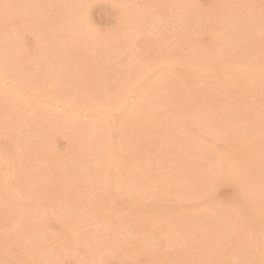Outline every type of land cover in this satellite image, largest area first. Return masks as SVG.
I'll list each match as a JSON object with an SVG mask.
<instances>
[{"label": "rangeland", "instance_id": "374dc122", "mask_svg": "<svg viewBox=\"0 0 264 264\" xmlns=\"http://www.w3.org/2000/svg\"><path fill=\"white\" fill-rule=\"evenodd\" d=\"M24 1V2H23ZM30 0H0V65L2 68H0L3 72H5L8 76V78L11 80H8V88L9 90L12 88L16 90V93L14 94V90L8 94L9 97H15L18 98L20 95L30 97L32 101L35 103H31V110L30 113L26 112V120L25 121H15L16 125L8 126V141H0V228L3 229L0 230V264H86L91 263L93 264H264V33H262V30L264 32V2L263 0H59L62 4L60 5L58 0H31L30 3L27 2ZM39 1V2H38ZM44 5H42L41 3ZM45 1V3H44ZM49 1V3H48ZM53 3H52V2ZM66 1V2H65ZM92 1V3H90ZM114 1H116L114 4ZM131 1V2H130ZM172 1V2H171ZM185 1V3H184ZM216 1V2H214ZM224 1V2H223ZM245 1V2H244ZM59 2V3H58ZM65 2V3H64ZM71 4H70V3ZM83 2V3H81ZM86 2V3H85ZM126 2V3H125ZM128 2V5H127ZM130 2V3H129ZM134 2V5L132 4ZM166 5H164L163 3ZM180 2V3H179ZM190 2V3H188ZM194 2V3H193ZM214 4H213V3ZM222 2V3H221ZM228 4H227V3ZM237 2V3H235ZM253 2V3H249ZM255 2V3H254ZM78 4L77 6L74 4ZM90 3V4H88ZM120 3V4H119ZM122 3V4H121ZM129 6L128 8L125 7V5ZM152 3V4H151ZM159 3V4H157ZM170 3V4H169ZM184 6H183V4ZM243 5H241V4ZM262 5H261V4ZM52 4V5H51ZM56 6H55V5ZM65 7H62L64 6ZM69 6H66V5ZM148 4H151L148 5ZM157 4V5H156ZM161 4V6H160ZM180 6H179V5ZM218 4V5H217ZM232 4V5H231ZM258 4V5H257ZM260 4V5H259ZM36 5L38 7H36ZM41 5V6H40ZM73 5L74 7H72ZM81 5V6H80ZM89 5V6H88ZM124 5V6H123ZM146 5V6H145ZM164 7H163V6ZM170 5V6H169ZM212 5V6H211ZM223 5V6H222ZM227 5H230L229 7ZM256 5V6H255ZM41 8H40V7ZM51 6V8H50ZM136 6V7H135ZM140 6V7H138ZM176 6V7H175ZM179 6V7H178ZM189 6V8H188ZM211 6V8H210ZM216 6V10L215 7ZM222 6V8H220ZM227 6V7H226ZM237 6H239L237 8ZM242 6V7H241ZM254 6V10L252 7ZM259 6V7H257ZM43 7V8H42ZM45 7V8H44ZM56 7V8H55ZM58 7V10H57ZM62 7V8H59ZM68 7V9L66 8ZM76 7V8H75ZM132 7V8H131ZM149 8V10H147ZM153 7V8H152ZM157 7V8H155ZM192 7V8H191ZM219 7V8H218ZM235 8L234 10L232 8ZM247 7V8H246ZM251 7V9H250ZM39 10H38V9ZM54 8V10H53ZM71 8V9H70ZM73 8V10H72ZM82 10H81V9ZM125 8V9H124ZM135 10V11H131ZM139 8V9H136ZM143 8V9H142ZM165 8V9H164ZM184 8V10H183ZM188 8V9H187ZM209 8V9H208ZM240 8V9H239ZM47 9V12H45ZM49 9V10H48ZM124 9V11H123ZM155 9V10H154ZM160 9V10H159ZM163 9V10H162ZM182 9V10H180ZM189 9L190 12H189ZM194 9H198L194 10ZM214 9V10H213ZM219 9V11H218ZM222 9V10H221ZM239 11H238V10ZM41 10V11H40ZM45 10V11H44ZM68 10V11H67ZM70 10V12H69ZM85 10V15L84 14ZM129 10V12H128ZM139 10V13L137 14ZM142 10V12H141ZM156 10L157 13H156ZM166 12H165V11ZM202 10V11H201ZM227 10V11H226ZM231 10V11H229ZM241 10V11H240ZM243 10V12H242ZM247 10V11H245ZM252 10V11H251ZM260 12H258V11ZM37 11V12H36ZM40 11V12H39ZM50 11V12H49ZM54 13H53V12ZM67 11V14H65ZM74 14H71L73 13ZM137 11V12H136ZM151 13H149V12ZM160 11V12H159ZM162 11V12H161ZM164 11V14H162ZM172 11L174 13H172ZM177 11V12H176ZM188 11V12H186ZM197 11V13H196ZM205 11V12H204ZM209 11L212 12V15ZM216 13H213L215 12ZM235 11V12H234ZM261 11H263L261 13ZM64 13V17L62 19V15ZM128 12V13H126ZM144 12V13H143ZM154 12V13H153ZM160 13V15L158 14ZM183 14H182V13ZM193 12V13H192ZM209 14H207V13ZM232 12V13H231ZM248 12V15H247ZM250 12V13H249ZM256 12V13H254ZM37 13L42 14V16H39ZM47 13V14H46ZM60 13V14H59ZM70 13V14H69ZM80 13V14H79ZM165 13L170 14L169 17L165 16ZM172 13V14H171ZM176 13V17H175ZM185 13H188L186 15ZM190 13V14H189ZM199 13H202V15L205 18H202L203 16ZM206 13V14H205ZM220 13V14H219ZM226 13V14H223ZM237 13V14H236ZM245 13V15H244ZM37 14V16H36ZM46 14V15H45ZM56 16H55V15ZM78 14V15H77ZM124 14V17H123ZM126 14V15H125ZM128 14V15H127ZM142 14V15H141ZM157 15V17H155ZM180 14V15H179ZM193 14V16L191 15ZM216 14V15H215ZM71 15V18H70ZM81 15V16H80ZM133 15V16H132ZM138 15V17H137ZM140 15V16H139ZM174 15V16H173ZM185 15V16H184ZM191 15V17H190ZM197 15V16H195ZM201 16L198 18V16ZM208 15V16H207ZM218 15V16H217ZM223 15V16H222ZM226 15V16H225ZM231 15V16H230ZM236 15V16H235ZM238 15V16H237ZM242 15V16H241ZM256 17H255V16ZM260 15V16H258ZM262 15V16H261ZM45 16V17H44ZM51 19H49L48 17ZM68 16V18H67ZM126 16V17H125ZM136 16V18H135ZM142 16V17H141ZM146 16V17H145ZM149 16V17H148ZM153 18H152V17ZM162 18H161V17ZM171 16V17H170ZM173 16V18H172ZM179 16V17H178ZM181 16V17H180ZM183 16V17H182ZM209 18H207V17ZM222 16V17H221ZM235 16V17H234ZM253 16V18H252ZM42 17L44 20H42ZM47 17V19H46ZM56 17V18H55ZM61 17V18H60ZM128 17V18H127ZM165 17V18H163ZM186 17V18H185ZM217 17V18H214ZM221 17V18H219ZM245 17V18H244ZM249 17V18H248ZM263 19H262V18ZM85 18V20L83 19ZM87 18V19H86ZM127 18L126 21H124ZM138 18V19H137ZM157 18V19H156ZM184 18V19H183ZM192 18V20H191ZM197 18V19H196ZM212 21H211V19ZM230 21L227 22L225 21ZM231 18V19H230ZM239 18V19H238ZM244 18V19H243ZM247 18V19H246ZM52 23L50 20H53ZM59 19V20H58ZM68 19V23L64 22ZM74 20L75 22L71 21ZM83 19V21L81 20ZM124 19V20H123ZM131 19V20H130ZM142 19V20H141ZM148 20V22L146 20ZM152 19V20H151ZM156 23H155V20ZM159 19V20H158ZM169 19V20H168ZM175 19V20H174ZM179 19V20H178ZM190 19V20H189ZM196 23H193L194 20ZM200 19V20H199ZM206 19V20H202ZM220 19H224L223 21ZM229 19V20H228ZM245 21H243V20ZM252 19V20H250ZM80 24H78L77 22ZM88 20V21H87ZM123 22H120L122 21ZM129 20V21H128ZM134 20V21H133ZM137 23H136V21ZM144 20V21H143ZM161 20V21H160ZM184 20V22H183ZM190 22H189V21ZM201 20L203 21L201 23ZM258 22H256V21ZM44 21V23H43ZM49 21V22H48ZM60 21H63L60 23ZM86 21V22H85ZM154 21V22H153ZM164 21V22H163ZM167 21H171L170 23ZM176 21H178L176 23ZM198 21V22H197ZM210 21V22H209ZM219 21V22H218ZM234 23H233V22ZM249 21V23H248ZM56 22V23H55ZM126 22V23H124ZM140 22V23H139ZM142 22V23H141ZM145 23V25L143 24ZM159 22V28L158 27ZM162 22V23H160ZM187 22V24H186ZM218 22V23H217ZM251 22V23H250ZM43 23V24H42ZM47 23V24H46ZM64 23V25H62ZM70 23V24H69ZM86 26L83 27V25ZM89 23V24H87ZM121 23V25H120ZM128 23V24H127ZM169 23V25H168ZM187 25L185 27L183 24ZM198 23V24H197ZM207 23V25H206ZM214 23V25L212 24ZM217 23V24H216ZM226 23V24H225ZM230 23V24H229ZM238 23V25H237ZM261 23V24H260ZM54 24V25H51ZM69 24V26H68ZM76 24V25H75ZM124 24V26H123ZM127 24V25H126ZM135 24V25H134ZM136 24L139 26L135 27ZM152 24V25H150ZM157 24V26H156ZM164 24V25H163ZM173 24V26H172ZM212 24V25H211ZM221 24V25H220ZM248 24V25H247ZM251 24V25H250ZM255 24V25H254ZM263 24V25H262ZM43 25V26H42ZM50 25L48 28L47 26ZM88 25H90L88 27ZM121 27H119V26ZM131 28H130V26ZM134 25V28H133ZM148 25V26H146ZM154 25V26H153ZM161 25V26H160ZM183 25V29L181 27ZM196 25V26H195ZM200 25V27H198ZM205 25V27H204ZM250 25V26H249ZM261 25V27H259ZM55 26V27H54ZM58 28H57V27ZM66 26V27H64ZM92 26V27H91ZM123 26V27H122ZM145 28H144V27ZM156 26V27H155ZM164 26V27H163ZM180 26V27H179ZM192 26V27H191ZM211 26V27H208ZM217 26V27H216ZM223 26V28H221ZM230 26V27H229ZM233 26V27H232ZM237 26V27H236ZM241 26L244 28H241ZM46 27V28H45ZM62 27V28H61ZM74 27V28H73ZM94 27V28H93ZM119 27V28H118ZM129 27V28H128ZM143 27V28H142ZM146 27H148L146 29ZM151 27V28H150ZM163 27V28H162ZM198 27V28H197ZM214 29H213V28ZM218 29L217 32L215 31L216 28ZM219 27V28H218ZM248 27V28H247ZM250 27V28H249ZM43 28V29H42ZM53 28V29H52ZM55 28V31H53ZM57 28V29H56ZM82 28V29H81ZM83 28H87L83 30ZM90 28V29H89ZM140 28V29H139ZM176 28V29H173ZM178 28V29H177ZM193 28V29H192ZM196 28V29H195ZM201 28V29H200ZM205 28V29H204ZM212 28V29H210ZM221 28V29H220ZM225 28V29H224ZM229 28V30H228ZM235 28V29H234ZM247 28V29H246ZM255 28L257 30H255ZM52 31H51V30ZM78 29V30H77ZM98 30L101 34V38H98V35H100L97 31ZM126 32H124L123 30ZM136 32V35L135 32ZM139 29V30H138ZM146 29V30H144ZM152 31H151V30ZM156 29V30H155ZM161 29V30H160ZM167 29V30H166ZM171 29V30H169ZM180 29V31H179ZM185 29V30H184ZM208 29V30H207ZM240 29V31H238ZM242 29V30H241ZM249 29L251 31H249ZM49 30V31H48ZM58 30V31H57ZM60 30V31H59ZM62 30V31H61ZM69 30V31H67ZM75 30V31H74ZM143 30V31H141ZM160 30V31H159ZM163 30V33H162ZM166 30V31H165ZM173 30V31H172ZM176 30V31H175ZM191 30V31H189ZM193 30V31H192ZM196 30V31H194ZM212 30V31H211ZM221 30V31H220ZM228 32H227V31ZM234 30V31H230ZM8 31V32H7ZM51 31V33H50ZM122 31V32H121ZM131 31V32H130ZM133 31V32H132ZM145 31V33H144ZM150 31V32H149ZM154 31V32H153ZM159 31V32H157ZM165 31V34H164ZM169 31V34H168ZM172 31V32H170ZM183 31V32H182ZM202 31V32H201ZM209 31V32H208ZM215 31V32H214ZM239 33H238V32ZM258 31V32H257ZM48 32V34H47ZM56 36H54L52 34ZM73 32V33H72ZM83 32V33H82ZM87 32V33H86ZM129 32V33H128ZM157 32V33H156ZM161 32V33H160ZM179 32V33H177ZM192 33L188 34V33ZM198 32V34L196 33ZM207 32V33H206ZM214 32V33H213ZM231 32V35H230ZM244 32V33H243ZM249 32H252L250 34ZM9 33V35H7ZM72 33V34H71ZM98 33V35H96ZM115 33V34H114ZM116 33L117 36H116ZM120 33V34H119ZM128 33V34H127ZM131 33V34H130ZM133 33V34H132ZM141 35H140V34ZM143 33V34H142ZM147 33V37H146ZM151 33V34H150ZM154 33V35H153ZM172 33V34H170ZM174 33V34H173ZM176 33V34H175ZM180 33H185V35H180ZM187 33V34H186ZM205 33V34H204ZM218 33V34H217ZM223 33L225 35H223ZM227 33V34H226ZM249 33V34H247ZM260 33V34H259ZM5 37H4V35ZM60 34L62 36H60ZM67 34V35H66ZM125 34V35H124ZM127 34V35H126ZM145 34V35H144ZM148 34H150L148 36ZM157 34V35H156ZM160 34V35H159ZM216 34V35H215ZM220 34V35H219ZM236 34V35H235ZM263 34V35H262ZM54 39H52L53 37ZM72 35V36H71ZM75 35V36H74ZM78 35V36H77ZM91 35V36H90ZM115 35V36H114ZM121 37H120V36ZM129 35V36H128ZM143 35V37H142ZM172 35V36H171ZM198 35V36H197ZM233 35V37H232ZM262 37H261V36ZM67 36V37H66ZM105 36V37H104ZM113 36V37H112ZM128 38H126V37ZM136 36V37H135ZM152 36V37H150ZM175 36V37H174ZM180 36V37H179ZM186 36V37H185ZM193 36H195L193 38ZM226 36V38H225ZM231 38H230V37ZM235 36V37H234ZM250 36V37H248ZM256 36L259 40H256ZM260 38H259V37ZM51 39L49 40L48 39ZM52 37V38H51ZM60 37V38H59ZM64 37V38H63ZM70 37V39L68 38ZM140 37V38H139ZM154 37V39H153ZM158 39H157V38ZM166 37V38H165ZM177 37V39H176ZM188 37V38H187ZM191 37V38H190ZM215 37V38H214ZM246 37V39L244 38ZM248 37V38H247ZM253 39H252V38ZM46 38V40L44 39ZM95 38V39H94ZM107 38V39H106ZM113 38V39H112ZM115 38V39H114ZM120 40H119V39ZM126 38V39H125ZM134 38V39H133ZM152 38V39H150ZM179 38V39H178ZM182 38V39H181ZM211 38V39H210ZM219 38V39H218ZM231 41H230V39ZM235 38V39H234ZM239 38V39H238ZM57 39V40H56ZM67 39V40H66ZM69 39V40H68ZM93 41H92V40ZM152 40L149 42V40ZM167 42H165L164 41ZM184 39V40H183ZM187 39V40H186ZM218 39V40H217ZM234 39V41H233ZM255 39V40H254ZM49 40V42L47 41ZM57 43H55L54 42ZM99 40V41H97ZM103 40V41H101ZM108 40V41H107ZM112 42H111V41ZM115 40V41H114ZM117 40V41H116ZM129 41L128 42H123ZM138 40V41H137ZM148 40V41H147ZM176 40V42H174ZM183 40V41H182ZM211 40V41H210ZM213 40V41H212ZM216 40V41H215ZM229 40V41H228ZM240 40V41H239ZM52 41V42H51ZM90 41V42H89ZM97 41V44H96ZM120 41V42H119ZM133 41V42H132ZM138 43H137V42ZM143 41V42H142ZM149 42L148 44L146 43ZM158 41V42H154ZM172 41V42H171ZM180 43L178 44V42ZM188 41V42H187ZM40 42V45H39ZM43 42V43H41ZM65 42L66 44H64ZM69 42V43H68ZM72 42V43H71ZM93 45H92V43ZM105 42V44H104ZM122 42V43H121ZM165 42V43H164ZM169 42V43H168ZM193 42V43H192ZM212 42V46L210 45ZM220 42V43H219ZM221 42H226L222 44ZM234 42V43H233ZM236 42L239 44H236ZM247 42V44L245 43ZM61 43V46L60 44ZM104 44V47L102 46ZM112 43V44H111ZM114 43V44H113ZM124 43V44H123ZM134 43V44H133ZM150 43H152L150 45ZM174 43V44H173ZM176 43V44H175ZM184 43V44H183ZM216 43V44H214ZM221 44L218 45L217 44ZM229 43H232L228 45ZM242 43V44H241ZM249 43V44H248ZM54 44V45H53ZM111 44V45H110ZM128 44V46H127ZM139 44V45H138ZM146 44V45H145ZM165 45V47L163 45ZM173 44V45H172ZM187 44V45H186ZM190 44V45H189ZM236 44V45H235ZM258 44V46H257ZM261 44V45H260ZM101 45V46H99ZM110 45V46H109ZM113 45V46H112ZM117 45V46H116ZM122 45V46H121ZM132 45V46H131ZM137 45V46H136ZM149 47H148V46ZM157 45V46H156ZM177 45V46H176ZM179 45V46H178ZM216 45V46H215ZM233 45V46H232ZM252 45V46H251ZM40 46L42 48H40ZM46 46V47H45ZM49 46V47H48ZM55 46V47H54ZM63 46V47H62ZM66 46V47H65ZM71 48H70V47ZM90 46V47H89ZM136 46V47H135ZM140 46V47H139ZM148 48H147V47ZM160 46V47H159ZM182 46V47H181ZM189 46V47H188ZM215 46V47H214ZM223 46V47H222ZM244 46V47H243ZM246 46V47H245ZM249 48H248V47ZM256 46V47H255ZM44 47V48H43ZM51 47V48H50ZM62 47V49L60 48ZM69 47V48H68ZM109 47V48H108ZM118 47V48H117ZM162 47V48H161ZM168 47V48H166ZM174 47V48H173ZM180 47V48H179ZM214 47V48H213ZM217 47V48H216ZM219 47V48H218ZM229 47V48H228ZM235 49H234V48ZM3 48V51H2ZM50 48V50H49ZM56 49V52L54 50ZM67 48V49H65ZM78 48V49H77ZM93 48V49H92ZM104 48V49H102ZM114 48V49H113ZM117 48V49H115ZM127 48V49H126ZM159 48V49H158ZM190 48V49H189ZM216 48V49H215ZM221 48V49H220ZM225 48V49H224ZM260 48V49H258ZM75 49V50H74ZM84 49V50H83ZM109 49V50H108ZM132 49V50H131ZM169 49V50H168ZM175 49V51H174ZM214 52H212L211 51ZM215 51H214V50ZM219 49V50H218ZM233 49V50H231ZM238 49V50H237ZM244 49V51H243ZM257 49V51H256ZM47 50V53H46ZM53 50V51H51ZM65 52H61L64 51ZM71 50V51H70ZM73 50V52H72ZM98 50V51H97ZM113 52H112V51ZM116 52H115V51ZM119 50V51H118ZM121 50V51H120ZM123 50V51H122ZM127 50V51H126ZM130 52H129V51ZM136 50V51H135ZM172 53H168V51ZM193 50V52L191 51ZM196 50V51H195ZM223 50V51H222ZM230 50V51H229ZM248 50V51H247ZM6 51V52H5ZM43 51V52H42ZM51 51V52H50ZM55 51V52H54ZM68 51V52H67ZM92 51V52H90ZM104 51V52H103ZM107 51V52H106ZM125 51V52H124ZM132 51V52H131ZM161 51V52H160ZM163 51V52H162ZM165 51H167L165 53ZM239 51V52H237ZM262 51V52H261ZM71 52L73 54H71ZM77 52L79 54H77ZM119 52V54H118ZM196 52V53H195ZM216 52V53H215ZM219 52V53H218ZM246 52V53H245ZM254 52V56L253 53ZM62 53V55H61ZM67 55H66V54ZM94 53V54H93ZM105 53V54H104ZM108 53V54H107ZM129 53V54H128ZM135 53V54H134ZM138 53V54H137ZM208 53V54H207ZM230 53V54H229ZM236 53V54H235ZM70 54V55H69ZM77 54V57L76 55ZM98 54V55H97ZM124 54V56H123ZM132 54V55H131ZM134 54V55H133ZM163 54V55H161ZM165 54V55H164ZM169 54V55H168ZM196 54V56H194ZM211 54V55H210ZM213 54V55H212ZM242 54V55H240ZM245 54V55H244ZM252 56H250V55ZM13 55V56H12ZM46 55V56H45ZM53 55V56H51ZM72 55V56H71ZM74 55V56H73ZM82 55V56H81ZM108 58H104L105 56ZM111 55V56H110ZM121 55V56H119ZM210 55V56H209ZM228 55V56H227ZM232 55V56H231ZM249 55V56H248ZM51 56V57H50ZM56 56V57H55ZM63 56V58H62ZM94 56V57H93ZM103 56V57H102ZM126 56V57H125ZM167 56V57H166ZM175 56V57H173ZM191 57L190 60H188ZM208 56V57H207ZM219 56V58H218ZM222 56V57H221ZM234 56V57H233ZM6 57V59H5ZM43 57V59H42ZM53 57V58H52ZM58 57L60 59H58ZM67 59L69 60H66ZM71 57V58H70ZM73 57V58H72ZM79 57V58H78ZM85 57V58H84ZM89 57V58H86ZM92 57V59H91ZM97 57V58H95ZM99 57H102L100 59ZM110 57V58H109ZM187 57L186 60H184ZM212 57V58H211ZM221 57V59H220ZM233 57V58H232ZM16 58V59H15ZM19 58V59H18ZM81 58V59H80ZM112 58V59H111ZM121 58V59H120ZM173 58V59H172ZM237 58V59H236ZM4 59V60H2ZM52 59V60H51ZM75 59V60H74ZM78 59V60H77ZM87 61H86V60ZM91 59V60H90ZM141 59V60H139ZM166 59V60H165ZM171 59V60H170ZM176 59V60H175ZM214 59V60H213ZM231 59V60H230ZM15 60V61H14ZM17 60V62H16ZM43 60V61H42ZM57 63H55L56 61ZM66 60V61H65ZM74 60V61H73ZM100 60V61H99ZM102 60V62H101ZM107 60V61H106ZM112 60V61H111ZM123 60V61H122ZM129 60V62H128ZM133 62L131 63L130 62ZM136 60V61H135ZM169 60V62H168ZM216 60V61H215ZM234 60V61H233ZM244 60V61H242ZM249 60V61H248ZM60 61V62H59ZM75 64L73 66V64ZM85 61V63H84ZM117 61V62H116ZM160 61V62H159ZM172 61V62H170ZM175 61V62H174ZM182 61V62H181ZM184 61V62H183ZM191 61V62H189ZM221 61V62H220ZM224 61V62H223ZM228 61V64H227ZM231 61V63H230ZM233 61V62H232ZM237 61V62H235ZM9 62V63H8ZM13 62V63H12ZM20 62V63H18ZM38 62V63H37ZM46 64H45V63ZM62 62V63H61ZM70 62V63H69ZM106 62V63H105ZM110 62V63H108ZM115 62V63H114ZM137 62V63H136ZM163 62V63H162ZM187 64H186V63ZM197 62V63H196ZM206 62V63H204ZM213 62V64H212ZM217 65H216V63ZM241 62H243L241 64ZM40 63V64H39ZM44 63V65H43ZM69 65H68V64ZM81 63V65L79 64ZM92 63V64H91ZM97 63V64H95ZM99 63V64H98ZM105 63V65H104ZM128 63V64H127ZM156 63V64H155ZM159 63V64H158ZM169 67V69H166L165 64ZM180 63V65H179ZM185 65H184V64ZM220 63L222 65H220ZM239 65H238V64ZM8 64V65H7ZM20 64V65H19ZM50 64V66H49ZM59 64V65H56ZM72 64V66L70 65ZM86 64V65H84ZM89 64V65H88ZM108 64V65H107ZM112 64V65H111ZM115 64V65H114ZM123 64V65H122ZM131 64V65H130ZM142 66V67H140ZM143 64V65H142ZM151 65L149 67V65ZM164 64V65H162ZM177 64V65H176ZM189 64V66H188ZM192 64V66H190ZM204 66H202V65ZM23 65V66H22ZM48 65V66H47ZM53 65V69H52ZM64 65V66H63ZM67 65V66H66ZM80 65V66H79ZM92 65V66H90ZM94 65V66H93ZM102 65V66H101ZM111 65V66H110ZM119 65V66H118ZM146 65V66H145ZM157 65V66H155ZM161 65V67H160ZM175 65V66H173ZM179 65V66H178ZM195 65V67L193 66ZM212 65L213 68H212ZM246 67H243L245 66ZM4 66V67H3ZM18 66V68H17ZM25 66V67H24ZM39 66V67H38ZM47 68H46V67ZM60 66V67H59ZM83 66V67H82ZM115 69H114V67ZM140 69H139V67ZM144 66V67H143ZM155 66V67H153ZM162 68V66L164 68ZM183 66V67H182ZM185 66H187V69ZM198 66V67H197ZM200 66H202L200 68ZM225 66V67H223ZM228 66V70H226V67ZM232 66V67H231ZM259 66L263 67L262 70L259 68ZM37 67V68H35ZM44 67V68H43ZM51 67V70H50ZM56 67V68H55ZM81 67V68H80ZM92 67V68H90ZM97 67V69H96ZM105 67V68H104ZM106 67H108L106 69ZM110 67H112L110 69ZM130 67V68H128ZM138 67V69H137ZM190 67H194L193 69ZM210 67V68H209ZM223 67V68H221ZM236 67V68H233ZM8 68V69H7ZM16 68V69H15ZM24 68V69H21ZM42 68V69H40ZM80 68V69H79ZM85 68V69H84ZM118 68V69H117ZM123 68V71H122ZM142 68L143 71H142ZM148 68V69H147ZM150 68V69H149ZM152 68V69H151ZM158 70L155 72V70ZM158 68V69H157ZM200 70H199V69ZM207 68V70H206ZM212 70H208L211 69ZM218 70H217V69ZM238 68V69H237ZM249 72V75L246 71V69ZM249 68V69H248ZM254 68V69H252ZM257 68V69H256ZM12 69V70H11ZM24 71L22 73V71ZM28 69V70H27ZM30 69V70H29ZM36 69V71H34ZM38 69V70H37ZM49 69V70H48ZM57 69V70H56ZM61 69V70H60ZM75 69V70H74ZM83 69V70H81ZM101 69V70H100ZM104 69V70H103ZM111 71H110V70ZM117 69V71H116ZM148 71H147V70ZM203 71H202V70ZM221 71H220V70ZM223 69V71H222ZM235 69V70H234ZM240 69V70H239ZM242 69V71H241ZM252 69V70H251ZM16 70V71H15ZM20 70V71H19ZM44 70L46 73H44ZM47 70L49 72H47ZM70 70V72H69ZM92 70V71H90ZM97 70V72H96ZM109 72H108V71ZM131 70V71H130ZM146 70V71H145ZM150 70V71H149ZM164 72H162V71ZM196 70V71H195ZM225 70V71H224ZM232 70V71H230ZM244 70V72H243ZM254 70H256L254 72ZM262 72H261V71ZM30 71V72H29ZM50 71H54L51 73ZM59 74L57 75V72ZM63 71V73H62ZM74 71H77L79 73H75ZM81 71V73H80ZM84 71V73H83ZM88 71V72H86ZM199 71V72H198ZM204 73H200V72ZM212 71V72H211ZM215 71V72H214ZM218 73H217V72ZM238 73H236V72ZM240 71V72H239ZM260 71V72H258ZM9 72V73H8ZM18 72V73H17ZM32 72V73H31ZM36 72V73H35ZM74 72V73H72ZM96 72V73H95ZM99 72V73H98ZM106 72H108L106 74ZM116 72V73H115ZM118 72V73H117ZM133 72V74H131ZM135 72V74H134ZM153 72V75L151 74ZM173 72V73H172ZM207 72V73H206ZM224 72V73H223ZM226 72V73H225ZM254 72V73H253ZM20 73V75H19ZM28 73V74H27ZM71 73V75H70ZM95 73L97 74L98 80L96 81V75L91 74ZM120 73V74H119ZM125 73V74H124ZM140 74V77L138 74ZM142 73V74H141ZM146 73V74H144ZM159 73V74H158ZM165 73V74H164ZM171 73V74H170ZM215 73V74H214ZM221 73V74H220ZM232 73V74H231ZM243 73V74H242ZM247 73V74H246ZM259 73V74H258ZM33 74V75H31ZM38 74V75H37ZM49 74V75H48ZM53 74V75H52ZM64 74V75H63ZM88 74V75H87ZM102 74V76H100ZM104 74V75H103ZM106 74V75H105ZM118 77H117V75ZM137 74V75H136ZM155 74V75H154ZM170 76H169V75ZM203 74V75H202ZM227 74V76H226ZM231 74V76H230ZM235 74V75H234ZM241 74V75H239ZM245 74V76H244ZM22 75V76H21ZM30 75V77L28 76ZM36 75V76H35ZM42 75V76H41ZM45 75V77H43ZM52 75V76H51ZM64 77H63V76ZM70 77H69V76ZM81 75V77H80ZM90 75V76H89ZM93 75V76H92ZM99 75V76H98ZM164 75V76H163ZM232 75L236 76L234 79H232ZM248 77H247V76ZM256 75V76H254ZM23 76H25L23 78ZM33 76V77H32ZM41 76V77H40ZM49 76V77H48ZM60 76V77H58ZM79 76V77H78ZM87 76V77H85ZM92 76V77H91ZM95 76V77H94ZM106 76V77H105ZM120 76V77H119ZM128 76V77H127ZM133 76V77H132ZM156 76V77H155ZM159 76V77H158ZM233 76V77H234ZM251 76V77H249ZM91 77V78H90ZM100 77V78H99ZM125 77V79H123ZM135 77V78H134ZM139 77V78H137ZM146 77V78H145ZM149 77V78H147ZM241 77V79H240ZM262 77V78H261ZM41 78V80H40ZM47 78V79H46ZM49 78V79H48ZM51 78V79H50ZM59 80H58V79ZM71 78V79H70ZM75 78V79H74ZM80 78V79H79ZM82 78V79H81ZM94 78V82L93 79ZM96 78V79H97ZM106 78V80H105ZM109 78V79H108ZM116 78L118 80H116ZM131 78V79H130ZM133 78V79H132ZM143 78V79H142ZM156 79V82L154 80ZM223 78V79H222ZM248 78V79H247ZM250 78V79H249ZM256 78V79H255ZM259 78V79H258ZM21 79V80H20ZM39 79V81L37 80ZM65 79V80H64ZM69 79V80H68ZM84 79V81H83ZM86 79V80H85ZM126 81V82H124ZM128 79V80H127ZM138 79V80H137ZM140 79V80H139ZM150 80V81H147ZM153 79V80H152ZM161 79V80H160ZM172 79V80H171ZM222 79V80H220ZM247 79V80H246ZM20 82L18 83L17 81ZM32 80V82L30 81ZM49 80V81H48ZM54 80V81H53ZM64 80V81H61ZM81 82H77V81ZM91 80V81H90ZM105 80V81H104ZM109 80V81H108ZM120 80L121 83H120ZM137 80V81H135ZM165 80V81H164ZM228 80V82L226 81ZM252 82L250 83V81ZM11 83H10V82ZM41 81V82H40ZM60 81V82H59ZM70 81V82H69ZM75 81V83H74ZM90 81V83H89ZM113 81V82H112ZM130 81V83H129ZM132 81V83H131ZM140 81V82H138ZM145 81V84H144ZM168 81V82H167ZM176 81V82H175ZM259 83H258V82ZM263 81V82H262ZM13 82V83H12ZM29 82V83H28ZM40 82V83H39ZM47 82V83H46ZM50 82V83H49ZM93 82V83H92ZM111 84H110V83ZM119 82V83H117ZM147 82V83H146ZM170 82V83H169ZM172 82V83H171ZM214 82V84H213ZM226 82V83H225ZM256 82L255 84H253ZM19 85H17V84ZM23 85H22V84ZM25 83V84H24ZM46 83V84H45ZM55 83V84H54ZM61 83V84H60ZM96 83H99L96 84ZM108 83L107 85H104ZM115 83V84H114ZM125 85H124V84ZM164 83V84H163ZM202 83V84H201ZM205 83V84H204ZM209 83V84H208ZM220 83V84H219ZM247 83V84H246ZM258 83V84H257ZM22 87H20L21 85ZM36 84V85H35ZM61 86H60V85ZM69 84V85H68ZM76 84V85H75ZM80 84V86H79ZM102 84V85H100ZM110 84V85H109ZM121 84V85H120ZM132 84V85H131ZM149 84V85H147ZM161 84V85H160ZM179 84V85H178ZM182 84V85H181ZM212 84V85H211ZM233 84V85H232ZM252 84V85H251ZM12 85V86H11ZM16 85V86H15ZM32 85V86H31ZM38 85V86H37ZM48 85V86H47ZM63 85V87H62ZM86 87H85V86ZM88 85V86H87ZM91 85V87H89ZM98 85V86H97ZM116 85V87H115ZM127 85V86H126ZM139 85V86H138ZM146 85V86H145ZM165 85V86H164ZM167 85V86H166ZM174 87H173V86ZM176 85V86H175ZM199 85V86H198ZM216 87H215V86ZM220 85V86H219ZM223 85V86H222ZM226 85V86H224ZM243 85V86H242ZM15 86V88H14ZM19 86V87H18ZM68 88H67V87ZM93 86V90L92 89ZM97 86V87H95ZM100 86V87H99ZM111 86V87H109ZM133 86V87H132ZM137 86V88H135ZM149 86V87H148ZM153 86V87H152ZM177 86H180L177 87ZM184 86V87H183ZM205 86V87H204ZM211 86V87H209ZM228 86V87H227ZM233 86V88H232ZM243 88H242V87ZM247 86H249L248 88ZM252 86V87H251ZM27 87V88H26ZM30 89H29V88ZM33 88V90L31 89ZM70 87V88H69ZM72 87V89H71ZM84 87V90L82 89ZM104 87V88H103ZM105 87L106 90H105ZM115 87V88H114ZM132 87V88H131ZM149 88V90L147 88ZM159 87V89H158ZM161 87V88H160ZM183 87V88H182ZM187 87V88H186ZM227 87V88H226ZM19 90H18V89ZM26 88V90L24 89ZM41 88V89H40ZM52 88V89H51ZM62 88V89H61ZM80 88V89H79ZM103 88V89H102ZM125 88V89H124ZM153 88V91H152ZM167 88V89H166ZM170 88L171 90H169ZM179 88V89H178ZM185 88V89H184ZM193 88V89H192ZM207 88V89H205ZM213 88V89H212ZM216 88V89H215ZM225 88V90H224ZM230 88V89H228ZM22 92H20L21 90ZM29 89V90H28ZM40 89V91H39ZM46 89V90H45ZM70 89V90H69ZM75 89V90H73ZM101 89L99 93L101 98L99 96V93H97V90ZM108 89V90H107ZM118 89V90H117ZM122 89V90H121ZM124 89V90H123ZM131 89V91H129ZM145 91H144V90ZM157 92H155L154 91ZM162 89V91L160 90ZM177 89V92H174ZM205 89V91H204ZM209 89V90H208ZM254 89V90H253ZM19 92H18V91ZM51 90V91H50ZM55 90V91H54ZM68 90V91H67ZM77 90V92H76ZM87 90V91H86ZM96 90V91H95ZM103 90V91H102ZM111 90V91H110ZM137 90V91H136ZM142 92H141V91ZM174 90V91H173ZM180 90V91H179ZM222 90V91H220ZM243 90V91H242ZM246 90V91H245ZM253 90V91H252ZM260 90V91H259ZM263 90V91H262ZM37 91V92H36ZM39 91V92H38ZM44 93H43V92ZM57 91L58 95H57ZM61 91V92H60ZM67 91V92H66ZM74 91V92H73ZM81 95L82 97L79 96ZM95 91V92H94ZM102 91V92H101ZM104 91L107 92V94L104 93ZM109 91V92H108ZM113 91V92H112ZM127 92L123 94L122 92ZM136 91V92H135ZM140 91V92H139ZM152 91V92H151ZM166 91V92H165ZM171 91V92H170ZM184 91V92H183ZM193 91V92H192ZM198 91V92H197ZM201 91V92H200ZM216 93V95L213 93ZM216 91V92H215ZM224 91H226L224 93ZM239 91V92H238ZM241 91V92H240ZM252 91V92H250ZM262 91V93H261ZM54 92V93H53ZM66 92V93H65ZM73 92V93H72ZM116 92V94H115ZM121 92V93H119ZM139 95L145 94L143 96H140V99H138V93ZM144 92V93H143ZM165 96H164V94ZM206 94H205V93ZM246 92V93H245ZM18 93V95H17ZM34 93V94H33ZM37 93V95H36ZM48 93V95H47ZM62 93V94H61ZM65 93V94H64ZM76 93V94H75ZM86 93V94H85ZM142 93V94H141ZM162 93V94H161ZM168 93V94H167ZM173 93V94H172ZM175 93V94H174ZM177 93V94H176ZM185 93V94H183ZM191 93V94H190ZM227 93V94H226ZM231 93V94H230ZM235 93V95H234ZM238 93V94H236ZM249 93V94H248ZM256 93V95H255ZM11 94V95H10ZM14 94V95H12ZM55 94V95H54ZM71 94V95H70ZM73 94V95H72ZM97 94V97H96ZM105 94V95H104ZM110 94V95H109ZM113 94V95H112ZM155 94V95H153ZM167 94V95H166ZM193 94V95H192ZM211 96L210 98L207 96ZM218 94V95H217ZM225 94V95H224ZM230 94V96H229ZM17 95V96H15ZM43 95V96H42ZM48 97H47V96ZM54 95V96H53ZM62 95V96H61ZM76 95V96H75ZM90 95V96H89ZM95 95V96H93ZM108 95V96H107ZM112 95V96H111ZM115 95V98L113 97ZM147 95V96H146ZM177 95V97L175 96ZM180 95V97H179ZM191 96L190 98H186ZM204 95V97H203ZM241 95V96H240ZM251 95V96H250ZM258 95V96H257ZM261 95V96H260ZM263 95V96H262ZM42 96V97H39ZM46 96V97H45ZM53 96V97H51ZM75 96V97H70ZM107 96V97H105ZM119 96V97H118ZM128 98H123V97ZM131 96V97H130ZM152 96V97H151ZM156 98H155V97ZM167 96V98H166ZM169 96V97H168ZM185 96V97H184ZM193 96V97H192ZM207 96V97H206ZM217 96V98H216ZM235 96V97H234ZM244 96V98H243ZM249 96V97H248ZM19 97V98H21ZM48 100V102L44 99ZM57 97V99H56ZM58 97L59 100L58 101ZM63 99H62V98ZM68 97V98H67ZM91 97V98H90ZM94 97V98H93ZM99 97V99H97ZM121 97V98H120ZM136 97V98H135ZM145 97V98H144ZM162 97V98H160ZM175 97V98H174ZM183 99H182V98ZM225 97H227L225 99ZM247 97V98H246ZM252 97V98H250ZM256 97V98H255ZM54 98L56 100H54ZM73 100L70 102V99ZM83 98V99H82ZM114 98V99H113ZM134 100H133V99ZM148 98V100H147ZM172 100H170V99ZM235 98V99H234ZM237 98V99H236ZM250 98V99H248ZM263 98V99H261ZM43 99V100H42ZM65 99V100H64ZM79 99V100H78ZM82 99V102L80 101ZM87 99V100H86ZM95 99V100H94ZM105 99V100H103ZM110 99V100H109ZM126 102H124V100ZM136 99V100H135ZM158 99V100H157ZM168 99V100H167ZM174 99V100H173ZM186 99V100H185ZM188 99V100H187ZM192 101H190V100ZM202 99H204L202 101ZM233 99V100H232ZM239 99V100H238ZM41 102L39 103L38 102ZM69 100V101H68ZM101 100V101H100ZM103 100V101H102ZM108 100V101H107ZM116 100V101H115ZM122 100V101H121ZM146 104H144V101ZM155 100V101H154ZM162 100V101H160ZM185 100V101H183ZM206 100V101H205ZM219 100V101H218ZM221 100L223 102H221ZM227 100V101H226ZM230 100V101H229ZM242 100V101H241ZM249 100V101H248ZM254 100V101H253ZM257 102H256V101ZM44 101V103L42 102ZM60 101H63L62 104ZM70 102L65 103V102ZM79 101V102H78ZM87 101V102H86ZM100 101V102H99ZM120 103H119V102ZM130 101V102H129ZM135 101V105H132ZM143 101V103H141ZM171 101V102H168ZM225 101V102H224ZM234 102V104L232 102ZM253 101V102H252ZM38 102L39 104H36ZM47 102V103H46ZM52 102V103H51ZM77 102V103H76ZM108 102V103H107ZM111 102V103H110ZM116 102V103H115ZM118 102V104H117ZM154 102V104H153ZM215 102V103H214ZM229 102V103H227ZM238 104H237V103ZM242 102V103H241ZM256 102V103H255ZM261 102H263L261 104ZM54 103V104H53ZM90 103V104H89ZM100 103V105H99ZM103 103V104H102ZM130 103V105H129ZM149 103V104H147ZM165 103V104H164ZM170 103V105H169ZM204 105H203V104ZM214 103V106L213 104ZM226 103V104H224ZM232 103V104H231ZM253 103V105H252ZM53 104L51 107L50 105ZM59 104V105H57ZM65 104L68 105L65 107ZM75 104V105H74ZM83 106V108L80 106ZM89 104V105H88ZM109 104V105H108ZM116 106H115V105ZM146 109H145V107ZM168 104V105H166ZM199 106H197V105ZM203 106H201V105ZM229 104V105H228ZM243 104V105H242ZM259 104V105H258ZM38 105V106H37ZM46 107H45V106ZM72 105V106H70ZM79 107H77V106ZM90 108L86 109V106ZM95 105V106H94ZM114 105V106H113ZM124 105V106H123ZM133 107H132V106ZM140 105V106H139ZM155 105V106H154ZM221 107H220V106ZM257 105V108L256 106ZM36 106V108H34ZM44 106V108H42ZM55 106V109H54ZM59 106V107H56ZM64 108H63V107ZM106 106V107H105ZM111 108H109V107ZM122 106V107H121ZM127 106V107H126ZM138 108H136V107ZM151 106V107H150ZM170 106V107H168ZM206 106V107H205ZM213 106V107H212ZM220 108H219V107ZM229 108L227 111V107ZM252 106V107H251ZM263 106V107H262ZM40 107V108H39ZM61 107V108H60ZM68 107V108H67ZM75 107V108H72ZM95 107V108H93ZM100 107V108H98ZM104 107V108H103ZM140 107V109H139ZM148 107V108H147ZM166 107V108H165ZM176 107V108H175ZM197 107V108H196ZM209 107V108H208ZM215 107V108H214ZM225 107V108H224ZM236 107L235 109H233ZM240 109H239V108ZM250 107V108H249ZM260 107V108H259ZM39 108V109H38ZM50 108V109H49ZM59 108V109H56ZM78 108V109H77ZM92 108V109H91ZM109 108V109H108ZM116 110H112L115 109ZM119 108V109H118ZM129 108V109H128ZM136 110L138 111H134ZM163 108V109H162ZM213 108V110H212ZM242 108V109H241ZM244 108H247L244 110ZM263 111H262V109ZM34 109V110H33ZM52 109V110H51ZM66 111H64V110ZM73 109V110H71ZM83 111H82V110ZM94 109V110H93ZM121 109V111H120ZM125 109V110H124ZM133 109V110H131ZM139 109V110H138ZM147 113H145L143 110ZM150 109V110H148ZM154 109V110H153ZM159 111H158V110ZM178 109V110H177ZM205 109V111H204ZM209 109V110H208ZM217 111H215V110ZM219 109V111H218ZM237 109V110H236ZM33 110V111H32ZM41 113H40V111ZM44 110V111H43ZM48 110V111H47ZM61 110V111H60ZM75 110V111H74ZM80 112H79V111ZM102 114H100V112ZM108 110V111H107ZM123 112L124 114L121 115ZM123 110V111H122ZM128 110V111H127ZM143 112H141V111ZM166 112H162V111ZM171 110V111H170ZM173 110V111H172ZM224 110V111H223ZM232 110V111H230ZM242 110V111H239ZM244 110V111H243ZM250 110V111H249ZM254 110V111H253ZM258 110V111H257ZM47 111V112H46ZM62 113H60V112ZM64 111V112H63ZM89 111V112H88ZM95 111V113H94ZM106 111V112H104ZM111 111V112H110ZM126 111V112H125ZM130 111V112H129ZM132 111V112H131ZM156 111V112H154ZM159 114H158V112ZM178 111V112H177ZM203 111V113H202ZM239 111V112H238ZM258 113H257V112ZM56 112V114H55ZM71 113L70 115H67L66 113ZM76 114L72 116L74 113ZM97 112V113H96ZM104 112V114H103ZM116 112V113H115ZM129 112V113H128ZM138 114H137V113ZM141 112V113H139ZM151 112V113H150ZM168 112V113H167ZM170 112V113H169ZM196 112L199 113L196 117ZM207 114H206V113ZM211 112V113H210ZM228 112V113H227ZM238 112V113H237ZM248 112V114H247ZM33 113V114H32ZM40 113V114H39ZM46 113V114H45ZM64 113V114H63ZM83 113L85 114V117H83ZM90 113V114H89ZM94 113V114H92ZM110 113V114H109ZM131 115L129 116V114ZM155 113V114H154ZM161 113L163 115H161ZM178 113H181V115L178 118ZM210 113V114H209ZM214 113V114H213ZM235 113V114H234ZM37 114V115H36ZM67 116H66V115ZM87 114V115H86ZM108 114V115H107ZM114 114L117 116H114ZM119 114V115H118ZM140 114V115H139ZM142 114V115H141ZM147 114V115H146ZM154 114V115H152ZM165 114V117H164ZM171 114V115H170ZM174 114V115H173ZM204 114V115H203ZM212 114V115H211ZM226 114V115H225ZM229 114V115H228ZM234 116H232V115ZM252 114V115H251ZM257 116H256V115ZM41 115V116H40ZM53 115V116H52ZM82 118L80 119V117ZM93 115V116H92ZM95 115V116H94ZM138 115L137 119L136 116ZM150 115V117H149ZM168 115V116H166ZM170 115V116H169ZM177 115V117H175ZM201 115V116H199ZM237 115V116H236ZM244 115V116H242ZM31 116V117H30ZM46 116L48 117L47 120ZM50 116V117H49ZM52 116V117H51ZM77 116H80L79 118ZM89 116V118L87 117ZM90 116L94 119L90 118ZM101 116L103 117V120L106 119V121L101 120ZM111 116V117H110ZM114 116V117H113ZM120 120L118 119L119 117ZM123 116V117H122ZM127 116V117H126ZM135 116V117H134ZM141 116V117H140ZM147 119V121L145 119ZM147 116V117H145ZM157 116V117H154ZM159 116V117H158ZM161 116V117H160ZM195 116V117H194ZM205 116V117H204ZM219 116V117H218ZM225 116V117H224ZM231 116V118H230ZM242 118H241V117ZM63 117V118H62ZM67 119H66V118ZM73 117V118H71ZM131 118L129 120V118ZM172 117V118H169ZM181 117V118H180ZM184 117V118H183ZM186 117V119H185ZM204 117V119H203ZM207 117V118H206ZM216 118L214 120L213 118ZM239 117V118H238ZM42 118V120L40 119ZM57 118V119H56ZM59 118V119H58ZM80 122L76 123L78 119ZM88 118V119H87ZM100 118V119H99ZM141 118V119H140ZM148 118H151L148 120ZM175 118V120H174ZM178 118V119H177ZM195 118V120H194ZM54 119V120H53ZM62 119V120H61ZM66 119V120H65ZM72 119V120H71ZM77 119V120H76ZM87 119V120H83ZM102 122H100L99 120ZM124 119V120H123ZM134 119V120H133ZM139 119V120H138ZM166 119V120H165ZM177 122V120H179ZM184 119V121H183ZM193 119V120H192ZM209 119V120H208ZM11 123H14V120L12 118L10 119ZM33 120V121H32ZM40 120V121H39ZM45 120V121H44ZM48 122H47V121ZM51 120V121H50ZM76 120V121H75ZM83 120V121H82ZM131 120L132 123H131ZM136 120V121H135ZM156 120V121H155ZM192 120V122H191ZM212 120V121H211ZM57 123H56V122ZM59 121V122H58ZM61 121V122H60ZM67 121V122H65ZM71 123L69 124L68 123ZM84 121L86 123H84ZM88 121V122H87ZM91 121V123H89ZM108 121V123H107ZM120 121H122L120 123ZM129 121V122H128ZM161 123H159V122ZM171 123H170V122ZM175 121V122H172ZM183 123H182V122ZM196 121V122H194ZM198 121V122H197ZM246 121V122H245ZM21 122V123H20ZM35 122V123H34ZM39 122V123H38ZM46 122V123H45ZM98 122V124H97ZM106 122V123H105ZM138 124H137V123ZM151 122V123H150ZM153 122V123H152ZM163 122V123H162ZM167 122V123H166ZM186 122V123H185ZM201 122V123H200ZM52 123V124H51ZM56 123V124H55ZM61 123V124H60ZM67 123V124H66ZM75 123V124H74ZM100 123V125H99ZM120 123V124H119ZM141 123V124H139ZM148 123V124H147ZM159 125H158V124ZM177 123V124H176ZM182 123V124H181ZM198 123V124H197ZM73 124V125H72ZM79 126H77V125ZM84 126H82V125ZM88 124V125H87ZM92 124V125H90ZM105 124V126L103 125ZM107 124V125H106ZM122 124V125H121ZM128 124V126H127ZM156 124V125H155ZM172 124V126H171ZM174 124V125H173ZM177 126H176V125ZM180 126H179V125ZM196 124L198 126H196ZM200 124V125H199ZM206 126H204V125ZM21 125V126H20ZM38 125V126H37ZM42 125L44 127H42ZM48 125V126H47ZM56 125V126H55ZM65 125V127H64ZM75 125V126H74ZM87 127H86V126ZM92 126L90 128V126ZM114 125V128H113ZM116 125V126H115ZM134 125V126H133ZM138 125V126H136ZM141 125V127H140ZM155 125V126H154ZM183 127H182V126ZM51 126V128H50ZM53 126V127H52ZM110 129H108V127ZM124 126V127H123ZM152 126V127H151ZM175 126V128H174ZM202 126V127H200ZM38 127V128H37ZM47 127V128H46ZM68 127V128H67ZM73 127V128H72ZM75 127V128H74ZM77 127V128H76ZM121 127V128H119ZM130 127V128H129ZM136 127V129H135ZM156 127V128H155ZM169 127V128H168ZM197 127V128H196ZM200 127V128H199ZM204 127V128H203ZM207 127V128H206ZM46 132H45V130ZM55 128V131H54ZM60 128L63 130H60ZM97 128V130H96ZM106 128V131H109L106 133L104 131ZM116 128V129H115ZM126 128V129H125ZM134 128V129H133ZM140 128V129H139ZM146 128V129H145ZM178 128V129H177ZM180 128V130H179ZM37 129V130H36ZM59 129V131H58ZM74 129V130H73ZM80 129V130H79ZM83 129V130H82ZM115 129V130H114ZM121 129V130H119ZM124 129V130H123ZM128 129V130H127ZM168 131H166V130ZM170 129V130H169ZM177 129V130H176ZM189 131H188V130ZM199 129H203L200 131ZM207 132H204L206 131ZM35 130V131H34ZM52 130V131H51ZM77 130V131H76ZM82 130V132H81ZM86 130V131H85ZM92 130V131H91ZM102 130V131H101ZM114 130V131H112ZM117 130V131H116ZM140 130V131H139ZM143 130V132H142ZM183 130V131H182ZM185 130V131H184ZM33 131V132H32ZM50 132V134L48 133ZM57 131L59 135L57 134ZM70 131V132H69ZM74 131V132H73ZM97 131V132H96ZM128 131V133H127ZM136 131V132H135ZM172 131V132H171ZM187 131V132H186ZM191 131V132H190ZM28 132V133H27ZM42 132V133H41ZM55 132V133H54ZM63 132V133H62ZM69 132V134H68ZM79 132V135H78ZM88 134L86 135L85 134ZM103 132V133H102ZM126 132V133H125ZM175 134H174V133ZM184 132V133H181ZM195 132V133H194ZM33 133V135H32ZM82 133V134H81ZM99 133V134H98ZM116 133L118 135H116ZM125 133V134H124ZM135 133V134H133ZM138 133V134H137ZM149 133V134H148ZM172 137H170L171 135ZM187 133V134H186ZM204 133V134H203ZM54 134V135H53ZM66 134V135H65ZM81 134V135H80ZM90 134V135H89ZM93 134V136L91 135ZM100 136V137H98ZM101 134V135H100ZM104 134V136H103ZM110 134V137H109ZM133 134V135H131ZM147 134V135H146ZM169 134V135H168ZM178 136H177V135ZM183 134V135H181ZM185 134V135H184ZM213 136H210V135ZM42 135V136H41ZM45 135V136H44ZM49 135V136H48ZM51 135V136H50ZM64 135V138H63ZM79 140L76 139V136ZM108 135V136H106ZM115 135V136H114ZM121 135V136H120ZM127 135V136H126ZM130 135V136H129ZM134 135H137L136 137ZM144 135V137H142ZM188 135H190L188 137ZM31 136V138H30ZM40 136V137H38ZM54 136V137H53ZM67 136V139L66 137ZM75 138H72V137ZM84 136V137H83ZM92 136V138L88 137ZM124 136V138H123ZM132 136V137H131ZM212 138H210V137ZM42 137V138H41ZM44 137V139H43ZM98 137V138H97ZM107 137V138H106ZM113 137V138H111ZM131 137V138H130ZM169 141H167V139ZM179 137V138H177ZM214 137V138H213ZM40 138V139H39ZM52 138V139H51ZM86 139L85 141L83 139ZM88 138L90 142L88 141ZM126 138L129 140L126 141ZM140 138V139H139ZM150 140L148 141L147 140ZM183 138V139H181ZM193 138H196L195 140ZM71 139V140H70ZM82 139V140H81ZM110 139V140H109ZM124 139V140H122ZM174 139V140H172ZM207 139V140H206ZM37 140V141H36ZM47 140V141H46ZM50 140V142H49ZM51 140L53 143H51ZM74 140V145L73 141ZM96 141V143H94ZM102 140V141H101ZM107 140V141H105ZM115 140V141H114ZM133 140V141H132ZM141 140V141H140ZM153 140V141H152ZM194 140V141H193ZM197 140V141H196ZM210 140V141H209ZM40 141V142H39ZM81 141V142H80ZM93 145H92V142ZM101 141V142H100ZM111 145H110V143ZM118 142V145L116 147L115 143ZM131 141V142H130ZM137 141V142H136ZM140 141V142H139ZM209 141V143H207ZM213 141V144L211 145V142ZM48 142V143H47ZM114 142V145H113ZM125 142V143H124ZM128 142V143H127ZM135 142V143H134ZM147 142V143H146ZM150 142V143H149ZM177 142V143H175ZM43 143V145H42ZM50 143V145H49ZM82 143V145H81ZM134 143V145H133ZM168 144V145H167ZM29 145V146H28ZM48 145V147H47ZM53 145V146H52ZM77 145V147H76ZM81 145V146H80ZM91 145V146H89ZM96 145V146H95ZM98 145V146H97ZM100 145V146H99ZM126 145V146H125ZM132 145V146H131ZM149 145V147H148ZM153 145V146H152ZM170 145V146H169ZM179 145V146H178ZM207 145V146H206ZM209 145V148H208ZM18 146V147H17ZM35 146V147H34ZM44 146V147H41ZM50 146V147H49ZM85 146V147H83ZM89 146V148H87ZM95 146V148H94ZM107 147L106 148L103 147ZM125 146V150L124 147ZM135 146V147H134ZM152 146V147H151ZM155 146V147H154ZM165 146V147H164ZM169 146V147H168ZM181 146V147H180ZM17 147V148H16ZM73 147V148H72ZM81 147V148H80ZM97 147V148H96ZM114 147H116L114 149ZM122 147V148H121ZM130 147V148H129ZM135 150H134V148ZM148 149H147V148ZM151 147V148H150ZM28 148V149H27ZM32 150H31V149ZM37 148V149H36ZM45 148H47L45 150ZM71 148V150H70ZM80 148V149H79ZM87 150H86V149ZM91 148V149H90ZM110 148V149H109ZM158 148V149H155ZM168 148V149H167ZM171 148V149H169ZM174 148V149H173ZM20 150V151H17ZM24 149V150H23ZM40 149V150H39ZM42 149L44 151H42ZM50 149V152L48 151ZM69 149V151H68ZM74 149V150H73ZM84 149V150H82ZM90 149V152H89ZM101 149V150H100ZM120 149V150H119ZM127 149V150H126ZM147 149V150H146ZM179 149V150H178ZM191 149V150H189ZM205 149V150H204ZM210 149V150H209ZM16 150V151H15ZM27 150V151H26ZM30 150V151H29ZM37 150V151H35ZM80 150V151H79ZM86 150V153H85ZM91 150L93 152H91ZM95 150V151H94ZM133 150V152H132ZM178 150V151H177ZM211 150L213 151L211 153ZM36 153H33V152ZM75 151H77L75 153ZM97 151V152H96ZM105 151V152H104ZM107 151V155H106ZM116 151H120L117 153L119 155L118 159L116 158ZM123 151V155L122 152ZM131 153H130V152ZM145 151L147 153H145ZM156 151H158L156 153ZM174 151V153H173ZM186 151V153H185ZM210 151V152H209ZM8 152V155L6 154ZM18 152V153H17ZM25 152V154H24ZM28 152V153H27ZM40 152V155H39ZM47 152V155H46ZM80 152H82L80 154ZM88 152V153H87ZM111 152H114L113 154ZM128 152L130 155H128ZM150 152V154L148 153ZM155 152V153H153ZM167 152V153H166ZM190 152V153H189ZM205 152V153H204ZM209 152V153H207ZM17 153V154H16ZM43 153V154H42ZM67 153L70 155H67ZM73 153V154H72ZM78 153V155H77ZM100 153V154H99ZM111 153V155H110ZM123 161H122V156ZM129 157H125V155ZM134 153V154H132ZM161 153V154H160ZM211 153V155H210ZM35 154V155H34ZM61 156H60V155ZM72 154V155H71ZM86 154V155H85ZM89 154V156H88ZM103 154V155H102ZM107 156H105V155ZM125 154V155H124ZM132 154V155H131ZM144 154L146 156H144ZM160 154V155H159ZM167 154V155H166ZM206 154V155H205ZM215 154V156H214ZM6 155V158H5ZM17 155V157H16ZM36 156V157H33ZM39 155V156H38ZM46 155V156H45ZM49 155L50 158L49 159ZM53 155V156H52ZM81 155V156H80ZM96 155V156H95ZM98 155V156H97ZM139 157L138 158L136 157ZM142 155L144 157H142ZM152 155V156H149ZM158 155V156H157ZM13 156V157H12ZM29 156V157H28ZM48 156V157H47ZM81 157L79 159V157ZM104 156V159H103ZM109 156V158H108ZM134 156V157H133ZM141 156V157H140ZM165 156V157H162ZM12 157V158H11ZM15 157V158H14ZM26 157V158H25ZM28 157V158H27ZM42 159H41V158ZM45 157V159H44ZM59 157V158H58ZM86 157V158H85ZM99 157V158H98ZM101 157V158H100ZM111 157V158H110ZM151 157H154L153 159ZM159 157V158H158ZM2 158V159H1ZM11 158V159H9ZM63 158V159H62ZM78 158V160H77ZM89 158V159H88ZM91 158V159H90ZM96 158V160H95ZM113 158V159H112ZM131 158V161H129ZM143 158V159H142ZM164 158V159H163ZM208 158V159H207ZM210 158V159H209ZM10 160V164L7 160ZM16 159V161H14ZM51 161H49V160ZM57 161H55V160ZM65 159V160H64ZM86 159V160H85ZM101 159V160H100ZM104 162H103V160ZM116 159L119 161L117 162ZM136 159V160H134ZM142 159V160H141ZM152 159V160H151ZM157 159V160H156ZM166 159V161H165ZM190 159V160H189ZM27 160V161H25ZM38 160V162L36 161ZM64 160V161H63ZM69 160V161H68ZM82 160V161H80ZM85 160V161H84ZM94 162H93V161ZM108 160V161H107ZM127 160V161H126ZM163 163H161L160 161ZM164 160V161H163ZM172 160V161H171ZM209 160V161H208ZM6 161V163L3 162ZM12 161V162H11ZM36 161V162H35ZM49 161V162H48ZM54 161V163H52ZM68 161V162H66ZM72 163H71V162ZM75 161V162H74ZM78 161V163H77ZM113 162L112 165L110 162ZM121 161V162H120ZM149 161V162H148ZM154 161V162H152ZM159 161V162H158ZM170 161V162H169ZM17 162V163H16ZM24 162V163H23ZM43 162V163H42ZM74 162V163H73ZM84 162V163H83ZM92 162V163H91ZM98 162V163H96ZM102 162L104 164H102ZM105 162H108L105 167ZM126 162V163H125ZM129 162V163H128ZM131 164L133 165H130ZM137 162V164L135 163ZM3 163V165H2ZM13 163V164H12ZM17 165H16V164ZM34 163V164H33ZM40 163V164H39ZM52 163V164H51ZM57 167H56V165ZM63 163V164H62ZM67 163V164H66ZM69 163V164H68ZM71 163V165H70ZM101 163V164H100ZM119 163V164H118ZM123 163V164H122ZM141 163V164H139ZM157 165H156V164ZM12 164V166H11ZM27 164V165H26ZM36 164V165H35ZM45 166H44V165ZM54 164V165H53ZM73 164V165H72ZM75 164V165H74ZM95 167H94V165ZM97 164V165H96ZM116 166H115V165ZM118 164V165H117ZM129 164V165H128ZM147 164V166H146ZM150 164V165H148ZM154 164V165H153ZM169 164V165H168ZM192 164V165H191ZM8 165V166H7ZM10 165V166H9ZM47 165V166H46ZM70 165V166H69ZM85 165V167L83 166ZM103 165V167H102ZM114 165V166H113ZM141 165V168H140ZM174 167H173V166ZM191 165V166H189ZM8 167V169L6 168ZM14 166V167H13ZM31 168H30V167ZM44 166L45 169H42ZM49 166V168H48ZM53 166V167H52ZM60 166V167H59ZM77 166V167H76ZM80 166V167H79ZM98 166V168H97ZM101 166V167H100ZM112 168H111V167ZM121 167L120 168H118ZM132 166V170L129 169ZM145 166V167H144ZM159 166V167H158ZM162 166V167H161ZM172 166V167H171ZM186 166V167H185ZM193 166V168H192ZM39 167V168H38ZM68 167V168H67ZM71 167V168H70ZM75 167V168H74ZM80 169H79V168ZM83 167V169H81ZM90 167V168H89ZM94 167V168H92ZM100 167V168H99ZM126 167V168H125ZM144 167V168H143ZM148 167V168H147ZM158 167V169H156ZM176 167V168H175ZM178 167V168H177ZM11 168V170H10ZM13 168V169H12ZM23 168V170H22ZM26 168V169H25ZM34 168H36L34 170ZM38 168V169H37ZM47 168V169H46ZM92 168V170H91ZM102 168V169H101ZM105 168V169H104ZM137 168V169H136ZM154 168V169H153ZM164 168V169H163ZM184 168V169H183ZM188 168V171H187ZM193 170H192V169ZM6 169V171L4 170ZM29 169V170H28ZM56 169V170H55ZM65 169V171H64ZM69 169V170H68ZM71 169V170H70ZM87 169V170H86ZM97 169V170H96ZM109 169V170H108ZM111 169V170H110ZM114 169V171H112ZM123 169V172H122ZM136 169V170H135ZM149 169V170H147ZM153 169V170H152ZM182 169V171L180 170ZM20 170V171H19ZM43 170V173H42ZM53 170V172H52ZM62 170V171H60ZM75 170V171H73ZM77 170V171H76ZM82 170V171H80ZM104 170V171H103ZM116 170V171H115ZM119 170V171H118ZM126 172H125V171ZM139 170V171H138ZM144 170V171H143ZM155 170V171H154ZM5 171V172H3ZM10 171L12 172L10 174ZM14 171V173H13ZM35 171V172H34ZM37 171V172H36ZM67 171V173H66ZM85 171V173H84ZM102 173H101V172ZM110 173H107L109 172ZM129 171V172H128ZM132 171V172H130ZM140 174V172H142ZM152 171V172H151ZM163 171V172H162ZM176 171V173L174 172ZM178 171V172H177ZM184 171V172H183ZM3 172V173H2ZM22 172V173H21ZM32 172H34L32 174ZM40 172V173H39ZM48 172V173H47ZM95 172V173H94ZM98 172V173H97ZM100 172V174H99ZM116 172V173H115ZM122 172V174H121ZM133 172H136L135 174ZM139 172V174H138ZM148 172V173H147ZM155 172V173H154ZM160 172V174H159ZM191 172V174H190ZM194 172V173H193ZM2 173V174H1ZM5 173V174H4ZM9 173V174H8ZM36 173V174H35ZM55 173V174H54ZM63 175H61V174ZM76 173V174H75ZM78 173V174H77ZM115 176H113L114 174ZM118 173V174H117ZM131 173V174H130ZM165 173V175H163ZM171 173V176L169 175ZM175 173V174H174ZM178 173V174H177ZM183 173V174H182ZM26 174V175H25ZM30 174V175H29ZM39 174V175H37ZM68 174V175H67ZM73 176H72V175ZM75 174V175H74ZM85 174V175H84ZM91 174V176H90ZM94 174V175H93ZM99 174V176H98ZM111 176V178L107 177ZM196 174V175H195ZM3 175H7L6 181L4 180L5 177ZM13 175V176H11ZM17 175V176H16ZM29 175V176H28ZM33 175V176H32ZM42 175V176H41ZM43 175L45 177H43ZM47 175V176H46ZM50 175V177H49ZM65 175V177H64ZM67 175V176H66ZM105 175V176H103ZM132 175H135L136 177H133ZM139 175V176H138ZM148 175V176H147ZM151 175H153L151 177ZM158 175V176H157ZM175 177H173V176ZM176 175V176H175ZM191 175V177H190ZM195 175V176H194ZM10 176V178H9ZM32 176V177H31ZM52 176V177H51ZM69 176V177H68ZM80 176V177H79ZM95 178H94V177ZM99 178H98V177ZM123 176V177H122ZM125 176V177H124ZM142 176V177H141ZM157 176V177H156ZM160 176V177H159ZM165 176V177H164ZM179 176V177H178ZM184 176V177H182ZM3 177V178H2ZM20 177V178H19ZM39 177V178H38ZM68 177V178H66ZM116 179L118 182L115 181L113 183V179ZM130 177V178H129ZM169 177V178H168ZM174 180H173V178ZM9 183H8V179ZM26 178V179H25ZM37 178V179H36ZM47 178V179H46ZM57 178V181L55 179ZM73 178V179H72ZM122 178V179H120ZM127 178V180L125 179ZM133 178V179H131ZM138 178V179H137ZM140 178V179H139ZM148 178V179H146ZM151 178V179H149ZM158 178V179H157ZM164 178V179H163ZM181 178V179H180ZM190 178V179H189ZM194 178V179H193ZM14 179V181L12 180ZM23 179V180H22ZM40 179V180H39ZM51 179V180H50ZM63 179V181H62ZM69 181H67V180ZM84 179V181H83ZM96 179V180H94ZM101 179V180H100ZM131 179V180H130ZM145 179V180H143ZM155 181H153V180ZM157 179V180H156ZM162 179V181H161ZM172 179V180H171ZM185 179L186 182L181 181ZM12 180V181H11ZM31 180V182H30ZM35 180V181H33ZM47 180V181H46ZM71 180V181H70ZM91 180V181H90ZM105 183H103L104 181ZM113 180V181H112ZM133 180V181H132ZM149 181V183H147ZM164 180V181H163ZM171 180V182H170ZM178 180V182H177ZM191 180V181H190ZM17 183H16V182ZM29 181V183L26 182ZM33 181V182H32ZM44 181V182H43ZM55 181V182H54ZM67 181V182H65ZM101 181V182H100ZM103 181V182H102ZM111 181V182H110ZM129 181V182H128ZM138 183L136 184V182ZM140 181V182H139ZM143 181V183H142ZM153 181V182H152ZM174 181V182H173ZM216 181V182H215ZM40 182V183H39ZM43 182V183H42ZM65 182V184H64ZM97 182V185H96ZM109 182V183H107ZM134 182V183H133ZM147 184H146V183ZM152 182V183H151ZM163 182V183H162ZM170 182V183H168ZM182 182L184 184H182ZM4 183V184H3ZM51 183V184H50ZM58 185H57V184ZM89 183V184H88ZM95 183V184H94ZM132 183V184H131ZM156 183L157 187H154ZM159 185H158V184ZM165 183V184H164ZM172 183V184H171ZM176 183V184H175ZM182 185H181V184ZM191 187H190V185ZM1 184L6 188H1ZM6 184V185H5ZM17 184V185H16ZM21 184V186H20ZM35 184V185H34ZM64 184V187H63ZM73 184V187H72ZM76 184V186H75ZM99 184V185H98ZM107 184V185H106ZM130 186H129V185ZM153 184V185H152ZM172 186H169V185ZM175 184V185H174ZM8 185V186H7ZM42 185V186H41ZM48 185V186H47ZM94 185V186H93ZM111 185V186H110ZM115 185V186H114ZM132 185V186H131ZM150 185V186H149ZM162 185V186H161ZM165 185V186H164ZM169 188H168V186ZM175 188H174V186ZM2 186V187H3ZM17 186V187H16ZM33 186V187H32ZM39 188H38V187ZM78 186V187H77ZM89 186V187H88ZM97 186V187H96ZM104 186V187H103ZM141 186V188L139 187ZM148 186V187H147ZM161 186V187H160ZM9 187V190L8 188ZM15 187V188H14ZM28 187V188H27ZM71 187V188H70ZM91 187V188H90ZM96 187V188H95ZM100 187V188H99ZM107 187V188H105ZM112 187V188H111ZM117 187L122 190L117 189ZM128 187V188H127ZM133 187V188H131ZM137 187V188H135ZM147 187V188H146ZM150 187V188H149ZM164 187V189H163ZM167 187V188H166ZM183 187V188H182ZM14 190H10L13 189ZM18 188V189H17ZM27 188V189H26ZM38 188V189H37ZM50 188V189H49ZM56 188V189H54ZM74 188V189H73ZM78 188V190H77ZM93 188V189H92ZM114 188V189H113ZM135 188V189H134ZM159 190L158 192L155 189ZM188 188V189H186ZM17 189V190H16ZM23 189V190H22ZM36 189V192L34 191ZM42 189V190H41ZM58 189V190H57ZM69 189V190H68ZM129 191H126V190ZM134 189V190H133ZM149 189V190H148ZM161 189V190H160ZM168 191H166V190ZM175 191H174V190ZM19 190V191H18ZM54 190V191H53ZM62 190V192H61ZM92 190V191H91ZM108 192H107V191ZM142 190V191H141ZM144 190V191H143ZM173 190V193L170 191ZM6 191V192H5ZM10 191H12L10 193ZM40 191V192H39ZM51 191V192H50ZM68 191V192H67ZM96 191V192H95ZM119 191V192H118ZM123 191V192H122ZM126 191V192H125ZM153 191V193L151 192ZM261 191V192H260ZM4 192V193H2ZM23 194V195H21ZM57 192V193H56ZM72 194H71V193ZM78 192V193H77ZM107 192V193H105ZM109 192L111 194H109ZM138 192V194L136 193ZM145 192V193H144ZM151 192V193H150ZM160 192V193H159ZM165 192V193H164ZM212 192V193H211ZM53 193V194H52ZM61 193V194H60ZM63 193V194H62ZM67 195H66V194ZM75 193V194H74ZM128 193L126 196L125 194ZM133 193V195H132ZM167 193V194H166ZM180 193V194H179ZM212 195H211V194ZM261 193V194H260ZM12 194V195H11ZM16 194V195H15ZM19 194V195H18ZM28 194V195H27ZM35 194V195H34ZM51 196H50V195ZM55 194V195H54ZM118 194V195H117ZM122 194V196H121ZM131 194V195H130ZM142 194V195H141ZM164 194V195H162ZM176 194V195H175ZM196 194L198 197H196ZM204 194V195H203ZM207 194V195H205ZM244 194V196H243ZM7 195V196H5ZM16 197H14V196ZM50 197H49V196ZM60 195V197H58ZM91 195V196H90ZM130 195V196H129ZM135 195V196H134ZM138 195V196H137ZM171 195V196H169ZM262 195V196H261ZM3 196L5 197L3 199ZM9 196V197H8ZM21 196V197H20ZM25 196L27 197L28 202L25 201ZM36 196V197H35ZM134 196V197H133ZM167 196V197H166ZM206 196V197H205ZM254 196V197H253ZM24 197V199L22 198ZM30 197V198H29ZM47 197V198H46ZM62 197V198H61ZM170 197L174 200H169ZM22 198L23 200L20 202L18 199ZM34 201H32V199ZM67 198V199H66ZM69 198V199H68ZM78 198V199H77ZM85 200H83V199ZM113 198V199H112ZM118 198V199H117ZM167 198V199H166ZM177 198V199H176ZM241 198V199H240ZM31 199V200H30ZM36 199V200H35ZM49 200V202H47ZM52 199V201H51ZM57 199V200H53ZM72 199V200H70ZM77 199V200H75ZM123 199V200H122ZM191 199V200H190ZM257 201H256V200ZM18 200V201H17ZM30 200V201H29ZM89 200V201H88ZM98 200V201H97ZM120 200V201H119ZM169 200V201H168ZM179 200V201H178ZM10 203H9V202ZM25 201V202H24ZM32 201V204H31ZM69 201L68 203H66ZM77 202L74 203V202ZM79 201V202H78ZM172 201L171 203H169ZM241 201H245L246 204H244ZM8 202V204H7ZM15 202V203H14ZM34 202V203H33ZM51 202V203H50ZM64 204H63V203ZM89 202V204H88ZM91 202V203H90ZM94 202V204H93ZM262 202V203H261ZM12 203V204H11ZM20 203V204H18ZM55 204L54 206L52 204ZM80 203V204H79ZM191 203V204H190ZM240 203V204H239ZM244 205H243V204ZM7 204V205H6ZM15 204V205H14ZM17 204V205H16ZM47 204H51L50 206ZM68 206H67V205ZM98 204V207L97 205ZM192 206H190V205ZM237 204H239V210ZM252 204V205H251ZM258 204V208L257 207ZM262 204V206H261ZM2 205H4L2 207ZM9 205V206H8ZM19 205V206H18ZM84 205V206H81ZM89 205V207H88ZM92 205V206H91ZM249 205H251L249 207ZM256 205V207H255ZM5 206L7 208H5ZM13 206H17L16 208H13ZM30 206V208H29ZM44 206V207H43ZM59 206V208H58ZM62 206H64L62 208ZM81 208H80V207ZM188 206V207H187ZM248 207V212H246V207ZM22 207V208H21ZM34 207V208H33ZM50 207V208H49ZM65 207L67 209H65ZM69 207V209H68ZM97 207V208H96ZM234 207V208H233ZM237 207V208H236ZM253 209H252V208ZM260 207V208H259ZM26 208V209H24ZM38 212L36 211V209ZM42 208V209H40ZM47 208V209H46ZM84 208V209H83ZM91 208V209H90ZM93 208V209H92ZM96 208V209H95ZM190 208V210H189ZM212 208V209H211ZM236 208V209H235ZM256 208V209H254ZM7 209V212H6ZM9 209V210H8ZM14 209H16L14 211ZM26 210L25 215L24 210ZM32 211H31V210ZM35 209V210H34ZM40 209V210H39ZM46 209V210H44ZM51 209V210H50ZM89 209V211H88ZM188 209V210H187ZM19 210V211H18ZM46 213V215H43V212ZM62 210V211H61ZM72 210V211H70ZM92 210V211H91ZM102 210V211H101ZM209 210V211H208ZM217 210V211H215ZM230 210V211H229ZM243 212H242V211ZM261 212H260V211ZM14 211V212H13ZM18 211V213H17ZM48 211V212H46ZM52 211V213H51ZM57 211V212H56ZM87 211L89 213H87ZM95 211V212H93ZM212 211V212H211ZM221 211V212H220ZM229 211V212H228ZM231 211H233L231 213ZM239 211V212H238ZM256 211V212H255ZM13 212V213H12ZM28 212V213H27ZM34 212V213H33ZM64 212V213H63ZM67 212V213H66ZM81 212V213H79ZM92 212V214H91ZM99 212H103V214L100 215ZM105 212V213H104ZM211 212V214H210ZM227 214H226V213ZM241 212V213H240ZM254 212V213H253ZM258 212V214H257ZM35 213L38 215H35ZM49 213V214H48ZM69 213V216H68ZM219 213V214H218ZM229 213V214H228ZM236 213V214H234ZM239 213V214H237ZM244 213L246 216L244 217ZM256 213V214H255ZM260 213V214H259ZM262 213V214H261ZM3 214V219H2ZM12 214V215H11ZM14 214V216H13ZM16 214V215H15ZM42 214V215H41ZM62 214V215H61ZM86 214V216H85ZM224 214V215H223ZM261 216L262 221L257 226V222L254 223L250 219L251 215ZM9 215V216H8ZM35 215V216H34ZM52 215V216H51ZM73 215V216H72ZM76 215V216H75ZM90 215V216H89ZM99 215V216H98ZM105 215V216H102ZM240 215V216H239ZM18 216V217H16ZM19 216H21L19 218ZM34 219H32L33 217ZM37 216V217H36ZM51 216V217H50ZM65 216V217H64ZM98 216V218L96 217ZM181 216V217H180ZM218 216V217H217ZM231 216V217H230ZM234 216V217H233ZM237 216V217H236ZM248 216V217H247ZM8 217V218H7ZM12 217V220H11ZM26 217V218H25ZM91 217V218H89ZM179 217V218H178ZM212 217V218H211ZM217 217V218H216ZM223 217V218H222ZM228 217V219H227ZM241 217V218H240ZM244 217V219H243ZM46 220H45V219ZM65 218V220H64ZM78 219V222L76 219ZM104 218V219H103ZM211 220H210V219ZM214 218V219H213ZM217 220H216V219ZM220 218V219H219ZM239 218L241 220H239ZM246 218V219H245ZM23 219V224L21 223ZM25 219V221H24ZM44 219V220H42ZM81 220V222L79 221ZM83 219V223H82ZM86 219V220H85ZM93 219V220H91ZM133 219V221L131 220ZM182 219V220H180ZM226 221H225V220ZM250 221L252 222H248ZM260 219V220H261ZM5 220V221H4ZM21 220V221H20ZM67 220V221H66ZM89 220V221H88ZM103 220L105 222H103ZM136 220V221H135ZM221 220V221H220ZM233 220H236L235 223ZM20 221V222H19ZM27 221V222H26ZM71 221V224H70ZM110 221V222H109ZM115 221V222H114ZM151 221V222H149ZM183 225H182V222ZM217 221V222H216ZM26 222V223H25ZM42 222V223H41ZM88 222V223H87ZM131 224H130V223ZM170 222V224H169ZM188 224H187V223ZM211 222V223H210ZM213 222L214 225L213 226ZM225 222H228L227 225ZM233 222V223H231ZM237 222V223H236ZM244 223L241 225V223ZM9 223H11L9 225ZM13 223V224H12ZM20 223V224H18ZM29 223V224H28ZM69 223V224H68ZM76 223V224H74ZM82 223V224H81ZM168 223V224H167ZM190 223V224H189ZM218 223V224H216ZM250 223V224H248ZM15 224V225H14ZM34 225L31 227V225ZM74 224V226H73ZM88 224V225H87ZM106 224V225H105ZM115 224V225H114ZM141 224V225H140ZM150 224V225H148ZM187 224V225H186ZM209 226H208V225ZM212 224V225H211ZM222 224V225H221ZM253 226H252V225ZM256 225V227L254 226ZM4 225V226H1ZM13 225V226H12ZM23 227L21 228V226ZM28 225V226H27ZM30 225V228H29ZM87 225V226H86ZM127 225V226H126ZM152 225V226H151ZM186 225V226H185ZM190 225V226H188ZM196 225V227H195ZM205 225V226H204ZM220 225V226H219ZM224 225H226L224 227ZM11 226V227H10ZM17 226V227H16ZM25 226L28 228H25ZM40 226V227H39ZM67 228H66V227ZM78 226L80 227L78 229ZM126 226V227H125ZM202 226V227H201ZM234 226V227H233ZM7 227V228H6ZM37 227V228H36ZM42 227V228H41ZM71 227V228H70ZM85 227V228H84ZM90 227V229H89ZM92 227V228H91ZM104 227V228H103ZM215 227V228H214ZM216 227L218 229H216ZM224 227L226 230H224ZM237 227V228H236ZM244 227V228H243ZM261 227V229L259 228ZM12 228V229H11ZM34 228V229H32ZM41 228V229H40ZM44 228V229H43ZM66 228V230H65ZM85 230H84V229ZM110 228V229H109ZM115 228V229H114ZM210 228V229H209ZM222 230H220V229ZM256 228V229H255ZM14 229V231H13ZM18 229V230H17ZM20 229V230H19ZM24 229L25 233H24ZM36 229V230H35ZM70 230V231H67ZM74 231H73V230ZM92 229V232H91ZM97 231H96V230ZM108 229V230H107ZM171 229V230H170ZM209 229L210 231L206 230ZM213 229V231H212ZM234 229V230H233ZM5 230H8L7 232ZM34 232H33V231ZM95 232H94V231ZM114 230V232H113ZM217 231V232H214ZM259 230V233H258ZM48 231V232H47ZM67 231V232H66ZM103 231V232H102ZM126 234H125V232ZM135 231V232H134ZM172 231V232H171ZM221 233H220V232ZM226 236H225V233ZM229 234H227V232ZM256 231V233H255ZM262 231V232H261ZM4 232V233H3ZM38 232V233H37ZM70 234H69V233ZM73 232V233H71ZM76 232V233H75ZM86 232V233H85ZM89 232V234H88ZM94 232V234H93ZM112 232V233H111ZM118 232V233H117ZM138 232V233H137ZM24 233V235H23ZM27 233H29L27 235ZM78 237H74L75 234ZM80 233V235H78ZM82 233V234H81ZM84 233V234H83ZM92 233V234H91ZM98 233L100 235H98ZM102 235L104 236H101ZM104 233V234H103ZM111 235H108V234ZM117 233V234H116ZM140 233V234H139ZM216 233V234H215ZM255 233V234H253ZM8 234V236H7ZM19 234V235H18ZM38 236H37V235ZM41 234V235H40ZM46 234V235H45ZM52 234V235H51ZM86 234V235H85ZM97 234V235H96ZM133 234V235H132ZM220 234V235H219ZM31 235V236H30ZM34 239L32 238L33 236ZM40 235V236H39ZM50 235V236H49ZM106 235V236H105ZM117 235V236H116ZM119 235V236H118ZM121 235V236H120ZM126 235V236H125ZM129 235V236H128ZM222 235V236H221ZM20 236V237H19ZM44 236V237H43ZM47 236V237H46ZM94 237V239H92ZM128 236V237H127ZM225 236V238H224ZM7 237V240H5ZM11 237V238H10ZM27 237V239H25ZM30 237V238H29ZM53 237V239H52ZM62 237V238H61ZM65 237V238H64ZM82 237V238H80ZM18 238V239H17ZM22 238V240H20ZM42 239L41 240H39ZM57 240H56V239ZM64 238V239H63ZM69 242L67 241L68 239ZM80 238V239H79ZM90 238V240H89ZM106 238V239H105ZM108 238V239H107ZM123 238V239H122ZM257 239L254 240V239ZM40 241L38 243V241ZM45 239V240H44ZM49 239V240H48ZM82 239V240H81ZM99 239V240H98ZM115 239V240H114ZM122 239V240H121ZM134 239V240H133ZM221 239H223L221 241ZM13 240V241H12ZM15 240V241H14ZM27 240V241H26ZM62 240V241H61ZM77 242H76V241ZM80 240V241H79ZM84 240V241H83ZM106 240V241H105ZM220 240V241H219ZM225 240V242H224ZM250 240V241H247ZM252 240V242H251ZM3 241V242H2ZM18 241V242H17ZM21 241V242H20ZM45 241V242H44ZM82 241V242H81ZM103 241L105 243H103ZM133 241V242H132ZM142 243H141V242ZM10 242V243H9ZM12 242V243H11ZM16 242V243H14ZM24 244H23V243ZM28 242V243H26ZM37 242V243H36ZM48 242V243H47ZM54 242V243H53ZM56 242V243H55ZM61 242V243H60ZM64 242V245H62ZM81 242V243H80ZM85 242V243H84ZM97 242V243H94ZM99 242V244H98ZM122 242V243H121ZM140 242V243H139ZM248 244L249 249L247 250ZM251 244H250V243ZM257 242V246L256 245ZM6 243V244H5ZM19 243V244H18ZM36 243V244H35ZM50 243V245H48ZM67 243V244H66ZM83 243V244H82ZM87 243V245H86ZM90 243V244H88ZM101 243V244H100ZM103 243V244H102ZM110 243V244H108ZM128 244V245H125ZM137 243V244H136ZM226 243V244H223ZM254 243L255 245H253ZM5 244V245H3ZM38 244V245H37ZM47 244V245H46ZM60 247H58V245ZM61 244V245H60ZM66 244V245H65ZM94 244V246H93ZM108 244V245H106ZM131 244V245H130ZM250 244V245H249ZM10 245V246H9ZM32 245V246H31ZM34 245V246H33ZM36 245V246H35ZM39 245H41L39 247ZM47 247H46V246ZM57 245V246H56ZM101 245H103L101 247ZM110 245V248L108 247ZM143 245V246H142ZM263 245V246H262ZM21 246V247H20ZM27 246V247H26ZM50 249H49V247ZM63 246V247H62ZM96 246V247H95ZM98 246V248H97ZM117 248H116V247ZM134 246V248H133ZM147 246V247H146ZM38 247V249H37ZM55 247V248H54ZM112 247V249H111ZM132 247V248H131ZM143 247V248H141ZM245 247V249H244ZM254 247V248H253ZM262 247V248H261ZM3 248V249H2ZM25 251H23V249ZM28 248V249H26ZM58 248V249H56ZM93 248V249H92ZM101 248V249H100ZM136 248V249H135ZM36 249V250H34ZM45 249V250H44ZM55 249V250H54ZM97 249V250H95ZM126 249V250H125ZM130 249L129 253L128 250ZM133 249V251L131 250ZM244 249V250H243ZM254 251H252V250ZM2 250V252H1ZM7 250V252H6ZM52 250V251H51ZM243 250V252H242ZM250 250V252H249ZM258 250V251H257ZM4 251V253H3ZM28 251H32L28 253ZM38 251V252H37ZM58 251V252H57ZM97 251V252H96ZM101 251V252H100ZM127 251V254H126ZM137 251V252H136ZM25 252V253H24ZM36 252V253H34ZM41 252V254H40ZM52 252V253H51ZM54 252V253H53ZM56 252V253H55ZM92 252V253H91ZM27 253V254H26ZM34 253V254H33ZM39 255H38V254ZM91 255H90V254ZM95 253H98L97 256ZM100 253V254H99ZM253 253V254H252ZM2 254V255H1ZM55 254V255H54ZM95 254V255H93ZM103 254V255H102ZM105 254V255H104ZM243 254V255H242ZM249 254V255H248ZM8 255V256H6ZM13 255V256H12ZM31 255V256H29ZM36 255V256H35ZM90 255V256H89ZM261 255V256H260ZM45 256V257H44ZM52 256V257H51ZM55 256V257H53ZM87 256V257H86ZM94 256V258H92ZM103 256V257H102ZM108 258H107V257ZM244 256V257H243ZM249 256V257H248ZM258 256V257H257ZM10 257V258H9ZM28 257V258H27ZM60 262H57V259ZM86 257V259H84ZM90 257V260H88ZM100 257V258H98ZM6 258H8L6 260ZM12 258V259H11ZM14 258V259H13ZM37 258V259H36ZM42 260H41V259ZM96 258V259H95ZM103 258V259H102ZM107 258V259H105ZM245 258H247L245 260ZM258 258V260H257ZM2 259V260H1ZM14 260L15 262L13 263ZM31 259V260H30ZM56 259V260H55ZM60 259V260H59ZM109 259V260H108ZM132 259V260H131ZM209 259V260H208ZM260 259V261H259ZM5 260V261H4ZM9 260V261H8ZM30 260V261H29ZM50 260V261H49ZM86 260V263H85ZM92 260V261H91ZM95 260V261H94ZM105 262H104V261ZM250 260V261H249ZM263 260V261H262ZM4 261V262H3ZM8 261V262H7ZM100 263H98V262ZM136 261V262H135ZM208 261V262H207ZM254 261V262H253ZM258 261V262H255ZM12 262V263H11ZM31 262V263H29ZM33 262V263H32ZM42 262V263H41ZM49 262V263H48Z\"/></svg>", "mask_w": 264, "mask_h": 264}, {"label": "bare ground", "instance_id": "6f19581e", "mask_svg": "<svg viewBox=\"0 0 264 264\" xmlns=\"http://www.w3.org/2000/svg\"><path fill=\"white\" fill-rule=\"evenodd\" d=\"M30 1H31V0H30ZM30 1H27V2L30 3ZM52 1H53V0H52ZM52 1H51V2H52ZM58 1H59V0H58ZM62 1H63V0H62ZM62 1H61V2H62ZM66 1L68 2V0H66ZM66 1H65V2H66ZM77 1H78V0H77ZM82 1H83V0H82ZM84 1H85V0H84ZM87 1H88V0H87ZM119 1H120V0H119ZM132 1H133V0H132ZM159 1H161V0H159ZM162 1H163V0H162ZM167 1H168V0H167ZM173 1H174V0H173ZM176 1H177V0H176ZM181 1L183 2V0H181ZM191 1H192V0H191ZM217 1H218V0H217ZM227 1H228V0H227ZM230 1H231V0H230ZM242 1H243V0H242ZM257 1H258V0H257ZM260 1H261V0H260ZM23 2H24V1H23ZM38 2H39V1H38ZM59 2H60V1H59ZM59 2H58V3H59ZM61 2L59 3L60 5L62 4ZM65 2H64V3H65ZM71 2H72V0H71ZM88 2H89V1H88ZM115 2H116V1H114V4L117 3V2H116V3H115ZM130 2H131V1H130ZM130 2H129V3H130ZM165 2H166V0H165ZM171 2H172V1H171ZM174 2H175V1H174ZM214 2H216V1H214ZM218 2H219V1H218ZM223 2H224V1H223ZM244 2H245V1H244ZM263 2H264V0H263ZM40 3H41V1H40ZM42 3H43V2H42ZM42 3H41V4H42ZM44 3H45V1H44ZM48 3H49V1H48ZM52 3H53V2H52ZM69 3H70V2H69ZM78 3H79V1H78ZM81 3H83V2H81ZM85 3H86V2H85ZM90 3H92V1H91ZM90 3H88V4H90ZM125 3H126V2H125ZM125 3H124V5H125ZM162 3H163V2H162ZM166 3H167V2H166ZM175 3H176V2H175ZM179 3H180V2H179ZM184 3H185V1H184ZM186 3H187V2H186ZM186 3H185V4H186ZM188 3H190V2H188ZM193 3H194V2H193ZM212 3H213V2H212ZM221 3H222V2H221ZM226 3H227V2H226ZM228 3H229V1H228ZM228 3H227V4H228ZM232 3H234V0H233ZM235 3H237V2H235ZM249 3H253V2H249ZM254 3H255V2H254ZM70 4H71V3H70ZM70 4H69V5H70ZM73 4H74V3H73ZM83 4H84V3H83ZM119 4H120V3H119ZM121 4H122V3H121ZM132 4H133V6L136 5V4H134V2H132ZM151 4H152V3H151ZM151 4H148V5L151 6ZM157 4H159V3H157ZM157 4H156V5H157ZM163 4H164V3H163ZM169 4H170V3H169ZM182 4H183V3H182ZM213 4H214V3H213ZM240 4H241V3H240ZM260 4H261V3H260ZM260 4H259V5H260ZM42 5H43V4H42ZM51 5H52V4H51ZM54 5H55V4H54ZM69 5L67 4L66 6H69ZM74 5H76V4H74ZM77 5H78V4H77ZM77 5H76V6H77ZM124 5H123V6H124ZM127 5H128V2H127ZM127 5H125V7L128 8L129 6H127ZM164 5H165V4H164ZM178 5H179V4H178ZM217 5H218V4H217ZM231 5H232V4H231ZM241 5H242V4H241ZM257 5H258V4H257ZM261 5H262V4H261ZM40 6H41V5H40ZM40 6H39V7H40ZM43 6H44V5H43ZM55 6H56V5H55ZM71 6L74 7L73 5H71ZM78 6H79V5H78ZM80 6H81V5H80ZM88 6H89V5H88ZM145 6H146V5H145ZM160 6H161V4H160ZM162 6H163V5H162ZM165 6H166V5H165ZM167 6H168V3H167ZM169 6H170V5H169ZM179 6H180V5H179ZM179 6H178V7H179ZM183 6H184V4H183ZM211 6H212V5H211ZM211 6H210V8H211ZM222 6H223V5H222ZM222 6H221L220 8H222ZM227 6L229 7L230 5H227ZM227 6H226V7H227ZM242 6H243V5H242ZM242 6H241V7H242ZM255 6H256V5H255ZM36 7H38V6L36 5ZM62 7H65V4H64V6H62ZM62 7H59V8H62ZM135 7H136V6H135ZM138 7H140V6H138ZM163 7H164V6H163ZM175 7H176V6H175ZM238 7H239V6H237V8H238ZM251 7H252V6H251ZM251 7H250V9H251ZM257 7H259V6H257ZM40 8H41V7H40ZM42 8H43V7H42ZM44 8H45V7H44ZM50 8H51V6H50ZM55 8H56V7H55ZM66 8L68 9V7H66ZM75 8H76V7H75ZM131 8H132V7H131ZM131 8H130V9H131ZM144 8H146V7H144ZM152 8H153V7H152ZM155 8H157V7H155ZM188 8H189V6H188ZM188 8H187V9H188ZM191 8H192V7H191ZM213 8H215V10H216V6L213 7ZM218 8H219V7H218ZM246 8H247V7H246ZM252 8H253V10H254L255 7L253 6ZM37 9H38V8H37ZM70 9H71V8H70ZM80 9H81V8H80ZM124 9H125V8H124ZM124 9H123V11H124ZM136 9H139V8H136ZM142 9H143V8H142ZM146 9H147V8H146ZM164 9H165V8H164ZM208 9H209V8H208ZM232 9L234 10L235 8L233 7ZM239 9H240V8H239ZM255 9H256V8H255ZM38 10H39V9H38ZM48 10H49V9H48ZM53 10H54V8H53ZM57 10H58V7H57ZM72 10H73V8H72ZM81 10H82V9H81ZM147 10H149V8H148ZM150 10H151V9H150ZM150 10H149V11H150ZM154 10H155V9H154ZM159 10H160V9H159ZM162 10H163V9H162ZM180 10H182V9H180ZM183 10H184V8H183ZM190 10H191V9H189V12H190ZM194 10H197V11H198V9H194ZM213 10H214V9H213ZM221 10H222V9H221ZM237 10H238V9H237ZM263 10H264V9H263ZM40 11H41V10H40ZM40 11H39V12H40ZM44 11H45V10H44ZM67 11H68V10H67ZM67 11H66V13H65V12H64V13L67 14ZM131 11H135V10H132V9H131ZM149 11H148V12H149ZM157 11H158V10H156V13H157ZM164 11H165V10H164ZM164 11H163L162 14H164ZM197 11H196V13H197ZM201 11H202V10H201ZM218 11H219V9H218ZM226 11H227V10H226ZM229 11H231V10H229ZM238 11H239V10H238ZM240 11H241V10H240ZM245 11H247V10H245ZM251 11H252V10H251ZM257 11H258V10H257ZM36 12H37V11H36ZM45 12H47V9H46ZM49 12H50V11H49ZM52 12H53V11H52ZM69 12H70V10H69ZM128 12H129V10H128ZM128 12H126V13H128ZM136 12H137V11H136ZM141 12H142V10H141ZM159 12H160V11H159ZM159 12H158V14L160 15ZM161 12H162V11H161ZM165 12H166V11H165ZM176 12H177V11H176ZM186 12H188V11H186ZM204 12H205V11H204ZM209 12H210L211 14H209V13H207V12H206V13L209 14V15L211 16V15H212V12H211V11H209ZM219 12H220V11H219ZM234 12H235V11H234ZM242 12H243V10H242ZM258 12H260V11H258ZM262 12H263V11H261V13H262ZM53 13H54V12H53ZM60 13H61V12H60ZM60 13H59V14H60ZM64 13H63V15H62V13H61V15L63 16L62 19L65 18V17H64ZM138 13H139V10H138L137 14H138ZM143 13H144V12H143ZM149 13H150V12H149ZM153 13H154V12H153ZM172 13H174V12L172 11ZM172 13H171V14H172ZM181 13H182V12H181ZM190 13H191V12H190ZM190 13H189V14H190ZM192 13H193V12H192ZM206 13H205V14H206ZM213 13H216V11L213 12ZM231 13H232V12H231ZM249 13H250V12H249ZM254 13H256V12H254ZM263 13H264V12H263ZM37 14H38L39 16H42V14L40 15V13H37ZM37 14H36V16H37ZM46 14H47V13H46ZM46 14H45V15H46ZM69 14H70V13H69ZM71 14H74V11H73V13H71ZM79 14H80V13H79ZM150 14H151V13H150ZM182 14H183V13H182ZM185 14L188 15V13H185ZM199 14L202 15V13H199ZM219 14H220V13H219ZM223 14H226V13H223ZM236 14H237V13H236ZM54 15H55V14H54ZM67 15H68V14H67ZM77 15H78V14H77ZM83 15L86 16V14H85V10H84V14H83ZM125 15H126V14H125ZM127 15H128V14H127ZM141 15H142V14H141ZM153 15H154V14H152V16H153ZM169 15H170V14L167 15V13H165V16H166V17H167V16L169 17ZM179 15H180V14H179ZM191 15L193 16V14H191ZM191 15H190V17H191ZM200 15L198 16V18L201 17ZM215 15H216V14H215ZM244 15H245V13H244ZM247 15H248V12H247ZM55 16H56V15H55ZM80 16H81V15H80ZM132 16H133V15H132ZM139 16H140V15H139ZM152 16H151V17H152ZM154 16H155V15H154ZM173 16H174V15H173ZM173 16H172V18H173ZM184 16H185V15H184ZM195 16H197V15H195ZM202 16H203V15H202ZM207 16H208V15H207ZM207 16H206V17H207ZM217 16H218V15H217ZM222 16H223V15H222ZM222 16H221V17H222ZM225 16H226V15H225ZM230 16H231V15H230ZM235 16H236V15H235ZM235 16H234V17H235ZM237 16H238V15H237ZM241 16H242V15H241ZM245 16H246V15H245ZM254 16H255V15H254ZM258 16H260V15H258ZM261 16H262V15H261ZM37 17H38V16H37ZM44 17H45V16H44ZM47 17H48V16H47ZM47 17H46V19H47ZM123 17H124V14H123ZM125 17H126V16H125ZM137 17H138V15H137ZM141 17H142V16H141ZM145 17H146V16H145ZM148 17H149V16H148ZM155 17H157V15H156ZM158 17H159V16H158ZM158 17H157V18H158ZM160 17H161V16H160ZM170 17H171V16H170ZM175 17H176V13H175ZM178 17H179V16H178ZM180 17H181V16H180ZM182 17H183V16H182ZM221 17H219V18H221ZM255 17H256V16H255ZM48 18L51 19L50 17H48ZM55 18H56V17H55ZM60 18H61V17H60ZM67 18H68V16H67ZM70 18H71V15H70ZM127 18H128V17H127ZM127 18H124L125 20H124V19H123V20L126 21ZM135 18H136V16H135ZM152 18H153V17H152ZM157 18H156V19H157ZM161 18H162V17H161ZM163 18H165V17H163ZM185 18H186V17H185ZM202 18H205V17L203 16ZM207 18H209V17H207ZM214 18H217V17H214ZM244 18H245V17H244ZM244 18H243V19H244ZM248 18H249V17H248ZM252 18H253V16H252ZM261 18H262V17H261ZM263 18H264V17H263ZM263 18H262V19H263ZM83 19L85 20V18H83ZM83 19H81V20L83 21ZM86 19H87V18H86ZM137 19H138V18H137ZM183 19H184V18H183ZM196 19H197V18H196ZM210 19H211V18H210ZM212 19H213V18H212ZM212 19H211V21H212ZM217 19H218V18H217ZM230 19H231V18H230ZM238 19H239V18H238ZM243 19H242V20H243ZM246 19H247V18H246ZM42 20H44L43 17H42ZM58 20H59V19H58ZM123 20L120 21V22H123ZM130 20H131V19H130ZM141 20H142V19H141ZM145 20H146V19H145ZM151 20H152V19H151ZM154 20H155V19H154ZM158 20H159V19H158ZM168 20H169V19H168ZM174 20H175V19H174ZM178 20H179V19H178ZM189 20H190V19H189ZM189 20H188V21H189ZM191 20H192V18H191ZM193 20H194V19H193ZM199 20H200V19H199ZM202 20H206V19H202ZM202 20H201V23L203 22ZM220 20H222V19H220ZM223 20H224V19H223ZM223 20H222V21H223ZM228 20H229V19H228ZM250 20H252V19H250ZM50 21L52 22V21H54V19H53V20H50ZM67 21H68V19L65 20L64 22H67ZM71 21L75 22L73 19H72ZM87 21H88V20H87ZM128 21H129V20H128ZM133 21H134V20H133ZM135 21H136V20H135ZM143 21H144V20H143ZM146 21L148 22V20H146ZM160 21H161V20H160ZM206 21H207V20H206ZM225 21H226V18H225ZM243 21H244V20H243ZM255 21H256V20H255ZM48 22H49V21H48ZM61 22H63V21H60V23H61ZM76 22H77V20H76ZM85 22H86V21H85ZM153 22H154V21H153ZM163 22H164V21H163ZM167 22L170 23L171 21H167ZM177 22H178V21H176V23H177ZM183 22H184V20H183ZM189 22H190V21H189ZM197 22H198V21H197ZM209 22H210V21H209ZM218 22H219V21H218ZM218 22H217V23H218ZM223 22H224V21H223ZM226 22H227V24H228V22H230V21H226ZM232 22H233V21H232ZM244 22H245V21H244ZM256 22H258V21H256ZM263 22H264V20H263ZM43 23H44V21H43ZM43 23H42V24H43ZM52 23H54V22H52ZM55 23H56V22H55ZM67 23H68V22H67ZM77 23H78V22H77ZM79 23H80V22H79ZM79 23H78V24H79ZM124 23H126V22H124ZM136 23H137V21H136ZM139 23H140V22H139ZM141 23H142V22H141ZM155 23H156V20H155ZM160 23H162V22H160ZM169 23H168V25H169ZM193 23H196L195 20H194ZM217 23H216V24H217ZM233 23H234V22H233ZM248 23H249V21H248ZM250 23H251V22H250ZM258 23H259V22H258ZM46 24H47V23H46ZM69 24H70V23H69ZM69 24H68V26H69ZM87 24H89V23H87ZM127 24H128V23H127ZM127 24H126V25H127ZM143 24L145 25L144 22H143ZM182 24H183V23H182ZM186 24H187V22H186ZM197 24H198V23H197ZM202 24H203V23H202ZM212 24L214 25V23H212ZM212 24H211V25H212ZM225 24H226V23H225ZM229 24H230V23H229ZM260 24H261V23H260ZM51 25H54V24H51ZM62 25H64V23H62ZM75 25H76V24H75ZM79 25H80V24H79ZM82 25H83V23H82ZM120 25H121V23H120ZM134 25H135V24H134ZM134 25H133V28H134ZM150 25H152V24H150ZM163 25H164V24H163ZM183 25H184L185 27H187V25H185V24H183ZM183 25H181V27H182ZM206 25H207V23H206ZM220 25H221V24H220ZM237 25H238V23H237ZM247 25H248V24H247ZM250 25H251V24H250ZM250 25H249V26H250ZM254 25H255V24H254ZM262 25H263V24H262ZM42 26H43V25H42ZM85 26H86V24H85ZM85 26L83 25V27H85ZM89 26H90V25H88V27H89ZM118 26H119V25H118ZM123 26H124V24H123ZM123 26H122V27H123ZM129 26H130V25H129ZM137 26H139V24H138V25L136 24L135 27H137ZM146 26H148V25H146ZM153 26H154V25H153ZM156 26H157V24H156ZM156 26H155V27H156ZM160 26H161V25H160ZM172 26H173V24H172ZM184 26H183V27H184ZM195 26H196V25H195ZM47 27L49 28L50 25H48ZM54 27H55V26H54ZM56 27H57V26H56ZM64 27H66V26H64ZM91 27H92V26H91ZM119 27H120V26H119ZM119 27H118V28H119ZM139 27H140V26H139ZM143 27H144V26H143ZM143 27H142V28H143ZM163 27H164V26H163ZM163 27H162V28H163ZM179 27H180V26H179ZM183 27H182V29H183ZM185 27H184V28H185ZM191 27H192V26H191ZM198 27H200V25H199ZM198 27H197V28H198ZM204 27H205V25H204ZM208 27H211V26H208ZM216 27H217V26H216ZM216 27H215V28H216ZM229 27H230V26H229ZM232 27H233V26H232ZM236 27H237V26H236ZM259 27H261V25H260ZM45 28H46V27H45ZM57 28H58V27H57ZM57 28H56V29H57ZM61 28H62V27H61ZM73 28H74V27H73ZM93 28H94V27H93ZM120 28H121V27H120ZM128 28H129V27H128ZM130 28H131V26H130ZM144 28H145V27H144ZM147 28H148V27H146V29H147ZM150 28H151V27H150ZM158 28H159V22H158V27H157V29H158ZM212 28H213V27H212ZM212 28H210V29H212ZM218 28H219V27H218ZM221 28H223V26H222ZM221 28H220V29H221ZM241 28H244V26H243V27L241 26ZM247 28H248V27H247ZM247 28H246V29H247ZM249 28H250V27H249ZM263 28H264V27H263ZM42 29H43V28H42ZM52 29H53V28H52ZM81 29H82V28H81ZM85 29H87V28H85ZM85 29L83 28V30H85ZM89 29H90V28H89ZM139 29H140V28H139ZM139 29H138V30H139ZM146 29H144V30H146ZM173 29H176V28H173ZM177 29H178V28H177ZM192 29H193V28H192ZM195 29H196V28H195ZM200 29H201V28H200ZM204 29H205V28H204ZM213 29H214V28H213ZM224 29H225V28H224ZM234 29H235V28H234ZM50 30H51V29H50ZM77 30H78V29H77ZM93 30H94V29H93ZM122 30H123V29H122ZM150 30H151V29H150ZM155 30H156V29H155ZM160 30H161V29H160ZM160 30H159V31H160ZM166 30H167V29H166ZM166 30H165V31H166ZM169 30H171V29H169ZM184 30H185V29H184ZM207 30H208V29H207ZM217 30H218V29L216 28L215 31L217 32ZM228 30H229V28H228ZM241 30H242V29H241ZM255 30H257V29L255 28ZM48 31H49V30H48ZM51 31H52V30H51ZM51 31H50V33H51ZM53 31H55V28H54ZM57 31H58V30H57ZM59 31H60V30H59ZM61 31H62V30H61ZM67 31H69V30H67ZM74 31H75V30H74ZM94 31H95V30H94ZM96 31L99 33L98 30H96ZM96 31H95V32H96ZM123 31H124V30H123ZM125 31H126V30H125ZM125 31H124V32H125ZM127 31H128V30H127ZM127 31H126V32H127ZM133 31H134V29H133ZM133 31H132V32H133ZM135 31H136V30H135ZM135 31H134V32H135ZM141 31H143V30H141ZM146 31H147V30H146ZM151 31H152V30H151ZM159 31H157V32H159ZM165 31H164V34H165ZM172 31H173V30H172ZM172 31H170V32H172ZM175 31H176V30H175ZM179 31H180V29H179ZM189 31H191V30H189ZM192 31H193V30H192ZM194 31H196V30H194ZM211 31H212V30H211ZM215 31H214V32H215ZM220 31H221V30H220ZM226 31H227V30H226ZM230 31H234V30H230ZM238 31H240V29H239ZM238 31H237V32H238ZM249 31H251V30L249 29ZM7 32H8V31H7ZM121 32H122V31H121ZM126 32H125V33H126ZM130 32H131V31H130ZM149 32H150V31H149ZM153 32H154V31H153ZM157 32H156V33H157ZM182 32H183V31H182ZM201 32H202V31H201ZM208 32H209V31H208ZM214 32H213V33H214ZM227 32H228V31H227ZM257 32H258V31H257ZM53 33H54V32H52V34H53ZM72 33H73V32H72ZM72 33H71V34H72ZM82 33H83V32H82ZM86 33H87V32H86ZM98 33H97L96 35H98ZM128 33H129V32H128ZM128 33H127V34H128ZM144 33H145V31H144ZM160 33H161V32H160ZM162 33H163V30H162ZM177 33H179V32H177ZM191 33H192V32H191ZM191 33L189 32L188 34H191ZM195 33H196V32H195ZM206 33H207V32H206ZM238 33H239V32H238ZM243 33H244V32H243ZM249 33L252 34V32H249ZM249 33H247V34H249ZM262 33H264L263 30H262ZM47 34H48V32H47ZM54 34H55V33H54ZM54 34H53V35H54ZM99 34H100V33H99ZM101 34H102V33H101ZM101 34L98 35V38L101 36ZM114 34H115V33H114ZM117 34H118V33H116V36H117ZM119 34H120V33H119ZM127 34H126V35H127ZM130 34H131V33H130ZM132 34H133V33H132ZM139 34H140V33H139ZM142 34H143V33H142ZM150 34H151V33H150ZM150 34H148V36H149ZM168 34H169V31H168ZM170 34H172V33H170ZM173 34H174V33H173ZM175 34H176V33H175ZM183 34L185 35V33H182V34L180 33V35H183ZM186 34H187V33H186ZM196 34H198V32H197ZM204 34H205V33H204ZM217 34H218V33H217ZM226 34H227V33H226ZM259 34H260V33H259ZM3 35H4V34H3ZM5 35H6V34H5ZM5 35H4V37H5ZM7 35H9V33H8ZM55 35H56V34H55ZM55 35H54V36H55ZM57 35H58V34H57ZM57 35H56V36H57ZM66 35H67V34H66ZM124 35H125V34H124ZM134 35H136V32H135ZM140 35H141V34H140ZM144 35H145V34H144ZM153 35H154V33H153ZM156 35H157V34H156ZM159 35H160V34H159ZM192 35H193V33H192ZM215 35H216V34H215ZM219 35H220V34H219ZM223 35H225V34L223 33ZM230 35H231V32H230ZM235 35H236V34H235ZM262 35H263V34H262ZM51 36H52V35H51ZM56 36H55V37H56ZM58 36H59V35H58ZM60 36H62V35L60 34ZM71 36H72V35H71ZM74 36H75V35H74ZM77 36H78V35H77ZM90 36H91V35H90ZM114 36H115V35H114ZM119 36H120V35H119ZM128 36H129V35H128ZM171 36H172V35H171ZM197 36H198V35H197ZM260 36H261V35H260ZM52 37H53V36H52ZM52 37H51V38H52ZM66 37H67V36H66ZM102 37H103V34H102ZM104 37H105V36H104ZM112 37H113V36H112ZM120 37H121V36H120ZM125 37H126V36H125ZM135 37H136V36H135ZM142 37H143V35H142ZM146 37H147V33H146ZM150 37H152V36H150ZM174 37H175V36H174ZM179 37H180V36H179ZM185 37H186V36H185ZM194 37H195V36H193V38H194ZM229 37H230V36H229ZM232 37H233V35H232ZM234 37H235V36H234ZM248 37H250V36H248ZM248 37H247V38H248ZM258 37H259V36H258ZM261 37H262V36H261ZM59 38H60V37H59ZM63 38H64V37H63ZM68 38L70 39V37H68ZM100 38H101V37H100ZM126 38H128V37H126ZM126 38H125V39H126ZM139 38H140V37H139ZM156 38H157V37H156ZM165 38H166V37H165ZM187 38H188V37H187ZM190 38H191V37H190ZM195 38H196V37H195ZM214 38H215V37H214ZM225 38H226V36H225ZM230 38H231V37H230ZM230 38H229V39H230ZM244 38L246 39V37H244ZM251 38H252V37H251ZM259 38H260V37H259ZM0 39H1V38H0ZM44 39L46 40V38H44ZM48 39H49V37H48ZM52 39H54V37H53ZM69 39H68V40H69ZM94 39H95V38H94ZM106 39H107V38H106ZM112 39H113V38H112ZM114 39H115V38H114ZM118 39H119V38H118ZM133 39H134V38H133ZM150 39H152V38H150ZM153 39H154V37H153ZM157 39H158V38H157ZM176 39H177V37H176ZM178 39H179V38H178ZM181 39H182V38H181ZM210 39H211V38H210ZM218 39H219V38H218ZM218 39H217V40H218ZM226 39H227V38H226ZM234 39H235V38H234ZM234 39H233V41H234ZM238 39H239V38H238ZM252 39H253V38H252ZM260 39H261V38H260ZM260 39H259V40H260ZM2 40H3V39H2ZM2 40H1V41H2ZM49 40H51V39H49ZM49 40H47V41L49 42ZM56 40H57V39H56ZM66 40H67V39H66ZM70 40H71V39H70ZM91 40H92V39H91ZM119 40H120V39H119ZM148 40H149V39H148ZM148 40H147V41H148ZM154 40H155V39H154ZM183 40H184V39H183ZM183 40H182V41H183ZM186 40H187V39H186ZM254 40H255V39H254ZM256 40H258L257 36H256ZM259 40H258V42H259ZM263 40H264V39H263ZM1 41H0V42H1ZM92 41H93V40H92ZM97 41H99V40H97ZM97 41H96V44H97ZM101 41H103V40H101ZM107 41H108V40H107ZM110 41H111V40H110ZM112 41H113V40H112ZM112 41H111V42H112ZM114 41H115V40H114ZM116 41H117V40H116ZM124 41H125V40H123V42H124ZM129 41H130V40H129ZM129 41L127 40V41H125V42H128V43H129ZM137 41H138V40H137ZM137 41H136V42H137ZM147 41H146V43L148 44V43L151 42L152 40H149V42H147ZM164 41H165V39H164ZM210 41H211V40H210ZM212 41H213V40H212ZM215 41H216V40H215ZM228 41H229V40H228ZM230 41H231V39H230ZM239 41H240V40H239ZM51 42H52V41H51ZM54 42H55V40H54ZM89 42H90V41H89ZM119 42H120V41H119ZM132 42H133V41H132ZM142 42H143V41H142ZM152 42H153V41H152ZM154 42L156 43V42H158V41H154ZM165 42H166V41H165ZM165 42H164V43H165ZM171 42H172V41H171ZM174 42H176V40H175ZM187 42H188V41H187ZM41 43H43V42H41ZM49 43H50V42H49ZM55 43H56V42H55ZM63 43L66 44L65 42H63ZM68 43H69V42H68ZM71 43H72V42H71ZM91 43H92V42H91ZM121 43H122V42H121ZM137 43H138V42H137ZM166 43H167V42H166ZM168 43H169V42H168ZM179 43H180V41L178 42V44H179ZM192 43H193V42H192ZM219 43H220V42H219ZM219 43L217 44V46H218V45H221V44H219ZM221 43L224 44V43H226V42H224V43L221 42ZM233 43H234V42H233ZM244 43H245V42H244ZM56 44H57V43H56ZM59 44H60V46H61V43H59ZM102 44H103V43H102ZM104 44H105V42H104ZM104 44L102 45L103 47H104ZM111 44H112V43H111ZM111 44H110V45H111ZM113 44H114V43H113ZM123 44H124V43H123ZM133 44H134V43H133ZM151 44H152V43H150V45H151ZM173 44H174V43H173ZM173 44H172V45H173ZM175 44H176V43H175ZM183 44H184V43H183ZM214 44H216V43H214ZM230 44H232V43H229L228 45H230ZM236 44H239V42H238V43L236 42ZM236 44H235V45H236ZM241 44H242V43H241ZM245 44H247V42H246ZM248 44H249V43H248ZM262 44H264V43H262ZM39 45H40V42H39ZM53 45H54V44H53ZM92 45H93V43H92ZM110 45H109V46H110ZM138 45H139V44H138ZM145 45H146V44H145ZM162 45H163V44H162ZM186 45H187V44H186ZM189 45H190V44H189ZM210 45L212 46V42H211ZM260 45H261V44H260ZM99 46H101V45H99ZM112 46H113V45H112ZM116 46H117V45H116ZM121 46H122V45H121ZM127 46H128V44H127ZM131 46H132V45H131ZM136 46H137V45H136ZM136 46H135V47H136ZM147 46H148V45H147ZM147 46H146V47H147ZM156 46H157V45H156ZM163 46L165 47V45H163ZM176 46H177V45H176ZM178 46H179V45H178ZM215 46H216V45H215ZM215 46H214V47H215ZM232 46H233V45H232ZM251 46H252V45H251ZM257 46H258V44H257ZM45 47H46V46H45ZM48 47H49V46H48ZM54 47H55V46H54ZM62 47H63V46H62ZM62 47H60V48L62 49ZM65 47H66V46H65ZM69 47H70V46H69ZM69 47H68V48H69ZM89 47H90V46H89ZM105 47H106V46H105ZM105 47H104V48H105ZM139 47H140V46H139ZM148 47H149V46H148ZM148 47H147V48H148ZM159 47H160V46H159ZM181 47H182V46H181ZM188 47H189V46H188ZM214 47H213V48H214ZM222 47H223V46H222ZM243 47H244V46H243ZM245 47H246V46H245ZM247 47H248V46H247ZM249 47H250V46H249ZM249 47H248V48H249ZM255 47H256V46H255ZM40 48H42V47L40 46ZM43 48H44V47H43ZM50 48H51V47H50ZM50 48H49V50H50ZM70 48H71V47H70ZM104 48H102V49H104ZM108 48H109V47H108ZM117 48H118V47H117ZM117 48H115V49H117ZM161 48H162V47H161ZM166 48H168V47H166ZM173 48H174V47H173ZM179 48H180V47H179ZM216 48H217V47H216ZM216 48H215V49H216ZM218 48H219V47H218ZM228 48H229V47H228ZM233 48H234V47H233ZM263 48H264V47H263ZM65 49H67V48H65ZM77 49H78V48H77ZM92 49H93V48H92ZM113 49H114V48H113ZM126 49H127V48H126ZM158 49H159V48H158ZM189 49H190V48H189ZM220 49H221V48H220ZM224 49H225V48H224ZM234 49H235V48H234ZM258 49H260V48H258ZM54 50L56 51L55 48H54ZM74 50H75V49H74ZM83 50H84V49H83ZM105 50H106V48H105ZM108 50H109V49H108ZM131 50H132V49H131ZM168 50H169V49H168ZM168 50H167V51H168ZM213 50H214V49H213ZM218 50H219V49H218ZM231 50H233V49H231ZM237 50H238V49H237ZM2 51H3V48H2ZM51 51H53V50H51ZM51 51H50V52H51ZM55 51H54V52H55ZM70 51H71V50H70ZM97 51H98V50H97ZM111 51H112V50H111ZM114 51H115V50H114ZM118 51H119V50H118ZM120 51H121V50H120ZM122 51H123V50H122ZM126 51H127V50H126ZM128 51H129V50H128ZM135 51H136V50H135ZM167 51H165V53H166ZM174 51H175V49H174ZM191 51L193 52V50H191ZM195 51H196V50H195ZM211 51H212V49H211ZM214 51H215V50H214ZM222 51H223V50H222ZM229 51H230V50H229ZM243 51H244V49H243ZM247 51H248V50H247ZM256 51H257V49H256ZM5 52H6V51H5ZM42 52H43V51H42ZM56 52H57V51H56ZM61 52H65V50H64V51H61ZM67 52H68V51H67ZM72 52H73V50H72ZM72 52H71V54H73ZM90 52H92V51H90ZM103 52H104V51H103ZM106 52H107V51H106ZM112 52H113V51H112ZM115 52H116V51H115ZM124 52H125V51H124ZM129 52H130V51H129ZM131 52H132V51H131ZM160 52H161V51H160ZM162 52H163V51H162ZM172 52H173V51H172ZM172 52H171V51H170V52L168 51L169 54L172 53ZM212 52H213V51H212ZM237 52H239V51H237ZM261 52H262V51H261ZM46 53H47V50H46ZM57 53H58V52H57ZM195 53H196V52H195ZM213 53H214V52H213ZM215 53H216V52H215ZM218 53H219V52H218ZM245 53H246V52H245ZM252 53H253V56H254V52H252ZM65 54H66V53H65ZM77 54H79V53L77 52ZM77 54H74V55H76V57H77ZM93 54H94V53H93ZM104 54H105V53H104ZM107 54H108V53H107ZM118 54H119V52H118ZM128 54H129V53H128ZM134 54H135V53H134ZM134 54H133V55H134ZM137 54H138V53H137ZM169 54H168V55H169ZM207 54H208V53H207ZM229 54H230V53H229ZM235 54H236V53H235ZM1 55H2V54H1ZM1 55H0V56H1ZM61 55H62V53H61ZM66 55H67V54H66ZM69 55H70V54H69ZM74 55H73V56H74ZM97 55H98V54H97ZM131 55H132V54H131ZM161 55H163V54H161ZM164 55H165V54H164ZM210 55H211V54H210ZM210 55H209V56H210ZM212 55H213V54H212ZM240 55H242V54H240ZM244 55H245V54H244ZM249 55H250V54H249ZM249 55H248V56H249ZM12 56H13V55H12ZM45 56H46V55H45ZM51 56H53V55H51ZM51 56H50V57H51ZM71 56H72V55H71ZM81 56H82V55H81ZM104 56H105V55H104ZM110 56H111V55H110ZM119 56H121V55H119ZM123 56H124V54H123ZM194 56H196V54H195ZM227 56H228V55H227ZM231 56H232V55H231ZM250 56H251V55H250ZM55 57H56V56H55ZM93 57H94V56H93ZM102 57H103V56H102ZM102 57H99V58L102 59ZM125 57H126V56H125ZM166 57H167V56H166ZM173 57H175V56H173ZM191 57H192V56H190V58H189L188 60H190ZM207 57H208V56H207ZM221 57H222V56H221ZM221 57H220V59H221ZM233 57H234V56H233ZM233 57H232V58H233ZM251 57H252V56H251ZM1 58H2V56H1ZM52 58H53V57H52ZM62 58H63V56H62ZM70 58H71V57H70ZM72 58H73V57H72ZM78 58H79V57H78ZM84 58H85V57H84ZM86 58H89V57H86ZM95 58H97V57H95ZM104 58H108V55H107V57L105 56ZM109 58H110V57H109ZM184 58H185V57H184ZM211 58H212V57H211ZM218 58H219V56H218ZM5 59H6V57H5ZM15 59H16V58H15ZM18 59H19V58H18ZM42 59H43V57H42ZM58 59H60V58L58 57ZM80 59H81V58H80ZM91 59H92V57H91ZM91 59H90V60H91ZM111 59H112V58H111ZM120 59H121V58H120ZM172 59H173V58H172ZM186 59H187V57H186L184 60H186ZM236 59H237V58H236ZM2 60H4V59H2ZM51 60H52V59H51ZM66 60H69V59H67V57H66ZM66 60H65V61H66ZM74 60H75V59H74ZM74 60H73V61H74ZM77 60H78V59H77ZM85 60H86V59H85ZM139 60H141V59H139ZM165 60H166V59H165ZM170 60H171V59H170ZM175 60H176V59H175ZM191 60H192V59H191ZM213 60H214V59H213ZM230 60H231V59H230ZM14 61H15V60H14ZM42 61H43V60H42ZM55 61H56V60H55ZM86 61H87V60H86ZM99 61H100V60H99ZM106 61H107V60H106ZM111 61H112V60H111ZM122 61H123V60H122ZM135 61H136V60H135ZM215 61H216V60H215ZM233 61H234V60H233ZM233 61H232V62H233ZM242 61H244V60H242ZM248 61H249V60H248ZM1 62H2V61H1ZM1 62H0V63H1ZM16 62H17V60H16ZM59 62H60V61H59ZM101 62H102V60H101ZM116 62H117V61H116ZM128 62H129V60H128ZM130 62H131V60H130ZM159 62H160V61H159ZM168 62H169V60H168ZM170 62H172V61H170ZM174 62H175V61H174ZM181 62H182V61H181ZM183 62H184V61H183ZM189 62H191V61H189ZM220 62H221V61H220ZM223 62H224V61H223ZM235 62H237V61H235ZM244 62H245V61H244ZM8 63H9V62H8ZM12 63H13V62H12ZM18 63H20V62H18ZM37 63H38V62H37ZM44 63H45V62H44ZM44 63H43V65H44ZM55 63H57V61H56ZM61 63H62V62H61ZM69 63H70V62H69ZM71 63H72V61H71ZM84 63H85V61H84ZM105 63H106V62H105ZM105 63H104V65H105ZM108 63H110V62H108ZM114 63H115V62H114ZM131 63H133V62H131ZM136 63H137V62H136ZM162 63H163V62H162ZM185 63H186V62H185ZM187 63H188V62H187ZM187 63H186V64H187ZM191 63H192V62H191ZM196 63H197V62H196ZM204 63H206V62H204ZM215 63H216V62H215ZM230 63H231V61H230ZM242 63H243V62H241V64H242ZM1 64H2V63H1ZM39 64H40V63H39ZM45 64H46V63H45ZM67 64H68V63H67ZM72 64H73V63H72ZM72 64H70V65L72 66ZM79 64L81 65V63H79ZM91 64H92V63H91ZM95 64H97V63H95ZM98 64H99V63H98ZM127 64H128V63H127ZM155 64H156V63H155ZM158 64H159V63H158ZM164 64H165V63H164ZM164 64H162V65H164ZM183 64H184V63H183ZM192 64H193V63H192ZM192 64H191L190 66H192ZM212 64H213V62H212ZM227 64H228V61H227ZM237 64H238V63H237ZM239 64H240V63H239ZM239 64H238V65H239ZM7 65H8V64H7ZM19 65H20V64H19ZM56 65H59V64H56ZM68 65H69V64H68ZM74 65H75V64H73V66H74ZM80 65H79V66H80ZM84 65H86V64H84ZM88 65H89V64H88ZM107 65H108V64H107ZM111 65H112V64H111ZM111 65H110V66H111ZM114 65H115V64H114ZM122 65H123V64H122ZM130 65H131V64H130ZM138 65H139V64H138ZM142 65H143V64H142ZM148 65H149V64H148ZM151 65H152V64H151ZM151 65H149V67H150ZM176 65H177V64H176ZM179 65H180V63H179ZM179 65H178V66H179ZM184 65H185V64H184ZM201 65H202V64H201ZM203 65H204V64H203ZM203 65H202V66H203ZM216 65H217V63H216ZM220 65H222V64L220 63ZM242 65H243V64H242ZM22 66H23V65H22ZM47 66H48V65H47ZM49 66H50V64H49ZM63 66H64V65H63ZM66 66H67V65H66ZM90 66H92V65H90ZM93 66H94V65H93ZM101 66H102V65H101ZM118 66H119V65H118ZM139 66H140V65H139ZM139 66H138V67H139ZM145 66H146V65H145ZM155 66H157V65H155ZM155 66H153V67H155ZM164 66H166V69H167V68L169 69V67H167L168 64H167V65L165 64ZM173 66H175V65H173ZM188 66H189V64H188ZM193 66L195 67V65H193ZM202 66H200V68H201ZM204 66H205V65H204ZM204 66H203V67H204ZM213 66H214V65H212V68H213ZM217 66H218V65H217ZM263 66H264V65H263ZM3 67H4V66H3ZM24 67H25V66H24ZM38 67H39V66H38ZM45 67H46V66H45ZM59 67H60V66H59ZM82 67H83V66H82ZM113 67H114V66H113ZM138 67H137V69H138ZM140 67H142V66H140ZM140 67H139V69H140ZM143 67H144V66H143ZM158 67H159V66H158ZM160 67H161V65H160ZM160 67H159V68H160ZM182 67H183V66H182ZM185 67L187 68V66H185ZM194 67H193V68H194ZM197 67H198V66H197ZM205 67H206V66H205ZM223 67H225V66H223ZM223 67H221V68H223ZM231 67H232V66H231ZM243 67H246V65L243 66ZM260 67H261V66H259V68H260ZM0 68H2L1 65H0ZM17 68H18V66H17ZM35 68H37V67H35ZM43 68H44V67H43ZM46 68H47V67H46ZM55 68H56V67H55ZM80 68H81V67H80ZM80 68H79V69H80ZM90 68H92V67H90ZM104 68H105V67H104ZM107 68H108V67H106V69H107ZM111 68H112V67H110V69H111ZM128 68H130V67H128ZM155 68H156V67H155ZM155 68H154V70H155ZM162 68H164V67L162 66ZM162 68H160V69H162ZM190 68H192V67H190ZM193 68H192V69H193ZM209 68H210V67H209ZM212 68H211V69H208V70H212ZM229 68H230V67H229ZM229 68H228V66H227V67H226V70H228ZM233 68H236V67H233ZM262 68H263V67H261L260 69L262 70ZM7 69H8V68H7ZM15 69H16V68H15ZM21 69H24V68H21ZM21 69H20V70H21ZM40 69H42V68H40ZM52 69H53V65H52ZM84 69H85V68H84ZM92 69H93V68H92ZM96 69H97V67H96ZM110 69H109V70H110ZM114 69H115V67H114ZM117 69H118V68H117ZM117 69H116V71H117ZM143 69H144V68H142V71H143ZM147 69H148V68H147ZM147 69H146V70H147ZM149 69H150V68H149ZM151 69H152V68H151ZM157 69H158V68H157ZM187 69H188V68H187ZM198 69H199V68H198ZM216 69H217V68H216ZM230 69H231V68H230ZM237 69H238V68H237ZM245 69H246V68H245ZM248 69H249V68H248ZM252 69H254V68H252ZM252 69H251V70H252ZM256 69H257V68H256ZM11 70H12V69H11ZM20 70H19V71H20ZM27 70H28V69H27ZM29 70H30V69H29ZM37 70H38V69H37ZM48 70H49V69H48ZM48 70H47V72H49ZM50 70H51V67H50ZM56 70H57V69H56ZM60 70H61V69H60ZM74 70H75V69H74ZM81 70H83V69H81ZM100 70H101V69H100ZM103 70H104V69H103ZM140 70H141V69H140ZM146 70H145V71H146ZM188 70H189V69H188ZM199 70H200V69H199ZM201 70H202V69H201ZM206 70H207V68H206ZM217 70H218V69H217ZM219 70H220V69H219ZM234 70H235V69H234ZM239 70H240V69H239ZM249 70H250V69H249ZM249 70H248V71H249ZM261 70H260V71H261ZM1 71H2V70L0 69V72H1ZM3 71H4V70H3ZM15 71H16V70H15ZM21 71H22V70H21ZM34 71H36V69H35ZM90 71H92V70H90ZM107 71H108V70H107ZM110 71H111V70H110ZM122 71H123V68H122ZM130 71H131V70H130ZM147 71H148V70H147ZM149 71H150V70H149ZM156 71H158V70H155V72H156ZM161 71H162V70H161ZM164 71H165V70H164ZM164 71H162V72H164ZM195 71H196V70H195ZM202 71H203V70H202ZM202 71H201L200 73H204V72H202ZM220 71H221V70H220ZM222 71H223V69H222ZM224 71H225V70H224ZM230 71H232V70H230ZM241 71H242V69H241ZM246 71H247V69H246ZM248 71H247V73H248ZM255 71H256V70H254V72H255ZM260 71H258V72H260ZM23 72H24V71H22V73H23ZM29 72H30V71H29ZM50 72L53 73L54 71H50ZM56 72H57V75H58L59 72H58V71H56ZM69 72H70V70H69ZM74 72L76 73L77 71H74ZM74 72H72V73H74ZM86 72H88V71H86ZM92 72H93V71H92ZM96 72H97V70H96ZM96 72H95V73H96ZM108 72H109V71H108ZM108 72H106V74H107ZM198 72H199V71H198ZM211 72H212V71H211ZM214 72H215V71H214ZM216 72H217V71H216ZM235 72H236V71H235ZM239 72H240V71H239ZM243 72H244V70H243ZM254 72H253V73H254ZM256 72H257V71H256ZM261 72H262V71H261ZM8 73H9V72H8ZM17 73H18V72H17ZM31 73H32V72H31ZM35 73H36V72H35ZM44 73H46L45 70H44ZM62 73H63V71H62ZM77 73H79V72H77ZM80 73H81V71H80ZM83 73H84V71H83ZM95 73H94V74H95ZM98 73H99V72H98ZM115 73H116V72H115ZM117 73H118V72H117ZM172 73H173V72H172ZM206 73H207V72H206ZM217 73H218V72H217ZM223 73H224V72H223ZM225 73H226V72H225ZM232 73H233V71H232ZM232 73H231V74H232ZM236 73H238V72H236ZM247 73H246V74H247ZM249 73H251V72H249ZM249 73H248V74H249ZM263 73H264V71H263ZM3 74H4V73H3ZM3 74H2V75H3ZM23 74H24V73H23ZM27 74H28V73H27ZM91 74H93V73H91ZM94 74H93V75H94ZM106 74H105V75H106ZM119 74H120V73H119ZM124 74H125V73H124ZM131 74H133V72H132ZM134 74H135V72H134ZM137 74H138V73H137ZM137 74H136V75H137ZM141 74H142V73H141ZM144 74H146V73H144ZM151 74L153 75V72H152ZM158 74H159V73H158ZM164 74H165V73H164ZM170 74H171V73H170ZM214 74H215V73H214ZM220 74H221V73H220ZM231 74H230V76H231ZM242 74H243V73H242ZM258 74H259V73H258ZM2 75H1V78H2ZM19 75H20V73H19ZM31 75H33V74H31ZM37 75H38V74H37ZM48 75H49V74H48ZM52 75H53V74H52ZM52 75H51V76H52ZM59 75H60V74H59ZM63 75H64V74H63ZM63 75H62V76H63ZM70 75H71V73H70ZM87 75H88V74H87ZM93 75H92V76H93ZM95 75H96V78H97V74H95ZM103 75H104V74H103ZM116 75H117V74H116ZM138 75H139V77H140V74H138ZM154 75H155V74H154ZM168 75H169V74H168ZM202 75H203V74H202ZM234 75H235V74H234ZM234 75H232V77H231L232 79H234V78L237 76V75H236V76H234ZM239 75H241V74H239ZM249 75H251V74H249ZM4 76H6V75H4ZM21 76H22V75H21ZM28 76L30 77V75H28ZM35 76H36V75H35ZM41 76H42V75H41ZM41 76H40V77H41ZM68 76H69V75H68ZM89 76H90V75H89ZM92 76H91V77H92ZM98 76H99V75H98ZM100 76H102V74H101ZM163 76H164V75H163ZM169 76H170V75H169ZM226 76H227V74H226ZM233 76H234V77H233ZM244 76H245V74H244ZM246 76H247V75H246ZM251 76H252V75H251ZM251 76H249V77H251ZM254 76H256V75H254ZM24 77H25V76H23V78H24ZM32 77H33V76H32ZM43 77H45V75H44ZM48 77H49V76H48ZM58 77H60V76H58ZM63 77H64V76H63ZM69 77H70V76H69ZM78 77H79V76H78ZM80 77H81V75H80ZM85 77H87V76H85ZM91 77H90V78H91ZM94 77H95V76H94ZM105 77H106V76H105ZM117 77H118V75H117ZM119 77H120V76H119ZM127 77H128V76H127ZM132 77H133V76H132ZM139 77H137V78H139ZM141 77H142V76H141ZM141 77H140V78H141ZM155 77H156V76H155ZM158 77H159V76H158ZM247 77H248V76H247ZM1 78H0V79H1ZM25 78H26V77H25ZM30 78H31V77H30ZM96 78H95V80L97 81L98 78H97V79H96ZM99 78H100V77H99ZM102 78H103V76H102ZM134 78H135V77H134ZM145 78H146V77H145ZM147 78H149V77H147ZM236 78H237V77H236ZM251 78H252V77H251ZM261 78H262V77H261ZM46 79H47V78H46ZM48 79H49V78H48ZM50 79H51V78H50ZM57 79H58V78H57ZM70 79H71V78H70ZM74 79H75V78H74ZM79 79H80V78H79ZM81 79H82V78H81ZM108 79H109V78H108ZM123 79H125V77H123ZM123 79H122V80H123ZM130 79H131V78H130ZM132 79H133V78H132ZM142 79H143V78H142ZM149 79H150V78H149ZM222 79H223V78H222ZM222 79H220V80H222ZM240 79H241V77H240ZM247 79H248V78H247ZM247 79H246V80H247ZM249 79H250V78H249ZM252 79H253V78H252ZM255 79H256V78H255ZM258 79H259V78H258ZM8 80H11V78H10V79L8 78ZM20 80H21V79H20ZM37 80L39 81V79H37ZM40 80H41V78H40ZM58 80H59V79H58ZM64 80H65V79H64ZM64 80H61V81H64ZM68 80H69V79H68ZM85 80H86V79H85ZM91 80H93V82H94V78L91 79ZM91 80H90V81H91ZM99 80H100V79H99ZM99 80H98V82H101V81H102V80H101V81H99ZM105 80H106V78H105ZM105 80H104V81H105ZM116 80H118V79L116 78ZM122 80H120V83H121ZM127 80H128V79H127ZM137 80H138V79H137ZM137 80H135V81H137ZM139 80H140V79H139ZM152 80H153V79H152ZM154 80H155V82H156V79H155V78H154ZM160 80H161V79H160ZM171 80H172V79H171ZM3 81H4V80H3ZM11 81H13V80H11ZM14 81H17V80H14ZM30 81L32 82V80H30ZM48 81H49V80H48ZM53 81H54V80H53ZM83 81H84V79H83ZM90 81H89V83H90ZM108 81H109V80H108ZM123 81H124V80H123ZM123 81H122V82H123ZM147 81H150V80L147 79ZM164 81H165V80H164ZM226 81L228 82V80H226ZM249 81H250V80H249ZM4 82H6V81H4ZM4 82H3V83H4ZM9 82H10V81H9ZM17 82L19 83L20 81L18 80ZM40 82H41V81H40ZM40 82H39V83H40ZM59 82H60V81H59ZM69 82H70V81H69ZM77 82H81V80H80V81L78 80ZM84 82H85V81H84ZM93 82H92V83H93ZM112 82H113V81H112ZM124 82H126V81H124ZM138 82H140V81H138ZM167 82H168V81H167ZM175 82H176V81H175ZM251 82H252V80L250 81V83H251ZM257 82H258V81H257ZM262 82H263V81H262ZM10 83H11V82H10ZM12 83H13V82H12ZM28 83H29V82H28ZM32 83H33V82H32ZM46 83H47V82H46ZM46 83H45V84H46ZM49 83H50V82H49ZM74 83H75V81H74ZM109 83H110V82H109ZM117 83H119V82H117ZM129 83H130V81H129ZM131 83H132V81H131ZM146 83H147V82H146ZM169 83H170V82H169ZM171 83H172V82H171ZM225 83H226V82H225ZM258 83H259V82H258ZM258 83H257V84H258ZM4 84H6V83H4ZM4 84H3V85H4ZM7 84H8V83H7ZM16 84H17V83H16ZM21 84H22V83H21ZM21 84H20V85H21ZM24 84H25V83H24ZM54 84H55V83H54ZM60 84H61V83H60ZM60 84H59V85H60ZM96 84L99 85V83H96ZM107 84H108V83H106V84H104V85H107ZM110 84H111V83H110ZM110 84H109V85H110ZM114 84H115V83H114ZM123 84H124V83H123ZM144 84H145V81H144ZM163 84H164V83H163ZM201 84H202V83H201ZM204 84H205V83H204ZM208 84H209V83H208ZM213 84H214V82H213ZM219 84H220V83H219ZM246 84H247V83H246ZM253 84H255V86H256V82H254ZM0 85H1V84H0ZM3 85H1V86H3ZM17 85H19V84H17ZM22 85H23V84H22ZM22 85H21L20 87H22ZM35 85H36V84H35ZM68 85H69V84H68ZM75 85H76V84H75ZM98 85H97V86H98ZM100 85H102V84H100ZM120 85H121V84H120ZM124 85H125V84H124ZM131 85H132V84H131ZM147 85H149V84H147ZM160 85H161V84H160ZM178 85H179V84H178ZM181 85H182V84H181ZM211 85H212V84H211ZM232 85H233V84H232ZM251 85H252V84H251ZM258 85H259V84H258ZM258 85H257V86H258ZM11 86H12V85H11ZM15 86H16V85H15ZM15 86H14V88H15ZM31 86H32V85H31ZM37 86H38V85H37ZM47 86H48V85H47ZM60 86H61V85H60ZM79 86H80V84H79ZM84 86H85V85H84ZM87 86H88V85H87ZM97 86H95V87H97ZM126 86H127V85H126ZM138 86H139V85H138ZM145 86H146V85H145ZM164 86H165V85H164ZM166 86H167V85H166ZM172 86H173V85H172ZM175 86H176V85H175ZM198 86H199V85H198ZM214 86H215V85H214ZM219 86H220V85H219ZM222 86H223V85H222ZM224 86H226V85H224ZM242 86H243V85H242ZM242 86H241V87H242ZM257 86H256V88H257ZM3 87H4V86H3ZM3 87H2V88H3ZM5 87L10 88L8 85H6ZM5 87L3 88V89L5 90V92L8 91V92L10 93L12 88H11L10 90H9V89L7 90V88H5ZM18 87H19V86H18ZM62 87H63V85H62ZM66 87H67V86H66ZM85 87H86V86H85ZM89 87H91V85H90ZM99 87H100V86H99ZM109 87H111V86H109ZM115 87H116V85H115ZM115 87H114V88H115ZM132 87H133V86H132ZM132 87H131V88H132ZM148 87H149V86H148ZM152 87H153V86H152ZM173 87H174V86H173ZM177 87L180 88V86H177ZM183 87H184V86H183ZM183 87H182V88H183ZM204 87H205V86H204ZM209 87H211V86H209ZM215 87H216V86H215ZM227 87H228V86H227ZM227 87H226V88H227ZM248 87H249V86H247V88H248ZM251 87H252V86H251ZM26 88H27V87H26ZM26 88H24V89L26 90ZM28 88H29V87H28ZM67 88H68V87H67ZM69 88H70V87H69ZM103 88H104V87H103ZM103 88H102V89H103ZM106 88H107V87H105V90H106ZM135 88H137V86H135ZM146 88H147V87H146ZM160 88H161V87H160ZM179 88H178V89H179ZM186 88H187V87H186ZM232 88H233V86H232ZM242 88H243V87H242ZM17 89H18V88H17ZM29 89H30V88H29ZM29 89H28V90H29ZM31 89L33 90L32 87H31ZM40 89H41V88H40ZM40 89H39V91H40ZM51 89H52V88H51ZM61 89H62V88H61ZM71 89H72V87H71ZM79 89H80V88H79ZM82 89L84 90V87H82ZM93 89H94V88H93V86H92V89H90V90H93ZM124 89H125V88H124ZM124 89H123V90H124ZM147 89L149 90V88H147ZM158 89H159V87H158ZM166 89H167V88H166ZM168 89L171 90L170 88H168ZM184 89H185V88H184ZM192 89H193V88H192ZM205 89H207V88H205ZM205 89H204V91H205ZM212 89H213V88H212ZM215 89H216V88H215ZM228 89H230V88H228ZM249 89H251V88H248V91H249ZM263 89H264V87H263ZM13 90H14V89H12V92H13ZM18 90H19V89H18ZM18 90H17V91H18ZM20 90H21V89H20ZM45 90H46V89H45ZM69 90H70V89H69ZM73 90H75V89H73ZM96 90H97V89H96ZM96 90H95V91H96ZM98 90H99V89H98ZM98 90H97V93H99V91H100L101 89H100L99 91H98ZM107 90H108V89H107ZM117 90H118V89H117ZM121 90H122V89H121ZM143 90H144V89H143ZM160 90L162 91V89H160ZM208 90H209V89H208ZM224 90H225V88H224ZM253 90H254V89H253ZM253 90H252V91H253ZM14 91H15V92H14V94H15V93H16V90H14ZM39 91H38V92H39ZM50 91H51V90H50ZM54 91H55V90H54ZM67 91H68V90H67ZM67 91H66V92H67ZM86 91H87V90H86ZM95 91H94V92H95ZM102 91H103V90H102ZM102 91H101V92H102ZM110 91H111V90H110ZM129 91H131V89H129ZM136 91H137V90H136ZM136 91H135V92H136ZM140 91H141V90H140ZM140 91H139V92H140ZM144 91H145V90H144ZM149 91H150V90H149ZM152 91H153V88H152ZM152 91H151V92H152ZM154 91H155V89H154ZM173 91H174V90H173ZM179 91H180V90H179ZM220 91H222V90H220ZM242 91H243V90H242ZM245 91H246V90H245ZM252 91H250V92H252ZM259 91H260V90H259ZM262 91H263V90H262ZM262 91H261V93H262ZM18 92H19V91H18ZM20 92H22V90H21ZM36 92H37V91H36ZM40 92H41V91H40ZM42 92H43V91H42ZM58 92H59V91H57V95H58ZM60 92H61V91H60ZM66 92H65V93H66ZM73 92H74V91H73ZM73 92H72V93H73ZM76 92H77V90H76ZM108 92H109V91H108ZM112 92H113V91H112ZM121 92H122V91H121ZM121 92H119V93H121ZM141 92H142V91H141ZM155 92H156V91H155ZM165 92H166V91H165ZM165 92H164V93H165ZM170 92H171V91H170ZM174 92H177V89H176ZM183 92H184V91H183ZM192 92H193V91H192ZM197 92H198V91H197ZM200 92H201V91H200ZM215 92H216V91H215ZM225 92H226V91H224V93H225ZM238 92H239V91H238ZM240 92H241V91H240ZM0 93H1V92H0ZM6 93H7V92H6ZM9 93H7V94H9ZM43 93H44V92H43ZM53 93H54V92H53ZM65 93H64V94H65ZM78 93H79V91H78ZM104 93L107 94L106 91H104ZM122 93L125 94V96H128V95H126L127 92H125V93L122 92ZM137 93H138V92H137ZM143 93H144V92H143ZM156 93H157V92H156ZM162 93H163V92H162ZM162 93H161V94H162ZM164 93H163V94H164ZM204 93H205V92H204ZM213 93H214V91H213ZM245 93H246V92H245ZM14 94H12V95H14ZM33 94H34V93H33ZM61 94H62V93H61ZM75 94H76V93H75ZM82 94H83V93H82ZM82 94H81V95H82ZM85 94H86V93H85ZM105 94H104V95H105ZM115 94H116V92H115ZM127 94H128V93H127ZM141 94H142V93H141ZM167 94H168V93H167ZM167 94H166V95H167ZM172 94H173V93H172ZM174 94H175V93H174ZM176 94H177V93H176ZM183 94H185V93H183ZM190 94H191V93H190ZM205 94H206V93H205ZM214 94L216 95V93H214ZM226 94H227V93H226ZM230 94H231V93H230ZM230 94H229V96H230ZM236 94H238V93H236ZM248 94H249V93H248ZM10 95H11V94H10ZM17 95H18V93H17ZM17 95H15V96H17ZM36 95H37V93H36ZM47 95H48V93H47ZM47 95H46V96H47ZM54 95H55V94H54ZM54 95H53V96H54ZM70 95H71V94H70ZM72 95H73V94H72ZM81 95H80V93H79V96H80V97H82ZM100 95H101V94L99 93V96H100ZM109 95H110V94H109ZM112 95H113V94H112ZM112 95H111V96H112ZM143 95H145V94L139 95V93H138V96H136V97H139L138 99H140V96H143ZM153 95H155V94H153ZM185 95H186V94H185ZM192 95H193V94H192ZM217 95H218V94H217ZM224 95H225V94H224ZM234 95H235V93H234ZM255 95H256V93H255ZM42 96H43V95H42ZM42 96H39V97H42ZM46 96H45V97H46ZM48 96H49V95H48ZM48 96H47V97H48ZM53 96H51V97H53ZM61 96H62V95H61ZM75 96H76V95H75ZM75 96H70V97L73 98V97H75ZM83 96H84V94H83ZM89 96H90V95H89ZM93 96H95V95H93ZM107 96H108V95H107ZM107 96H105V97H107ZM125 96H124L123 98H128V97H125ZM146 96H147V95H146ZM164 96H165V94H164ZM175 96L177 97V95H175ZM207 96H208V94H207ZM207 96H206V97H207ZM235 96H236V95H235ZM235 96H234V97H235ZM240 96H241V95H240ZM250 96H251V95H250ZM257 96H258V95H257ZM260 96H261V95H260ZM262 96H263V95H262ZM2 97H3V96H2ZM2 97H1V98H2ZM19 97H21V96L19 95L18 98H19ZM23 97H24V96H22L21 98H23ZM84 97H85V96H84ZM96 97H97V94H96ZM100 97H101V96H100ZM113 97L115 98V95H114ZM118 97H119V96H118ZM130 97H131V96H130ZM136 97H135V98H136ZM151 97H152V96H151ZM154 97H155V96H154ZM168 97H169V96H168ZM179 97H180V95H179ZM184 97H185V96H184ZM190 97H191L190 95H189V97L186 96V98H190ZM192 97H193V96H192ZM203 97H204V95H203ZM208 97L210 98L211 96H208ZM248 97H249V96H248ZM11 98H13V97H11ZM43 98H44V97H43ZM61 98H62V97H61ZM67 98H68V97H67ZM85 98H88V97H85ZM90 98H91V97H90ZM93 98H94V97H93ZM101 98H103V97H101ZM114 98H113V99H114ZM120 98H121V97H120ZM144 98H145V97H144ZM155 98H156V97H155ZM160 98H162V97H160ZM166 98H167V96H166ZM174 98H175V97H174ZM177 98H178V97H177ZM181 98H182V97H181ZM211 98H212V97H211ZM216 98H217V96H216ZM226 98H227V97H225V99H226ZM243 98H244V96H243ZM246 98H247V97H246ZM250 98H252V97H250ZM250 98H248V99H250ZM255 98H256V97H255ZM3 99H5V96L3 97ZM8 99H9V98H8ZM24 99H26V98H24ZM44 99H45V98H44ZM56 99H57V97H56ZM56 99L54 98V100H56ZM62 99H63V98H62ZM69 99H70V98H69ZM82 99H83V98H82ZM82 99L80 100L81 102H82ZM97 99H99V97H98ZM107 99H108V97H107ZM132 99H133V98H132ZM162 99H163V98H162ZM169 99H170V98H169ZM182 99H183V98H182ZM234 99H235V98H234ZM236 99H237V98H236ZM261 99H263V98H261ZM16 100L18 101V99H16ZM21 100H22V99H21ZM21 100H20V101H21ZM42 100H43V99H42ZM45 100H46V99H45ZM59 100H61V99H59V97H58V101H59ZM64 100H65V99H64ZM72 100H73V99H70V102H71ZM78 100H79V99H78ZM86 100H87V99H86ZM94 100H95V99H94ZM103 100H105V99H103ZM103 100H102V101H103ZM109 100H110V99H109ZM123 100H124V99H123ZM128 100H129V98H128ZM133 100H134V99H133ZM135 100H136V99H135ZM147 100H148V98H147ZM157 100H158V99H157ZM167 100H168V99H167ZM170 100H171V99H170ZM173 100H174V99H173ZM185 100H186V99H185ZM185 100H183V101H185ZM187 100H188V99H187ZM189 100H190V99H189ZM192 100H193V99H192ZM192 100H190V101H192ZM203 100H204V99H202V101H203ZM232 100H233V99H232ZM238 100H239V99H238ZM0 101H2V100H0ZM26 101H27V100H26ZM26 101H25V102H26ZM30 101H31V103H32V102L35 103V102L32 101V100H30ZM46 101L48 102V100H46ZM68 101H69V100H68ZM74 101H75V100H73V102H74ZM100 101H101V100H100ZM100 101H99V102H100ZM105 101H106V100H105ZM107 101H108V100H107ZM115 101H116V100H115ZM121 101H122V100H121ZM143 101H144V100H143ZM143 101H142L141 103H143ZM154 101H155V100H154ZM160 101H162V100H160ZM171 101H172V100H171ZM171 101H168V102H171ZM205 101H206V100H205ZM218 101H219V100H218ZM226 101H227V100H226ZM229 101H230V100H229ZM241 101H242V100H241ZM248 101H249V100H248ZM253 101H254V100H253ZM253 101H252V102H253ZM255 101H256V100H255ZM21 102H22V101H21ZM25 102H24V103H25ZM38 102H39V100H38ZM38 102H36V104L41 103V102H39V103H38ZM42 102L44 103V101H42ZM47 102H46V103H47ZM60 102H61V103H59V104H62L63 101H60ZM64 102H65V101H64ZM70 102H65V103H68V104H69ZM78 102H79V101H78ZM86 102H87V101H86ZM118 102H119V101H118ZM118 102H117V104H118ZM124 102H126V100H124ZM129 102H130V101H129ZM132 102H133V101H132ZM173 102H174V101H173ZM173 102H171V103H173ZM185 102H186V101H185ZM221 102H223V101L221 100ZM224 102H225V101H224ZM231 102H232V101H231ZM256 102H257V101H256ZM256 102H255V103H256ZM26 103H27V102H26ZM51 103H52V102H51ZM71 103H72V102H71ZM74 103H75V102H74ZM76 103H77V102H76ZM107 103H108V102H107ZM110 103H111V102H110ZM115 103H116V102H115ZM119 103H120V102H119ZM134 103H135V101L133 102L132 105H135ZM214 103H215V102H214ZM214 103H212L213 106H214ZM227 103H229V102H227ZM232 103L234 104V102H232ZM232 103H231V104H232ZM236 103H237V102H236ZM241 103H242V102H241ZM262 103H263V102H261V104H262ZM1 104H2V103H1ZM4 104H5V102H4ZM9 104H10V103H9ZM19 104H20V102H19ZM19 104H18V105H19ZM41 104H42V103H41ZM53 104H54V103H53ZM53 104H51L50 106L52 107ZM59 104H57V105H59ZM89 104H90V103H89ZM89 104H88V105H89ZM102 104H103V103H102ZM144 104H146L145 101H144ZM144 104H143V106H144ZM147 104H149V103H147ZM153 104H154V102H153ZM164 104H165V103H164ZM202 104H203V103H202ZM224 104H226V103H224ZM237 104H238V103H237ZM5 105H7V103H6ZM25 105L27 106V105H30V104H25ZM42 105H43V104H42ZM47 105H49V102H48ZM74 105H75V104H74ZM79 105H80V104H79ZM99 105H100V103H99ZM108 105H109V104H108ZM114 105H115V104H114ZM114 105H113V106H114ZM129 105H130V103H129ZM132 105H131V106H132ZM166 105H168V104H166ZM169 105H170V103H169ZM196 105H197V104H196ZM200 105H201V104H200ZM203 105H204V104H203ZM203 105H201V106H203ZM228 105H229V104H228ZM234 105H235V104H234ZM242 105H243V104H242ZM252 105H253V103H252ZM258 105H259V104H258ZM262 105H263V104H262ZM13 106H14V105H13ZM37 106H38V105H37ZM44 106H45V105H44ZM44 106H43L42 108H44ZM59 106H60V105H59ZM59 106H56V107H59ZM66 106H68V105L65 104V107H66ZM70 106H72V105H70ZM76 106H77V105H76ZM80 106H81V105H80ZM80 106H79V107H80ZM85 106H86V105H85ZM94 106H95V105H94ZM115 106H116V105H115ZM123 106H124V105H123ZM139 106H140V105H139ZM154 106H155V105H154ZM197 106H198V105H197ZM213 106H212V107H213ZM219 106H220V105H219ZM219 106H218V107H219ZM255 106H256V108H257V105H255ZM29 107H30V106H29ZM45 107H46V106H45ZM62 107H63V106H62ZM77 107H78V106H77ZM79 107H78V108H79ZM81 107L83 108V106H81ZM105 107H106V106H105ZM108 107H109V106H108ZM121 107H122V106H121ZM126 107H127V106H126ZM132 107H133V106H132ZM135 107H136V106H135ZM144 107H145V106H144ZM150 107H151V106H150ZM168 107H170V106H168ZM198 107H199V106H198ZM205 107H206V106H205ZM220 107H221V106H220ZM220 107H219V108H220ZM226 107H227V106H226ZM251 107H252V106H251ZM262 107H263V106H262ZM3 108H4V107H3ZM23 108H24V107H23ZM34 108H36V106H35ZM39 108H40V107H39ZM39 108H38V109H39ZM60 108H61V107H60ZM63 108H64V107H63ZM67 108H68V107H67ZM72 108H75V107H72ZM78 108H77V109H78ZM87 108H90V106H89V107L86 106V109H87ZM93 108H95V107H93ZM98 108H100V107H98ZM103 108H104V107H103ZM109 108H111V107H109ZM109 108H108V109H109ZM136 108H138V107H136ZM136 108H134V109H135L134 111H137ZM147 108H148V107H147ZM165 108H166V107H165ZM175 108H176V107H175ZM196 108H197V107H196ZM208 108H209V107H208ZM214 108H215V107H214ZM224 108H225V107H224ZM235 108H236V107H234L233 109H235ZM238 108H239V107H238ZM249 108H250V107H249ZM259 108H260V107H259ZM263 108H264V107H263ZM0 109H2V107H1ZM18 109H20V107H18ZM29 109H30V108H29ZM31 109H32V108H31ZM49 109H50V108H49ZM54 109H55V106H54ZM56 109H59V108H56ZM75 109H76V108H75ZM91 109H92V108H91ZM118 109H119V108H118ZM128 109H129V108H128ZM139 109H140V107H139ZM139 109H138V110H139ZM145 109H146V107H145ZM162 109H163V108H162ZM228 109H229V108L227 107V111H228ZM239 109H240V108H239ZM241 109H242V108H241ZM246 109H247V108H244V110H246ZM261 109H262V108H261ZM2 110H3V109H2ZM21 110H23V109H21ZM24 110H25V109H24ZM26 110H28V109H26ZM33 110H34V109H33ZM33 110H32V111H33ZM51 110H52V109H51ZM63 110H64V109H63ZM71 110H73V109H71ZM81 110H82V109H81ZM83 110H84V108H83ZM83 110H82V111H83ZM93 110H94V109H93ZM112 110H116V108H115V109H112ZM124 110H125V109H124ZM131 110H133V109H131ZM142 110H143V109H142ZM148 110H150V109H148ZM153 110H154V109H153ZM157 110H158V109H157ZM177 110H178V109H177ZM208 110H209V109H208ZM212 110H213V108H212ZM214 110H215V109H214ZM236 110H237V109H236ZM244 110H243V111H244ZM247 110H248V109H247ZM247 110H246V111H247ZM7 111H8V110H7ZM39 111H40V110H39ZM43 111H44V110H43ZM47 111H48V110H47ZM47 111H46V112H47ZM60 111H61V110H60ZM60 111H59V112H60ZM64 111H66V110H64ZM64 111H63V112H64ZM74 111H75V110H74ZM78 111H79V110H78ZM97 111H98V110H97ZM107 111H108V110H107ZM118 111H119V110H117V112H118ZM120 111H121V109H120ZM122 111H123V110H122ZM127 111H128V110H127ZM140 111H141V110H140ZM143 111H144V110H143ZM150 111H151V110H150ZM158 111H159V110H158ZM158 111H157V112H158ZM170 111H171V110H170ZM172 111H173V110H172ZM204 111H205V109H204ZM215 111H217V110H215ZM218 111H219V109H218ZM223 111H224V110H223ZM230 111H232V110H230ZM239 111H242V110H239ZM239 111H238V112H239ZM249 111H250V110H249ZM253 111H254V110H253ZM257 111H258V110H257ZM257 111H256V112H257ZM262 111H263V109H262ZM17 112H19V110H17ZM20 112H21V111H20ZM20 112H19V113H20ZM79 112H80V111H79ZM84 112H86V111L84 110ZM88 112H89V111H88ZM98 112H100V110H99ZM104 112H106V111H104ZM104 112H103V114H104ZM110 112H111V111H110ZM125 112H126V111H125ZM129 112H130V111H129ZM129 112H128V113H129ZM131 112H132V111H131ZM137 112H138V111H137ZM137 112H136V113H137ZM141 112H142V111H141ZM141 112H139V113H141ZM144 112H145V111H144ZM151 112H152V111H151ZM151 112H150V113H151ZM154 112H156V111H154ZM162 112H166V111L164 110V111H162ZM177 112H178V111H177ZM219 112H220V111H219ZM238 112H237V113H238ZM263 112H264V111H263ZM29 113H30V112H29ZM40 113H41V111H40ZM40 113H39V114H40ZM60 113H61V112H60ZM65 113H66V112H65ZM69 113H70V112H69ZM69 113H66V114L69 115ZM73 113H74V114H73L72 116H74V115L76 114V112H73ZM94 113H95V111H94ZM94 113H92V114H94ZM96 113H97V112H96ZM115 113H116V112H115ZM118 113H122L121 115L124 114L123 112H118ZM142 113H143V112H142ZM145 113H147V112H145ZM167 113H168V112H167ZM169 113H170V112H169ZM202 113H203V111H202ZM205 113H206V112H205ZM210 113H211V112H210ZM210 113H209V114H210ZM227 113H228V112H227ZM257 113H258V112H257ZM20 114H21V113H20ZM22 114H23V113H22ZM32 114H33V113H32ZM45 114H46V113H45ZM55 114H56V112H55ZM61 114H62V113H61ZM63 114H64V113H63ZM66 114H65V115H66ZM71 114H72V112L70 113V115H71ZM89 114H90V113H89ZM100 114H102V112H100ZM109 114H110V113H109ZM137 114H138V113H137ZM147 114H149V113H147ZM147 114H146V115H147ZM154 114H155V113H154ZM154 114H152V115H154ZM158 114H159V112H158ZM178 114H179V115H178V118H179V116L181 115V113H178ZM198 114H199V113L196 112V117H197ZM206 114H207V113H206ZM213 114H214V113H213ZM234 114H235V113H234ZM247 114H248V112H247ZM15 115H16V114H15ZM25 115H26V114H25ZM36 115H37V114H36ZM67 115H66V116H67ZM83 115H84V116H83ZM83 115H82V116L85 117V114H84V113H83ZM86 115H87V114H86ZM107 115H108V114H107ZM118 115H119V114H118ZM124 115H125V114H124ZM130 115H131V113L129 114V116H130ZM139 115H140V114H139ZM141 115H142V114H141ZM161 115H163V114L161 113ZM170 115H171V114H170ZM170 115H169V116H170ZM173 115H174V114H173ZM203 115H204V114H203ZM211 115H212V114H211ZM225 115H226V114H225ZM228 115H229V114H228ZM231 115H232V114H231ZM251 115H252V114H251ZM255 115H256V114H255ZM257 115H258V114H257ZM257 115H256V116H257ZM9 116H10V115H9ZM23 116H24V114H23ZM40 116H41V115H40ZM52 116H53V115H52ZM52 116H51V117H52ZM80 116H81V115H80ZM80 116H77V117L79 118ZM82 116L80 117V119L82 118ZM92 116H93V115H92ZM94 116H95V115H94ZM114 116H117V114H116V115L114 114ZM114 116H113V117H114ZM166 116H168V115H166ZM199 116H201V115H199ZM232 116H233V115H232ZM234 116H235V115H234ZM234 116H233V117H234ZM236 116H237V115H236ZM242 116H244V115H242ZM14 117H15V116H14ZM30 117H31V116H30ZM49 117H50V116H49ZM74 117H75V116H74ZM87 117L89 118V116H87ZM103 117H105V116H103ZM103 117L101 116V120H103ZM110 117H111V116H110ZM118 117H119V116H118ZM122 117H123V116H122ZM126 117H127V116H126ZM134 117H135V116H134ZM137 117H138V115L136 116V119H137ZM140 117H141V116H140ZM145 117H147V116H145ZM149 117H150V115H149ZM154 117H157V116H154ZM158 117H159V116H158ZM160 117H161V116H160ZM164 117H165V114H164ZM175 117H177V115H175ZM194 117H195V116H194ZM204 117H205V116H204ZM204 117H203V119H204ZM218 117H219V116H218ZM224 117H225V116H224ZM240 117H241V116H240ZM262 117H264V115H263ZM17 118H18V115H17ZM25 118H26V117H25ZM47 118H48V117L46 116V119H47ZM62 118H63V117H62ZM65 118H66V117H65ZM71 118H73V117H71ZM75 118H76V117H75ZM78 118H77V119H78ZM85 118H86V117H85ZM88 118H87V119H88ZM90 118H92V117L90 116ZM120 118H121V117H119L118 119L120 120ZM128 118H129V117H128ZM142 118H143V116H142ZM169 118H172V117H169ZM178 118H177V119H178ZM180 118H181V117H180ZM183 118H184V117H183ZM206 118H207V117H206ZM230 118H231V116H230ZM238 118H239V117H238ZM241 118H242V117H241ZM10 119H11V118H10ZM40 119L42 120V118H40ZM49 119H50V118H49ZM49 119H47V120H49ZM56 119H57V118H56ZM58 119H59V118H58ZM66 119H67V118H66ZM66 119H65V120H66ZM77 119H76V120H77ZM87 119H83V120H87ZM92 119H94V118H92ZM99 119H100V118H99ZM99 119H98V120H99ZM130 119H131V118H129V120H130ZM140 119H141V118H140ZM143 119H145V118H143ZM149 119H151V118H148V120H149ZM185 119H186V117H185ZM213 119L216 120L215 117H214ZM231 119H232V118H231ZM17 120H18V119H17ZM47 120H46V121H47ZM53 120H54V119H53ZM61 120H62V119H61ZM71 120H72V119H71ZM76 120H75V121H76ZM83 120H82V121H83ZM123 120H124V119H123ZM133 120H134V119H133ZM133 120H131V123H132ZM138 120H139V119H138ZM145 120L147 121V119H145ZM165 120H166V119H165ZM174 120H175V118H174ZM192 120H193V119H192ZM192 120H191V122H192ZM194 120H195V118H194ZM208 120H209V119H208ZM15 121H16V120H15ZM32 121H33V120H32ZM39 121H40V120H39ZM44 121H45V120H44ZM50 121H51V120H50ZM99 121H100V120H99ZM104 121H106V119L103 120V123H104ZM135 121H136V120H135ZM155 121H156V120H155ZM178 121H180V119L177 120V122H178ZM183 121H184V119H183ZM211 121H212V120H211ZM16 122H17V121H16ZM47 122H48V121H47ZM55 122H56V121H55ZM58 122H59V121H58ZM60 122H61V121H60ZM65 122H67V121H65ZM78 122H80L79 119H78V121H77L76 123H78ZM87 122H88V121H87ZM92 122H95V119H94V121H92ZM100 122H101V121H100ZM121 122H122V121H120V123H121ZM128 122H129V121H128ZM158 122H159V121H158ZM169 122H170V121H169ZM172 122H175V121H172ZM181 122H182V121H181ZM194 122H196V121H194ZM197 122H198V121H197ZM245 122H246V121H245ZM12 123H13V122H12ZM17 123H18V122H17ZM20 123H21V122H20ZM34 123H35V122H34ZM38 123H39V122H38ZM45 123H46V122H45ZM56 123H57V122H56ZM56 123H55V124H56ZM68 123H69V121H68ZM84 123H86V122L84 121ZM89 123H91V121H89ZM101 123H102V122H101ZM105 123H106V122H105ZM107 123H108V121H107ZM120 123H119V124H120ZM136 123H137V122H136ZM150 123H151V122H150ZM152 123H153V122H152ZM159 123H161V122H159ZM162 123H163V122H162ZM166 123H167V122H166ZM170 123H171V122H170ZM182 123H183V122H182ZM182 123H181V124H182ZM185 123H186V122H185ZM200 123H201V122H200ZM51 124H52V123H51ZM60 124H61V123H60ZM66 124H67V123H66ZM69 124H71V123H69ZM74 124H75V123H74ZM97 124H98V122H97ZM137 124H138V123H137ZM139 124H141V123H139ZM147 124H148V123H147ZM157 124H158V123H157ZM176 124H177V123H176ZM176 124H175V125H176ZM197 124H198V123H197ZM197 124H196V126H198ZM14 125H15V123H14ZM17 125H18V124H17ZM17 125H16V126H17ZM72 125H73V124H72ZM76 125H77V124H76ZM79 125H80V124H79ZM79 125H77V126H79ZM81 125H82V124H81ZM87 125H88V124H87ZM90 125H92V124H90ZM90 125H89V126H90ZM99 125H100V123H99ZM102 125H103V124H102ZM106 125H107V124H106ZM121 125H122V124H121ZM155 125H156V124H155ZM155 125H154V126H155ZM158 125H159V124H158ZM173 125H174V124H173ZM178 125H179V124H178ZM199 125H200V124H199ZM203 125H204V124H203ZM20 126H21V125H20ZM37 126H38V125H37ZM47 126H48V125H47ZM55 126H56V125H55ZM74 126H75V125H74ZM82 126H83V125H82ZM85 126H86V125H85ZM103 126H105V124H104ZM115 126H116V125H115ZM127 126H128V124H127ZM133 126H134V125H133ZM136 126H138V125H136ZM171 126H172V124H171ZM176 126H177V125H176ZM179 126H180V125H179ZM181 126H182V125H181ZM183 126H184V125H183ZM183 126H182V127H183ZM204 126H206V125H204ZM42 127H44V126L42 125ZM52 127H53V126H52ZM64 127H65V125H64ZM83 127H84V126H83ZM86 127H87V126H86ZM91 127H92V126H90V128H91ZM107 127H108V126H107ZM109 127H110V126H109ZM109 127H108V129H110ZM123 127H124V126H123ZM138 127H139V126H138ZM140 127H141V125H140ZM151 127H152V126H151ZM172 127H173V126H172ZM200 127H202V126H200ZM200 127H199V128H200ZM37 128H38V127H37ZM46 128H47V127H46ZM50 128H51V126H50ZM67 128H68V127H67ZM72 128H73V127H72ZM74 128H75V127H74ZM76 128H77V127H76ZM92 128H93V127H92ZM113 128H114V125H113ZM119 128H121V127H119ZM129 128H130V127H129ZM155 128H156V127H155ZM168 128H169V127H168ZM174 128H175V126H174ZM196 128H197V127H196ZM203 128H204V127H203ZM206 128H207V127H206ZM43 129H44V128H43ZM51 129H52V128H51ZM115 129H116V128H115ZM115 129H114V130H115ZM125 129H126V128H125ZM133 129H134V128H133ZM135 129H136V127H135ZM139 129H140V128H139ZM145 129H146V128H145ZM177 129H178V128H177ZM177 129H176V130H177ZM36 130H37V129H36ZM44 130H45V129H44ZM60 130H62V129L60 128ZM73 130H74V129H73ZM79 130H80V129H79ZM82 130H83V129H82ZM82 130H81V132H82ZM96 130H97V128H96ZM114 130H112V131H114ZM119 130H121V129H119ZM123 130H124V129H123ZM127 130H128V129H127ZM165 130H166V129H165ZM169 130H170V129H169ZM179 130H180V128H179ZM187 130H188V129H187ZM199 130L202 131L203 129H202V130L199 129ZM34 131H35V130H34ZM51 131H52V130H51ZM54 131H55V128H54ZM58 131H59V129H58ZM58 131H57V134H59ZM62 131H63V130H62ZM76 131H77V130H76ZM85 131H86V130H85ZM91 131H92V130H91ZM101 131H102V130H101ZM104 131H106V128H105ZM116 131H117V130H116ZM139 131H140V130H139ZM166 131H167V130H166ZM182 131H183V130H182ZM184 131H185V130H184ZM188 131H189V130H188ZM32 132H33V131H32ZM45 132H46V130H45ZM69 132H70V131H69ZM69 132H68V134H69ZM73 132H74V131H73ZM96 132H97V131H96ZM107 132H109V131H106V133H107ZM121 132H122V130H121ZM135 132H136V131H135ZM142 132H143V130H142ZM167 132H168V131H167ZM171 132H172V131H171ZM186 132H187V131H186ZM190 132H191V131H190ZM204 132H207V129H206V131H204ZM27 133H28V132H27ZM41 133H42V132H41ZM48 133L50 134L49 131H48ZM54 133H55V132H54ZM62 133H63V132H62ZM102 133H103V132H102ZM125 133H126V132H125ZM125 133H124V134H125ZM127 133H128V131H127ZM173 133H174V132H173ZM181 133H184V132H181ZM194 133H195V132H194ZM207 133H208V132H207ZM81 134H82V133H81ZM81 134H80V135H81ZM85 134H86V132H85ZM87 134H88V132H87ZM87 134H86V135H87ZM98 134H99V133H98ZM133 134H135V133H133ZM133 134H131V135H133ZM137 134H138V133H137ZM148 134H149V133H148ZM174 134H175V133H174ZM186 134H187V133H186ZM203 134H204V133H203ZM32 135H33V133H32ZM53 135H54V134H53ZM59 135H62V134H59ZM65 135H66V134H65ZM69 135H70V134H69ZM78 135H79V132H78ZM89 135H90V134H89ZM91 135L93 136V134H91ZM96 135H97V134H96ZM100 135H101V134H100ZM116 135H118V134L116 133ZM146 135H147V134H146ZM168 135H169V134H168ZM170 135H171V133H170ZM176 135H177V134H176ZM181 135H183V134H181ZM184 135H185V134H184ZM209 135H210V134H209ZM41 136H42V135H41ZM44 136H45V135H44ZM48 136H49V135H48ZM50 136H51V135H50ZM92 136H91V137L88 136V137L92 138ZM97 136H98V135H97ZM103 136H104V134H103ZM106 136H108V135H106ZM114 136H115V135H114ZM120 136H121V135H120ZM126 136H127V135H126ZM129 136H130V135H129ZM134 136L136 137L137 135H134ZM172 136H173V135H171L170 137H172ZM177 136H178V135H177ZM189 136H190V135H188V137H189ZM210 136H213V135H210ZM210 136H209V137H210ZM38 137H40V136H38ZM53 137H54V136H53ZM65 137H66V139H67V136H65ZM71 137H72V136H71ZM75 137H76L77 140H79V139L77 138V135H76ZM83 137H84V136H83ZM98 137H100V136H98ZM98 137H97V138H98ZM109 137H110V134H109ZM131 137H132V136H131ZM131 137H130V138H131ZM142 137H144V135H142ZM30 138H31V136H30ZM41 138H42V137H41ZM63 138H64V135H63ZM72 138H74V137H72ZM106 138H107V137H106ZM111 138H113V137H111ZM123 138H124V136H123ZM177 138H179V137H177ZM210 138H212V137H210ZM213 138H214V137H213ZM39 139H40V138H39ZM43 139H44V137H43ZM51 139H52V138H51ZM82 139H83V138H82ZM82 139H81V140H82ZM92 139H93V138H92ZM139 139H140V138H139ZM166 139H167V137H166ZM181 139H183V138H181ZM193 139L195 140L196 138H193ZM70 140H71V139H70ZM74 140H75V138H74ZM74 140L72 141V142H73V145H74V143H75ZM83 140L85 141L86 139H83ZM109 140H110V139H109ZM122 140H124V139H122ZM127 140H128V139L126 138V141H127ZM147 140H148V138H147ZM150 140H151V139H150ZM150 140H148V141H150ZM172 140H174V139H172ZM183 140H184V139H183ZM194 140H193V141H194ZM206 140H207V139H206ZM36 141H37V140H36ZM46 141H47V140H46ZM88 141L90 142L89 138H88ZM92 141H93V140H92ZM92 141H91V142H92ZM94 141H95V140H94ZM94 141H93V142H94ZM101 141H102V140H101ZM101 141H100V142H101ZM105 141H107V140H105ZM114 141H115V140H114ZM128 141H129V140H128ZM132 141H133V140H132ZM140 141H141V140H140ZM140 141H139V142H140ZM152 141H153V140H152ZM167 141H169V139H167ZM196 141H197V140H196ZM209 141H210V140H209ZM209 141H208L207 143H209ZM39 142H40V141H39ZM49 142H50V140H49ZM80 142H81V141H80ZM85 142H86V141H85ZM93 142H92V145H93ZM96 142H98V141H96ZM96 142H94V143H96ZM118 142H119V141H117V143H115L116 147H117V145H118ZM130 142H131V141H130ZM136 142H137V141H136ZM47 143H48V142H47ZM51 143H53L52 140H51ZM109 143H110V141H109ZM124 143H125V142H124ZM127 143H128V142H127ZM134 143H135V142H134ZM134 143H133V145H134ZM146 143H147V142H146ZM149 143H150V142H149ZM175 143H177V142H175ZM212 144H213V141L211 142V145H212ZM42 145H43V143H42ZM49 145H50V143H49ZM81 145H82V143H81ZM81 145H80V146H81ZM110 145H111V143H110ZM113 145H114V142H113ZM167 145H168V144H167ZM209 145H210V143H209ZM209 145H208V148H209ZM28 146H29V145H28ZM52 146H53V145H52ZM89 146H91V145H89ZM89 146H88L87 148H89ZM95 146H96V145H95ZM95 146H94V148H95ZM97 146H98V145H97ZM99 146H100V145H99ZM125 146H126V145H125ZM125 146L123 147L124 150H125ZM131 146H132V145H131ZM152 146H153V145H152ZM152 146H151V147H152ZM169 146H170V145H169ZM169 146H168V147H169ZM178 146H179V145H178ZM206 146H207V145H206ZM17 147H18V146H17ZM17 147H16V148H17ZM34 147H35V146H34ZM40 147H41V146H40ZM42 147H44V146H42ZM42 147H41V148H42ZM47 147H48V145H47ZM49 147H50V146H49ZM76 147H77V145H76ZM83 147H85V146H83ZM107 147H108V146H107ZM107 147L105 146V147H103V148H106V150H107ZM116 147H114V149H115ZM134 147H135V146H134ZM134 147H133V148H134ZM148 147H149V145H148ZM151 147H150V148H151ZM154 147H155V146H154ZM164 147H165V146H164ZM180 147H181V146H180ZM72 148H73V147H72ZM80 148H81V147H80ZM80 148H79V149H80ZM96 148H97V147H96ZM121 148H122V147H121ZM129 148H130V147H129ZM146 148H147V147H146ZM27 149H28V148H27ZM30 149H31V148H30ZM32 149H33V148H32ZM32 149H31V150H32ZM36 149H37V148H36ZM46 149H47V148H45V150H46ZM85 149H86V148H85ZM90 149H91V148H90ZM90 149H89V152H90ZM109 149H110V148H109ZM116 149H117V148H116ZM116 149H115V150H116ZM147 149H148V148H147ZM147 149H146V150H147ZM155 149H158V148H155ZM167 149H168V148H167ZM169 149H171V148H169ZM173 149H174V148H173ZM23 150H24V149H23ZM39 150H40V149H39ZM70 150H71V148H70ZM73 150H74V149H73ZM82 150H84V149H82ZM86 150H87V149H86ZM86 150H85V153H86ZM100 150H101V149H100ZM119 150H120V149H119ZM126 150H127V149H126ZM134 150H135V148H134ZM178 150H179V149H178ZM178 150H177V151H178ZM189 150H191V149H189ZM204 150H205V149H204ZM209 150H210V149H209ZM15 151H16V150H15ZM17 151H20V150L17 149ZM26 151H27V150H26ZM29 151H30V150H29ZM35 151H37V150H35ZM42 151H44V150L42 149ZM48 151L50 152V149H49ZM68 151H69V149H68ZM79 151H80V150H79ZM94 151H95V150H94ZM107 151L109 152V150H107ZM107 151H106V155H107ZM32 152H33V151H32ZM76 152H77V151H75V153H76ZM91 152H93V151L91 150ZM96 152H97V151H96ZM104 152H105V151H104ZM118 152H120V151H118ZM118 152L116 151V154H115L117 159L119 158V157H118L119 155H117ZM121 152H122V155H123L124 152H123V151H121ZM129 152H130V151H129ZM129 152H128V155H130V153H131V152H130V153H129ZM132 152H133V150H132ZM157 152H158V151H156V153H157ZM209 152H210V151H209ZM209 152H207V153H209ZM212 152H213V151L211 150V153H212ZM17 153H18V152H17ZM17 153H16V154H17ZM27 153H28V152H27ZM33 153H36V152H33ZM81 153H82V152H80V154H81ZM87 153H88V152H87ZM111 153L113 154L114 152H111ZM111 153H110V155H111ZM145 153H147V152L145 151ZM148 153L150 154V152H148ZM153 153H155V152H153ZM158 153H159V152H158ZM166 153H167V152H166ZM173 153H174V151H173ZM185 153H186V151H185ZM189 153H190V152H189ZM204 153H205V152H204ZM211 153H210V155H211ZM6 154L8 155V152H7ZM24 154H25V152H24ZM42 154H43V153H42ZM72 154H73V153H72ZM72 154H71V155H72ZM99 154H100V153H99ZM119 154L121 155V153H119ZM125 154H126V153H125ZM125 154H124V155H125ZM132 154H134V153H132ZM132 154H131V155H132ZM160 154H161V153H160ZM160 154H159V155H160ZM34 155H35V154H34ZM34 155H33V157H36V156H34ZM39 155H40V152H39ZM39 155H38V156H39ZM46 155H47V152H46ZM46 155H45V156H46ZM59 155H60V154H59ZM67 155H69V154L67 153ZM77 155H78V153H77ZM85 155H86V154H85ZM102 155H103V154H102ZM104 155H105V154H104ZM106 155H105V156H106ZM122 155H121V156H122ZM166 155H167V154H166ZM205 155H206V154H205ZM8 156H9V155H8ZM40 156H41V155H40ZM52 156H53V155H52ZM60 156H61V155H60ZM80 156H81V155H80ZM88 156H89V154H88ZM95 156H96V155H95ZM97 156H98V155H97ZM126 156H127V154L125 155V157H126ZM144 156H146V155L144 154ZM144 156L142 155V157H144ZM147 156H148V155H147ZM147 156H146V157H147ZM149 156H152V155H149ZM157 156H158V155H157ZM214 156H215V154H214ZM0 157H1V156H0ZM12 157H13V156H12ZM12 157H11V158H12ZM16 157H17V155H16ZM28 157H29V156H28ZM28 157H27V158H28ZM47 157H48V156H47ZM69 157H70V155H69ZM78 157H79V156H78ZM106 157H107V156H106ZM127 157H128V156H127ZM127 157H126V158H127ZM133 157H134V156H133ZM136 157H137V155H136ZM140 157H141V156H140ZM162 157H165V156H162ZM5 158H6V155H5ZM11 158H9V159H11ZM14 158H15V157H14ZM25 158H26V157H25ZM40 158H41V157H40ZM58 158H59V157H58ZM80 158H81V157H79V159H80ZM85 158H86V157H85ZM98 158H99V157H98ZM100 158H101V157H100ZM108 158H109V156H108ZM110 158H111V157H110ZM128 158H129V157H128ZM128 158H127V159H128ZM137 158H138V160H139V157H137ZM147 158H148V157H147ZM151 158L153 159L154 157H151ZM158 158H159V157H158ZM1 159H2V158H1ZM41 159H42V158H41ZM44 159H45V157H44ZM49 159H51V158H50V155H49ZM49 159H48V160H49ZM52 159H53V158H52ZM52 159H51V160H52ZM62 159H63V158H62ZM88 159H89V158H88ZM90 159H91V158H90ZM103 159H104V156H103ZM103 159H102V160H103ZM112 159H113V158H112ZM117 159H116V161L119 162ZM121 159H122V161H123V159H124L123 156H122ZM142 159H143V158H142ZM142 159H141V160H142ZM152 159H151V160H152ZM163 159H164V158H163ZM207 159H208V158H207ZM209 159H210V158H209ZM6 160H7V159H6ZM54 160H55V159H54ZM64 160H65V159H64ZM64 160H63V161H64ZM77 160H78V158H77ZM85 160H86V159H85ZM85 160H84V161H85ZM95 160H96V158H95ZM100 160H101V159H100ZM104 160H105V159H104ZM104 160H103V162H104ZM134 160H136V159H134ZM156 160H157V159H156ZM189 160H190V159H189ZM7 161L9 162L10 160H7ZM14 161H16V159H14ZM25 161H27V160H25ZM36 161L38 162V160H36ZM36 161H35V162H36ZM49 161H50V160H49ZM49 161H48V162H49ZM55 161H56V160H55ZM68 161H69V160H68ZM68 161H66V162H68ZM80 161H82V160H80ZM92 161H93V160H92ZM107 161H108V160H107ZM116 161H115V162H116ZM126 161H127V160H126ZM129 161H131V158H130ZM136 161H137V160H136ZM159 161H160V160H159ZM159 161H158V162H159ZM163 161H164V160H163ZM165 161H166V159H165ZM167 161H168V160H167ZM167 161H166V162H167ZM171 161H172V160H171ZM208 161H209V160H208ZM1 162H3V161H1ZM11 162H12V161H11ZM50 162H51V161H50ZM56 162H57V161H56ZM70 162H71V161H70ZM74 162H75V161H74ZM74 162H73V163H74ZM93 162H94V161H93ZM103 162H102V164H104ZM113 162H114V161L110 162L111 165H112ZM115 162H114V163H115ZM120 162H121V161H120ZM148 162H149V161H148ZM152 162H154V161H152ZM160 162H161V161H160ZM169 162H170V161H169ZM3 163H6V161L3 162ZM3 163H2V165H3ZM16 163H17V162H16ZM16 163H15V164H16ZM23 163H24V162H23ZM42 163H43V162H42ZM52 163H54V161H53ZM52 163H51V164H52ZM71 163H72V162H71ZM71 163H70V165H71ZM77 163H78V161H77ZM83 163H84V162H83ZM91 163H92V162H91ZM96 163H98V162H96ZM107 163H108V162H105V167H107V166H106ZM125 163H126V162H125ZM128 163H129V162H128ZM135 163L137 164V162H135ZM161 163H162V162H161ZM6 164H7V163H6ZM9 164H10V162H9ZM12 164H13V163H12ZM12 164H11V166H12ZM33 164H34V163H33ZM39 164H40V163H39ZM62 164H63V163H62ZM66 164H67V163H66ZM68 164H69V163H68ZM98 164H99V163H98ZM100 164H101V163H100ZM118 164H119V163H118ZM118 164H117V165H118ZM122 164H123V163H122ZM139 164H141V163H139ZM155 164H156V163H155ZM162 164H163V163H162ZM16 165H17V164H16ZM26 165H27V164H26ZM35 165H36V164H35ZM43 165H44V164H43ZM53 165H54V164H53ZM55 165H56V163H55ZM70 165H69V166H70ZM72 165H73V164H72ZM74 165H75V164H74ZM93 165H94V164H93ZM96 165H97V164H96ZM114 165H115V164H114ZM114 165H113V166H114ZM128 165H129V164H128ZM130 165H133V164H131V162H130ZM141 165H142V164H141ZM141 165H140V168H141ZM148 165H150V164H148ZM153 165H154V164H153ZM156 165H157V164H156ZM168 165H169V164H168ZM191 165H192V164H191ZM191 165H189V166H191ZM7 166H8V165H7ZM7 166H6V168L8 169ZM9 166H10V165H9ZM44 166H45V165H44ZM44 166H43L42 169H45ZM46 166H47V165H46ZM83 166L85 167V165H83ZM115 166H116V165H115ZM146 166H147V164H146ZM172 166H173V165H172ZM172 166H171V167H172ZM13 167H14V166H13ZM29 167H30V166H29ZM52 167H53V166H52ZM56 167H57V165H56ZM59 167H60V166H59ZM76 167H77V166H76ZM79 167H80V166H79ZM79 167H78V168H79ZM94 167H95V165H94ZM94 167H92V168H94ZM100 167H101V166H100ZM100 167H99V168H100ZM102 167H103V165H102ZM110 167H111V166H110ZM121 167H122V166H121ZM121 167L118 166V168H120V169H121ZM127 167H128V166H127ZM129 167H130V166H129ZM129 167H128V168H129ZM132 167H133V166H132ZM132 167H131V168H132ZM144 167H145V166H144ZM144 167H143V168H144ZM158 167H159V166H158ZM158 167H156V169H158ZM161 167H162V166H161ZM173 167H174V166H173ZM185 167H186V166H185ZM30 168H31V167H30ZM38 168H39V167H38ZM38 168H37V169H38ZM48 168H49V166H48ZM67 168H68V167H67ZM70 168H71V167H70ZM74 168H75V167H74ZM89 168H90V167H89ZM92 168H91V170H92ZM97 168H98V166H97ZM107 168H108V167H107ZM111 168H112V167H111ZM125 168H126V167H125ZM131 168H129V169H131ZM147 168H148V167H147ZM175 168H176V167H175ZM177 168H178V167H177ZM192 168H193V166H192ZM192 168H191V169H192ZM12 169H13V168H12ZM25 169H26V168H25ZM35 169H36V168H34V170H35ZM46 169H47V168H46ZM79 169H80V168H79ZM81 169H83V167H82ZM101 169H102V168H101ZM104 169H105V168H104ZM136 169H137V168H136ZM136 169H135V170H136ZM153 169H154V168H153ZM153 169H152V170H153ZM163 169H164V168H163ZM183 169H184V168H183ZM193 169H194V168H193ZM193 169H192V170H193ZM4 170L6 171V169H4ZM10 170H11V168H10ZM22 170H23V168H22ZM28 170H29V169H28ZM55 170H56V169H55ZM68 170H69V169H68ZM70 170H71V169H70ZM86 170H87V169H86ZM96 170H97V169H96ZM108 170H109V169H108ZM110 170H111V169H110ZM131 170H132V169H131ZM147 170H149V169H147ZM180 170L182 171V169H180ZM5 171H3V172H5ZM19 171H20V170H19ZM60 171H62V170H60ZM64 171H65V169H64ZM73 171H75V170H73ZM76 171H77V170H76ZM80 171H82V170H80ZM103 171H104V170H103ZM103 171H102V172H103ZM112 171H114V169H113ZM115 171H116V170H115ZM118 171H119V170H118ZM124 171H125V170H124ZM138 171H139V170H138ZM143 171H144V170H143ZM143 171L140 172V174L143 173ZM154 171H155V170H154ZM187 171H188V168H187ZM0 172H1V171H0ZM3 172H2V173H3ZM6 172H7V171H6ZM34 172H35V171H34ZM34 172H32V174H33ZM36 172H37V171H36ZM52 172H53V170H52ZM100 172H101V171H100ZM100 172H99V174H100ZM102 172H101V173H102ZM122 172H123V169H122ZM122 172H121V174H122ZM125 172H126V171H125ZM128 172H129V171H128ZM130 172H132V171H130ZM151 172H152V171H151ZM162 172H163V171H162ZM174 172L176 173V171H174ZM177 172H178V171H177ZM183 172H184V171H183ZM2 173H1V174H2ZM11 173H12V172L10 171V174H11ZM13 173H14V171H13ZM21 173H22V172H21ZM39 173H40V172H39ZM42 173H43V170H42ZM47 173H48V172H47ZM62 173H63V171H62ZM66 173H67V171H66ZM84 173H85V171H84ZM94 173H95V172H94ZM97 173H98V172H97ZM103 173H104V172H103ZM107 173H110V171L107 172ZM115 173H116V172H115ZM133 173L135 174L136 172H133ZM147 173H148V172H147ZM154 173H155V172H154ZM175 173H174V174H175ZM193 173H194V172H193ZM4 174H5V173H4ZM8 174H9V173H8ZM35 174H36V173H35ZM54 174H55V173H54ZM60 174H61V173H60ZM63 174H64V173H63ZM75 174H76V173H75ZM75 174H74V175H75ZM77 174H78V173H77ZM99 174H98V176H99ZM104 174H105V173H104ZM113 174H114V173H113ZM117 174H118V173H117ZM130 174H131V173H130ZM136 174H137V173H136ZM138 174H139V172H138ZM159 174H160V172H159ZM177 174H178V173H177ZM182 174H183V173H182ZM190 174H191V172H190ZM25 175H26V174H25ZM29 175H30V174H29ZM29 175H28V176H29ZM37 175H39V174H37ZM61 175H62V174H61ZM67 175H68V174H67ZM67 175H66V176H67ZM71 175H72V174H71ZM84 175H85V174H84ZM93 175H94V174H93ZM108 175H109V174H107V177H108ZM163 175H165V173H164ZM169 175L171 176V173H169ZM195 175H196V174H195ZM195 175H194V176H195ZM5 176L8 177L7 175H3V177H5ZM11 176H13V175H11ZM16 176H17V175H16ZM32 176H33V175H32ZM32 176H31V177H32ZM41 176H42V175H41ZM46 176H47V175H46ZM62 176H63V175H62ZM72 176H73V175H72ZM90 176H91V174H90ZM98 176H97V177H98ZM103 176H105V175H103ZM113 176H115V174H114ZM132 176H133V177H136L135 175H132ZM138 176H139V175H138ZM147 176H148V175H147ZM152 176H153V175H151V177H152ZM157 176H158V175H157ZM157 176H156V177H157ZM172 176H173V175H172ZM175 176H176V175H175ZM0 177H1V176H0ZM3 177H2V178H3ZM6 177L4 178V180L6 179ZM13 177H14V176H13ZM43 177H45V176L43 175ZM49 177H50V175H49ZM51 177H52V176H51ZM64 177H65V175H64ZM68 177H69V176H68ZM68 177H66V178H68ZM79 177H80V176H79ZM93 177H94V176H93ZM122 177H123V176H122ZM124 177H125V176H124ZM141 177H142V176H141ZM159 177H160V176H159ZM164 177H165V176H164ZM173 177H174V176H173ZM173 177H172V178H173ZM178 177H179V176H178ZM182 177H184V176H182ZM190 177H191V175H190ZM9 178H10V176H9ZM19 178H20V177H19ZM38 178H39V177H38ZM94 178H95V177H94ZM98 178H99V177H98ZM108 178H111V176H109ZM113 178H114V177H113ZM115 178H117V177L115 176ZM115 178L113 179L114 181L112 180L113 183H115V181H116ZM129 178H130V177H129ZM168 178H169V177H168ZM174 178H175V177H174ZM174 178H173V180H174ZM7 179H8V178H7ZM25 179H26V178H25ZM36 179H37V178H36ZM46 179H47V178H46ZM54 179H55V178H54ZM68 179H69V178H68ZM72 179H73V178H72ZM111 179H112V178H111ZM120 179H122V178H120ZM125 179L127 180V178H125ZM131 179H133V178H131ZM131 179H130V180H131ZM137 179H138V178H137ZM139 179H140V178H139ZM146 179H148V178H146ZM149 179H151V178H149ZM157 179H158V178H157ZM157 179H156V180H157ZM163 179H164V178H163ZM180 179H181V178H180ZM189 179H190V178H189ZM193 179H194V178H193ZM12 180L14 181V179H12ZM12 180H11V181H12ZM22 180H23V179H22ZM39 180H40V179H39ZM50 180H51V179H50ZM66 180H67V179H66ZM94 180H96V179H94ZM100 180H101V179H100ZM143 180H145V179H143ZM152 180H153V179H152ZM171 180H172V179H171ZM171 180H170V182H171ZM184 180H185V179H183V180H181V181L184 182ZM1 181H2V180H0V183H1ZM5 181H6V180H5ZM33 181H35V180H33ZM33 181H32V182H33ZM46 181H47V180H46ZM55 181H57V178L55 179ZM55 181H54V182H55ZM62 181H63V179H62ZM67 181H69V180H67ZM67 181H65V182H67ZM70 181H71V180H70ZM83 181H84V179H83ZM90 181H91V180H90ZM103 181H104V180H103ZM103 181H102V182H103ZM117 181H118V180H117ZM117 181H116V182H117ZM132 181H133V180H132ZM149 181H150V180H148L147 183H149ZM153 181H155V180H153ZM153 181H152V182H153ZM161 181H162V179H161ZM163 181H164V180H163ZM190 181H191V180H190ZM15 182H16V181H15ZM25 182H26V181H25ZM30 182H31V180H30ZM43 182H44V181H43ZM43 182H42V183H43ZM65 182H64V184H65ZM100 182H101V181H100ZM110 182H111V181H110ZM128 182H129V181H128ZM139 182H140V181H139ZM152 182H151V183H152ZM170 182H168V183H170ZM173 182H174V181H173ZM177 182H178V180H177ZM179 182H180V181H179ZM179 182H178V183H179ZM183 182H182V184H184ZM185 182H186V180H185ZM187 182H189V181H187ZM187 182H186V183H187ZM215 182H216V181H215ZM10 183H11V182H10ZM10 183H9V179H8V183H7V184L9 185ZM16 183H17V182H16ZM26 183H29V181L26 182ZM39 183H40V182H39ZM103 183H105V181H104ZM107 183H109V182H107ZM133 183H134V182H133ZM137 183H138V181L136 182V184H137ZM142 183H143V181H142ZM145 183H146V182H145ZM147 183H146V184H147ZM162 183H163V182H162ZM3 184H4V183H3ZM50 184H51V183H50ZM56 184H57V183H56ZM64 184H63V187H64ZM88 184H89V183H88ZM94 184H95V183H94ZM131 184H132V183H131ZM143 184H144V183H143ZM157 184H158V183H157ZM164 184H165V183H164ZM171 184H172V183H171ZM175 184H176V183H175ZM175 184H174V185H175ZM180 184H181V183H180ZM182 184H181V185H182ZM188 184H189V183H188ZM5 185H6V184H5ZM8 185H7V186H8ZM10 185H11V184H10ZM16 185H17V184H16ZM34 185H35V184H34ZM57 185H58V184H57ZM96 185H97V182H96ZM98 185H99V184H98ZM106 185H107V184H106ZM118 185H119V184H118V182H117V186H118ZM128 185H129V184H128ZM152 185H153V184H152ZM158 185H159V184H158ZM168 185H169V184H168ZM168 185H167V186H168ZM174 185H173V186H174ZM189 185H190V184H189ZM2 186H3V185L1 184V188L4 189L5 187H4V186L2 187ZM20 186H21V184H20ZM41 186H42V185H41ZM47 186H48V185H47ZM75 186H76V184H75ZM93 186H94V185H93ZM110 186H111V185H110ZM114 186H115V185H114ZM129 186H130V185H129ZM131 186H132V185H131ZM149 186H150V185H149ZM161 186H162V185H161ZM161 186H160V187H161ZM164 186H165V185H164ZM169 186H172V185H169ZM169 186H168V188H169ZM16 187H17V186H16ZM32 187H33V186H32ZM37 187H38V186H37ZM72 187H73V184H72ZM77 187H78V186H77ZM88 187H89V186H88ZM96 187H97V186H96ZM96 187H95V188H96ZM103 187H104V186H103ZM139 187L141 188V186H139ZM147 187H148V186H147ZM147 187H146V188H147ZM154 187H157V186H156V183H155ZM190 187H191V185H190ZM7 188H8V190H9V187H7ZM14 188H15V187H14ZM14 188H13V189H10V190L13 191ZM27 188H28V187H27ZM27 188H26V189H27ZM38 188H39V187H38ZM38 188H37V189H38ZM70 188H71V187H70ZM90 188H91V187H90ZM99 188H100V187H99ZM105 188H107V187H105ZM111 188H112V187H111ZM127 188H128V187H127ZM131 188H133V187H131ZM135 188H137V187H135ZM135 188H134V189H135ZM149 188H150V187H149ZM166 188H167V187H166ZM174 188H175V186H174ZM176 188H177V187H176ZM176 188H175V189H176ZM182 188H183V187H182ZM5 189H6V188H5ZM17 189H18V188H17ZM17 189H16V190H17ZM49 189H50V188H49ZM54 189H56V188H54ZM73 189H74V188H73ZM92 189H93V188H92ZM113 189H114V188H113ZM117 189H119V188L117 187ZM122 189H124V188H122ZM122 189L120 188L119 190H122ZM134 189H133V190H134ZM137 189H138V188H137ZM141 189H142V188H141ZM154 189H155V188H154ZM163 189H164V187H163ZM186 189H188V188H186ZM22 190H23V189H22ZM41 190H42V189H41ZM57 190H58V189H57ZM68 190H69V189H68ZM77 190H78V188H77ZM125 190H126V189H125ZM148 190H149V189H148ZM160 190H161V189H160ZM165 190H166V189H165ZM173 190H174V189H173ZM173 190H172V191L169 190V191L173 193ZM12 191H10V193H11ZM18 191H19V190H18ZM34 191L36 192V189H34ZM53 191H54V190H53ZM91 191H92V190H91ZM106 191H107V190H106ZM126 191H129V190H126ZM126 191H125V192H126ZM141 191H142V190H141ZM143 191H144V190H143ZM156 191L158 192L159 190H156V189H155V193H156ZM166 191H167V190H166ZM174 191H175V190H174ZM263 191H264V189H263ZM0 192H1V191H0ZM5 192H6V191H5ZM39 192H40V191H39ZM50 192H51V191H50ZM61 192H62V190H61ZM67 192H68V191H67ZM95 192H96V191H95ZM107 192H108V191H107ZM107 192H105V193H107ZM118 192H119V191H118ZM122 192H123V191H122ZM129 192H130V191H129ZM151 192L153 193V191H151ZM151 192H150V193H151ZM167 192H168V191H167ZM260 192H261V191H260ZM2 193H4V192H2ZM19 193H20V192H19ZM56 193H57V192H56ZM70 193H71V192H70ZM72 193H73V192H72ZM72 193H71V194H72ZM77 193H78V192H77ZM136 193L138 194V192H136ZM144 193H145V192H144ZM159 193H160V192H159ZM164 193H165V192H164ZM211 193H212V192H211ZM211 193H210V194H211ZM263 193H264V192H263ZM4 194H5V193H4ZM20 194H21V193H20ZM52 194H53V193H52ZM60 194H61V193H60ZM62 194H63V193H62ZM65 194H66V193H65ZM74 194H75V193H74ZM107 194H108V193H107ZM109 194H111V193L109 192ZM127 194H128V193H126L125 195L128 196ZM156 194H157V193H156ZM166 194H167V193H166ZM173 194H174V193H173ZM179 194H180V193H179ZM260 194H261V193H260ZM11 195H12V194H11ZM15 195H16V194H15ZM18 195H19V194H18ZM21 195H23V194H21ZM27 195H28V194H27ZM34 195H35V194H34ZM49 195H50V194H49ZM49 195H48V196H49ZM54 195H55V194H54ZM66 195H67V194H66ZM117 195H118V194H117ZM130 195H131V194H130ZM130 195H129V196H130ZM132 195H133V193H132ZM141 195H142V194H141ZM162 195H164V194H162ZM175 195H176V194H175ZM203 195H204V194H203ZM205 195H207V194H205ZM211 195H212V194H211ZM5 196H7V195H5ZM13 196H14V195H13ZM23 196H24V195H23ZM50 196H51V195H50ZM50 196H49V197H50ZM90 196H91V195H90ZM121 196H122V194H121ZM134 196H135V195H134ZM134 196H133V197H134ZM137 196H138V195H137ZM169 196H171V195H169ZM198 196H200V195H198ZM198 196H197V194H196V197H198ZM207 196H208V195H207ZM209 196H210V195H209ZM209 196H208V197H209ZM243 196H244V194H243ZM261 196H262V195H261ZM8 197H9V196H8ZM14 197H16V196H14ZM20 197H21V196H20ZM35 197H36V196H35ZM58 197H60V195H59ZM166 197H167V196H166ZM205 197H206V196H205ZM253 197H254V196H253ZM4 198H5V197L3 196V199H4ZM16 198H17V197H16ZM22 198L24 199V197H22ZM22 198H20V199H18V200H19V201H20V200L22 201V200H23ZM29 198H30V197H29ZM46 198H47V197H46ZM61 198H62V197H61ZM198 198H200V197H198ZM31 199H32V201H34L33 198H31ZM31 199H30V200H31ZM66 199H67V198H66ZM68 199H69V198H68ZM77 199H78V198H77ZM77 199H75V200H77ZM82 199H83V198H82ZM112 199H113V198H112ZM117 199H118V198H117ZM166 199H167V198H166ZM176 199H177V198H176ZM240 199H241V198H240ZM18 200H17V201H18ZM26 200H27V197L25 196V201H26ZM30 200H29V201H30ZM35 200H36V199H35ZM49 200H50V199H48L47 202H49ZM53 200H57V199H53ZM70 200H72V199H70ZM83 200H84V199H83ZM122 200H123V199H122ZM169 200H173V199L170 197ZM169 200H168V201H169ZM190 200H191V199H190ZM255 200H256V199H255ZM257 200H258V199H257ZM257 200H256V201H257ZM21 201H20V202H21ZM25 201H24V202H25ZM32 201H31V204H32ZM51 201H52V199H51ZM84 201H85V200H84ZM88 201H89V200H88ZM97 201H98V200H97ZM119 201H120V200H119ZM173 201H174V200H173ZM178 201H179V200H178ZM1 202H2V201H1ZM1 202H0V203H1ZM8 202H9V201H8ZM8 202H7V204H8ZM26 202H28V200H27ZM68 202H69V201H67L66 203H68ZM73 202H74V201H73ZM78 202H79V201H78ZM171 202H172V201H170L169 203H171ZM241 202H243V201H241ZM9 203H10V202H9ZM14 203H15V202H14ZM33 203H34V202H33ZM50 203H51V202H50ZM62 203H63V202H62ZM74 203L77 204V202H74ZM90 203H91V202H90ZM243 203L246 204L245 201H244ZM243 203H242V204H243ZM261 203H262V202H261ZM7 204H6V205H7ZM11 204H12V203H11ZM18 204H20V203H18ZM63 204H64V203H63ZM79 204H80V203H79ZM88 204H89V202H88ZM93 204H94V202H93ZM190 204H191V203H190ZM190 204H189V205H190ZM239 204H240V203H239ZM239 204H237V206H238V209H237V210L241 209V208H239V207H240ZM244 204H243V205H244ZM263 204H264V203H263ZM14 205H15V204H14ZM16 205H17V204H16ZM20 205H21V204H20ZM47 205H49V204H47ZM50 205H51V204H50ZM50 205H49V206H50ZM52 205L54 206L55 204L53 203ZM66 205H67V204H66ZM77 205H78V204H77ZM96 205H97V207H98V204H96ZM251 205H252V204H251ZM251 205H249V207H250ZM3 206H4V205H2V207H3ZM8 206H9V205H8ZM18 206H19V205H18ZM21 206H22V205H21ZM67 206H68V205H67ZM81 206H84V205H81ZM91 206H92V205H91ZM190 206H192V205H190ZM261 206H262V204H261ZM16 207H17V206H16ZM16 207L13 206V208H16ZM43 207H44V206H43ZM54 207H55V206H54ZM63 207H64V206H62V208H63ZM79 207H80V206H79ZM88 207H89V205H88ZM97 207H96V208H97ZM187 207H188V206H187ZM244 207H246V206H244ZM255 207H256V205H255ZM5 208H7V207L5 206ZM21 208H22V207H21ZM29 208H30V206H29ZM33 208H34V207H33ZM49 208H50V207H49ZM58 208H59V206H58ZM80 208H81V207H80ZM96 208H95V209H96ZM233 208H234V207H233ZM236 208H237V207H236ZM236 208H235V209H236ZM247 208H248V207H246V210H247L246 212H248V209H249V208H248V209H247ZM251 208H252V207H251ZM256 208H258V204H257V207H256ZM256 208H254V209H256ZM259 208H260V207H259ZM24 209H26V208H24ZM24 209H23V210H24ZM35 209H36V211L38 212L37 208H35ZM35 209H34V210H35ZM40 209H42V208H40ZM40 209H39V210H40ZM46 209H47V208H46ZM46 209H44V210H46ZM59 209H60V208H59ZM65 209H67V208L65 207ZM68 209H69V207H68ZM83 209H84V208H83ZM90 209H91V208H90ZM92 209H93V208H92ZM211 209H212V208H211ZM252 209H253V208H252ZM2 210H3V209H2ZM2 210H0V211H2ZM8 210H9V209H8ZM15 210H16V209H14V211H15ZM26 210H27V209H26ZM26 210L23 211V212H24L23 215H25V213H26L25 211H26ZM30 210H31V209H30ZM50 210H51V209H50ZM187 210H188V209H187ZM189 210H190V208H189ZM263 210H264V209H262V211H263ZM14 211H13V212H14ZM18 211H19V210H18ZM18 211H17V213H18ZM31 211H32V210H31ZM61 211H62V210H61ZM70 211H72V210H70ZM88 211H89V209H88ZM88 211H87V213H89ZM91 211H92V210H91ZM101 211H102V210H101ZM208 211H209V210H208ZM215 211H217V210H215ZM229 211H230V210H229ZM229 211H228V212H229ZM241 211H242V210H241ZM259 211H260V210H259ZM6 212H7V209H6ZM13 212H12V213H13ZM39 212H40V211H39ZM39 212H38V213H39ZM42 212H43V210H42ZM46 212H48V211H46ZM56 212H57V211H56ZM93 212H95V211H93ZM211 212H212V211H211ZM211 212H210V214H211ZM220 212H221V211H220ZM232 212H233V211H231V213H232ZM238 212H239V211H238ZM242 212H243V211H242ZM255 212H256V211H255ZM260 212H261V211H260ZM27 213H28V212H27ZM33 213H34V212H33ZM51 213H52V211H51ZM63 213H64V212H63ZM66 213H67V212H66ZM79 213H81V212H79ZM99 213H100V215L103 214V212H102V213L99 212ZM104 213H105V212H104ZM225 213H226V212H225ZM240 213H241V212H240ZM253 213H254V212H253ZM7 214H8V212H7ZM44 214L46 215V213L43 212V215H44ZM48 214H49V213H48ZM91 214H92V212H91ZM218 214H219V213H218ZM226 214H227V213H226ZM228 214H229V213H228ZM234 214H236V213H234ZM237 214H239V213H237ZM255 214H256V213H255ZM257 214H258V212H257ZM259 214H260V213H259ZM261 214H262V213H261ZM11 215H12V214H11ZM15 215H16V214H15ZM35 215H37V214L35 213ZM35 215H34V216H35ZM41 215H42V214H41ZM61 215H62V214H61ZM223 215H224V214H223ZM8 216H9V215H8ZM13 216H14V214H13ZM37 216H38V215H37ZM37 216H36V217H37ZM46 216H47V215H46ZM51 216H52V215H51ZM51 216H50V217H51ZM68 216H69V213H68ZM72 216H73V215H72ZM75 216H76V215H75ZM85 216H86V214H85ZM89 216H90V215H89ZM98 216H99V215H98ZM98 216H96V217L98 218ZM102 216H105V215H102ZM239 216H240V215H239ZM245 216H246V214L244 213V217H245ZM263 216H264V215H263ZM1 217H2V219H3V214H2ZM16 217H18V216H16ZM20 217H21V216H19V218H20ZM32 217H33V216H32ZM64 217H65V216H64ZM69 217H70V216H69ZM105 217H106V216H105ZM180 217H181V216H180ZM217 217H218V216H217ZM217 217H216V218H217ZM230 217H231V216H230ZM233 217H234V216H233ZM236 217H237V216H236ZM244 217H243V219H244ZM247 217H248V216H247ZM7 218H8V217H7ZM25 218H26V217H25ZM34 218H35V217H33L32 219H34ZM89 218H91V217H89ZM106 218H107V217H106ZM178 218H179V217H178ZM211 218H212V217H211ZM216 218H215V219H216ZM222 218H223V217H222ZM240 218H241V217H240ZM240 218H239V220H241ZM44 219H45V218H44ZM44 219H42V220H44ZM75 219H76V218H75ZM103 219H104V218H103ZM209 219H210V218H209ZM213 219H214V218H213ZM219 219H220V218H219ZM227 219H228V217H227ZM227 219H226V220H227ZM245 219H246V218H245ZM250 219H251L252 221H254V223L257 222V221H262L260 215H259V216H256V215L253 214V215H251ZM250 219H249L248 222H251ZM260 219H261V220H260ZM11 220H12V217H11ZM21 220H22L21 223L23 224V219H21ZM21 220H20V221H21ZM45 220H46V219H45ZM64 220H65V218H64ZM77 220H78V219H76V221H74V222H78ZM85 220H86V219H85ZM91 220H93V219H91ZM131 220L133 221V219H131ZM180 220H182V219H180ZM210 220H211V219H210ZM216 220H217V219H216ZM224 220H225V219H224ZM226 220H225V221H226ZM4 221H5V220H4ZM20 221H19V222H20ZM24 221H25V219H24ZM66 221H67V220H66ZM79 221L81 222L80 219H79ZM88 221H89V220H88ZM135 221H136V220H135ZM220 221H221V220H220ZM233 221H234V223H235L236 220H233ZM26 222H27V221H26ZM26 222H25V223H26ZM103 222H105V221L103 220ZM109 222H110V221H109ZM114 222H115V221H114ZM149 222H151V221H149ZM181 222H182V221H181ZM216 222H217V221H216ZM41 223H42V222H41ZM82 223H83V219H82ZM82 223H81V224H82ZM87 223H88V222H87ZM129 223H130V222H129ZM186 223H187V222H186ZM210 223H211V222H210ZM231 223H233V222H231ZM236 223H237V222H236ZM244 223H246V222H244ZM244 223L242 222L241 225L244 224ZM251 223H252V222H251ZM258 223H259V222H257V226H258L261 222H260L259 224H258ZM263 223H264V222H263ZM10 224H11V223H9V225H10ZM12 224H13V223H12ZM18 224H20V223H18ZM28 224H29V223H28ZM68 224H69V223H68ZM70 224H71V221H70ZM74 224H76V223H74ZM74 224H73V226H74ZM130 224H131V223H130ZM167 224H168V223H167ZM169 224H170V222H169ZM187 224H188V223H187ZM187 224H186V225H187ZM189 224H190V223H189ZM216 224H218V223H216ZM225 224L227 225L228 222H225ZM248 224H250V223H248ZM14 225H15V224H14ZM20 225H21V224H20ZM76 225H77V224H76ZM87 225H88V224H87ZM87 225H86V226H87ZM105 225H106V224H105ZM114 225H115V224H114ZM140 225H141V224H140ZM148 225H150V224H148ZM182 225H183V222H182ZM186 225H185V226H186ZM207 225H208V224H207ZM209 225H210V224H209ZM209 225H208V226H209ZM211 225H212V224H211ZM214 225H215V224H214V222H213V226H214ZM221 225H222V224H221ZM226 225H224V227H225ZM251 225H252V224H251ZM260 225H261V224H260ZM1 226H4V225H1ZM12 226H13V225H12ZM27 226H28V225H27ZM32 226H34V225L32 224L31 227H32ZM126 226H127V225H126ZM126 226H125V227H126ZM151 226H152V225H151ZM188 226H190V225H188ZM204 226H205V225H204ZM215 226H216V225H215ZM219 226H220V225H219ZM252 226H253V225H252ZM254 226L256 227L255 224H254ZM10 227H11V226H10ZM16 227H17V226H16ZM22 227H23V225L21 226V228H22ZM39 227H40V226H39ZM65 227H66V226H65ZM195 227H196V225H195ZM201 227H202V226H201ZM224 227H222V228H224ZM227 227H229V225H227ZM233 227H234V226H233ZM6 228H7V227H6ZM25 228H27V227L25 226ZM29 228H30V225H29ZM36 228H37V227H36ZM41 228H42V227H41ZM41 228H40V229H41ZM66 228H67V227H66ZM66 228H65V230H66ZM70 228H71V227H70ZM79 228H80V227L78 226V229H79ZM84 228H85V227H84ZM84 228H83V229H84ZM91 228H92V227H91ZM103 228H104V227H103ZM214 228H215V227H214ZM236 228H237V227H236ZM243 228H244V227H243ZM258 228H259V227H258ZM11 229H12V228H11ZM30 229H31V228H30ZM30 229H29V230H30ZM32 229H34V228H32ZM43 229H44V228H43ZM89 229H90V227H89ZM109 229H110V228H109ZM114 229H115V228H114ZM209 229H210V228H209ZM209 229H206V230L210 231ZM216 229H218V228L216 227ZM219 229H220V228H219ZM255 229H256V228H255ZM259 229H261V227H260ZM0 230L3 231V229H1V228H0ZM17 230H18V229H17ZM19 230H20V229H19ZM22 230H24V229H22ZM27 230H28V228H27ZM29 230H28V232H29ZM35 230H36V229H35ZM35 230H34V231H35ZM72 230H73V229H72ZM79 230H80V229H79ZM84 230H85V229H84ZM95 230H96V229H95ZM107 230H108V229H107ZM170 230H171V229H170ZM220 230H222V229H220ZM224 230H226V229L224 228ZM233 230H234V229H233ZM5 231L7 232L8 230H5ZM13 231H14V229H13ZM32 231H33V230H32ZM34 231H33V232H34ZM67 231H70V230L67 229ZM67 231H66V232H67ZM73 231H74V230H73ZM93 231H94V230H93ZM96 231H97V230H96ZM212 231H213V229H212ZM47 232H48V231H47ZM91 232H92V229H91ZM94 232H95V231H94ZM94 232H93V234H94ZM102 232H103V231H102ZM113 232H114V230H113ZM124 232H125V231H124ZM134 232H135V231H134ZM171 232H172V231H171ZM214 232H217V231L214 230ZM219 232H220V231H219ZM223 232H224V231H223ZM226 232H227V231H226ZM228 232H230V231H228ZM228 232H227V234H229ZM261 232H262V231H261ZM3 233H4V232H3ZM24 233H25V230H24ZM24 233H23V235H24ZM29 233H30V232H29ZM29 233H27V235H28ZM37 233H38V232H37ZM68 233H69V232H68ZM71 233H73V232H71ZM75 233H76V232H75ZM75 233H74V234H75ZM85 233H86V232H85ZM111 233H112V232H111ZM117 233H118V232H117ZM117 233H116V234H117ZM137 233H138V232H137ZM220 233H221V232H220ZM224 233H225V232H224ZM255 233H256V231H255ZM255 233H253V234H255ZM258 233H259V230H258ZM69 234H70V233H69ZM81 234H82V233H81ZM83 234H84V233H83ZM88 234H89V232H88ZM91 234H92V233H91ZM103 234H104V233H103ZM125 234H126V232H125ZM139 234H140V233H139ZM215 234H216V233H215ZM259 234H260V233H259ZM18 235H19V234H18ZM36 235H37V234H36ZM40 235H41V234H40ZM40 235H39V236H40ZM45 235H46V234H45ZM51 235H52V234H51ZM78 235H80V233H79ZM85 235H86V234H85ZM96 235H97V234H96ZM98 235H100V234L98 233ZM108 235H111V234L109 233ZM132 235H133V234H132ZM219 235H220V234H219ZM7 236H8V234H7ZM28 236H29V235H28ZM30 236H31V235H30ZM32 236H33V235H32ZM37 236H38V235H37ZM49 236H50V235H49ZM101 236H103L102 233H101ZM105 236H106V235H105ZM116 236H117V235H116ZM118 236H119V235H118ZM120 236H121V235H120ZM125 236H126V235H125ZM128 236H129V235H128ZM128 236H127V237H128ZM221 236H222V235H221ZM225 236H226V233H225ZM225 236H224V238H225ZM19 237H20V236H19ZM43 237H44V236H43ZM46 237H47V236H46ZM74 237H75V238L77 237L76 234H75ZM89 237L92 238V236H89ZM103 237H104V236H103ZM10 238H11V237H10ZM29 238H30V237H29ZM32 238L34 239L35 237L33 236ZM61 238H62V237H61ZM64 238H65V237H64ZM64 238H63V239H64ZM77 238H78V237H77ZM80 238H82V237H80ZM80 238H79V239H80ZM17 239H18V238H17ZM25 239H27V237H26ZM52 239H53V237H52ZM55 239H56V238H55ZM67 239H68V238H67ZM92 239H94V237H93ZM105 239H106V238H105ZM107 239H108V238H107ZM122 239H123V238H122ZM122 239H121V240H122ZM5 240H7V237H6ZM20 240H22V238H21ZM34 240H35V239H34ZM39 240L42 241V239H40V238H39ZM44 240H45V239H44ZM48 240H49V239H48ZM56 240H57V239H56ZM69 240H70V239H68L67 241L69 242ZM81 240H82V239H81ZM89 240H90V238H89ZM98 240H99V239H98ZM114 240H115V239H114ZM133 240H134V239H133ZM222 240H223V239H221V241H222ZM254 240L257 241L256 238H255ZM7 241H9V240H7ZM12 241H13V240H12ZM14 241H15V240H14ZM22 241H24V240H22ZM26 241H27V240H26ZM36 241H38V240L36 239ZM61 241H62V240H61ZM75 241H76V240H75ZM79 241H80V240H79ZM83 241H84V240H83ZM105 241H106V240H105ZM219 241H220V240H219ZM246 241H247V240H246ZM248 241H250V240H248ZM248 241H247V242H248ZM2 242H3V241H2ZM17 242H18V241H17ZM20 242H21V241H20ZM24 242H25V241H24ZM39 242H40V241H38V243H39ZM44 242H45V241H44ZM76 242H77V241H76ZM81 242H82V241H81ZM81 242H80V243H81ZM132 242H133V241H132ZM140 242H141V241H140ZM140 242H139V243H140ZM224 242H225V240H224ZM251 242H252V240H251ZM9 243H10V242H9ZM11 243H12V242H11ZM14 243H16V242H14ZM22 243H23V242H22ZM26 243H28V242H26ZM36 243H37V242H36ZM36 243H35V244H36ZM47 243H48V242H47ZM53 243H54V242H53ZM55 243H56V242H55ZM60 243H61V242H60ZM84 243H85V242H84ZM94 243H97V242H94ZM103 243H105V242L103 241ZM103 243H102V244H103ZM121 243H122V242H121ZM141 243H142V242H141ZM249 243H250V242H249ZM5 244H6V243H5ZM5 244H3V245H5ZM18 244H19V243H18ZM23 244H24V243H23ZM66 244H67V243H66ZM66 244H65V245H66ZM82 244H83V243H82ZM88 244H90V243H88ZM98 244H99V242H98ZM100 244H101V243H100ZM108 244H110V243H108ZM108 244H106V245H108ZM136 244H137V243H136ZM223 244H226V243H223ZM245 244H246V242H245ZM250 244H251V243H250ZM250 244H249V245H250ZM252 244L255 245L254 243H252ZM28 245H29V243H28ZM37 245H38V244H37ZM46 245H47V244H46ZM46 245H45V246H46ZM48 245H50V243H49ZM57 245H58V244H57ZM57 245H56V246H57ZM60 245H61V244H60ZM62 245H64V242H63ZM86 245H87V243H86ZM125 245H128V244L125 243ZM130 245H131V244H130ZM246 245H247L246 248H247V250H248V249H249V246H248V244H246ZM9 246H10V245H9ZM31 246H32V245H31ZM33 246H34V245H33ZM35 246H36V245H35ZM40 246H41V245H39V247H40ZM93 246H94V244H93ZM102 246H103V245H101V247H102ZM142 246H143V245H142ZM255 246H257V242H256V245H255ZM262 246H263V245H262ZM0 247H4V246H0ZM20 247H21V246H20ZM26 247H27V246H26ZM41 247H42V246H41ZM46 247H47V246H46ZM48 247H49V246H48ZM58 247H59V245H58ZM62 247H63V246H62ZM95 247H96V246H95ZM108 247L110 248V245H109ZM115 247H116V246H115ZM146 247H147V246H146ZM54 248H55V247H54ZM97 248H98V246H97ZM116 248H117V247H116ZM131 248H132V247H131ZM133 248H134V246H133ZM141 248H143V247H141ZM253 248H254V247H253ZM257 248H258V246H257ZM261 248H262V247H261ZM2 249H3V248H2ZM22 249H23V248H22ZM26 249H28V248H26ZM37 249H38V247H37ZM49 249H50V247H49ZM56 249H58V248H56ZM59 249H60V247H59ZM59 249H58V251H59ZM92 249H93V248H92ZM100 249H101V248H100ZM111 249H112V247H111ZM135 249H136V248H135ZM244 249H245V247H244ZM244 249H243V250H244ZM34 250H36V249H34ZM44 250H45V249H44ZM54 250H55V249H54ZM95 250H97V249H95ZM125 250H126V249H125ZM131 250L133 251V249H131ZM243 250H242V252H243ZM251 250H252V249H251ZM23 251H25V249H23ZM51 251H52V250H51ZM58 251H57V252H58ZM129 251H130V249L128 250V253H129ZM252 251H253V250H252ZM257 251H258V250H257ZM1 252H2V250H1ZM6 252H7V250H6ZM30 252H32V251H30ZM30 252L28 251V253H30ZM37 252H38V251H37ZM59 252H60V251H59ZM96 252H97V251H96ZM100 252H101V251H100ZM136 252H137V251H136ZM249 252H250V250H249ZM253 252H254V251H253ZM3 253H4V251H3ZM24 253H25V252H24ZM34 253H36V252H34ZM34 253H33V254H34ZM51 253H52V252H51ZM53 253H54V252H53ZM55 253H56V252H55ZM91 253H92V252H91ZM26 254H27V253H26ZM37 254H38V253H37ZM40 254H41V252H40ZM89 254H90V253H89ZM95 254L97 255L98 253H95ZM95 254H93V255H95ZM99 254H100V253H99ZM126 254H127V251H126ZM252 254H253V253H252ZM1 255H2V254H1ZM38 255H39V254H38ZM54 255H55V254H54ZM90 255H91V254H90ZM90 255H89V256H90ZM102 255H103V254H102ZM104 255H105V254H104ZM242 255H243V254H242ZM248 255H249V254H248ZM263 255H264V254H263ZM6 256H8V255H6ZM12 256H13V255H12ZM29 256H31V255H29ZM35 256H36V255H35ZM97 256H99V255H97ZM260 256H261V255H260ZM31 257H32V256H31ZM44 257H45V256H44ZM51 257H52V256H51ZM53 257H55V256H53ZM86 257H87V256H86ZM86 257H85L84 259H86ZM102 257H103V256H102ZM106 257H107V256H106ZM243 257H244V256H243ZM248 257H249V256H248ZM257 257H258V256H257ZM0 258H1V256H0ZM9 258H10V257H9ZM27 258H28V257H27ZM88 258H89L88 260H90V257H88ZM92 258H94V256H93ZM98 258H100V257H98ZM107 258H108V257H107ZM107 258H105V259H107ZM263 258H264V257H263ZM7 259H8V258H6V260H7ZM11 259H12V258H11ZM11 259H10V260H11ZM13 259H14V258H13ZM36 259H37V258H36ZM40 259H41V258H40ZM56 259H57V257H56ZM56 259H55V260H56ZM95 259H96V258H95ZM102 259H103V258H102ZM246 259H247V258H245V260H246ZM1 260H2V259H1ZM30 260H31V259H30ZM30 260H29V261H30ZM41 260H42V259H41ZM59 260H60V259H59ZM86 260H87V259H86ZM86 260H85V263H86ZM108 260H109V259H108ZM131 260H132V259H131ZM208 260H209V259H208ZM257 260H258V258H257ZM4 261H5V260H4ZM4 261H3V262H4ZM8 261H9V260H8ZM8 261H7V262H8ZM11 261H13V263L15 262L14 260H11ZM49 261H50V260H49ZM91 261H92V260H91ZM94 261H95V260H94ZM103 261H104V260H103ZM249 261H250V260H249ZM259 261H260V259H259ZM262 261H263V260H262ZM1 262H2V261H1ZM1 262H0V263H1ZM57 262H60V261H58V259H57ZM97 262H98V261H97ZM104 262H105V261H104ZM135 262H136V261H135ZM207 262H208V261H207ZM253 262H254V261H253ZM255 262H258V261H255ZM11 263H12V262H11ZM29 263H31V262H29ZM32 263H33V262H32ZM41 263H42V262H41ZM48 263H49V262H48ZM94 263H95V262H94ZM94 263H93V264H94ZM98 263H100V262H98ZM5 264H6V263H5ZM23 264H24V263H23ZM33 264H34V263H33ZM86 264H91V263L89 262V263H86ZM124 264H125V263H124ZM243 264H244V263H243ZM260 264H261V263H260Z\"/></svg>", "mask_w": 264, "mask_h": 264}, {"label": "crops", "instance_id": "0c3cea01", "mask_svg": "<svg viewBox=\"0 0 264 264\" xmlns=\"http://www.w3.org/2000/svg\"><path fill=\"white\" fill-rule=\"evenodd\" d=\"M1 75H2V78H1ZM4 75H6V76H4ZM0 78H1L0 79V84L1 85H3L4 83H6V84L3 85L4 87L6 85H8L7 84L8 83V80H7L8 76H7V74L5 72H3V71L0 72ZM3 80L6 81V82H4ZM1 85H0V92H1L0 93V100H2V101H0V108L2 107L3 110L0 109V141L4 142V141H8V137H9L8 136V126L14 125L15 120H17V119H18L17 121H25L26 120L25 114H26V112H30V110H31V101H30L31 99H30V97H27V96H24L23 98H15V97L11 98L7 94L8 91H6L7 92L6 93L5 90L3 89L4 87L1 86ZM5 88H7V90H8V87H5ZM2 96L3 97L5 96V99H3ZM24 98H26V99H24ZM16 99H18V101ZM4 102H5V104L7 103V105H5ZM19 102H20V104H19ZM25 104H30V105L26 106ZM18 107H20V109H18ZM21 109H23V110H21ZM26 109H28V110H26ZM17 110H19V112L21 111L20 112L21 114L19 112H17ZM22 113L24 114V116H23ZM17 115H18V118H17ZM10 118H12V120H14V123L10 122L11 121ZM15 125H16V123H15Z\"/></svg>", "mask_w": 264, "mask_h": 264}]
</instances>
